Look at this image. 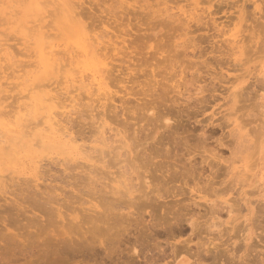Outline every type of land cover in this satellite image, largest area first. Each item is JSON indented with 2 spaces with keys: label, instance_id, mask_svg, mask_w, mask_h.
Wrapping results in <instances>:
<instances>
[{
  "label": "rangeland",
  "instance_id": "374dc122",
  "mask_svg": "<svg viewBox=\"0 0 264 264\" xmlns=\"http://www.w3.org/2000/svg\"><path fill=\"white\" fill-rule=\"evenodd\" d=\"M14 1H16V2H14ZM20 1H22V4H21V2ZM24 1V2H23ZM45 1H49V0H0V49H2L1 51H0V56L2 55V56H4V58L6 57V55H8L7 57H8V61L10 62V64H11V62H12V60L13 59H15V60H13V62L14 63H12L11 65H13V66H11V65H9L7 62V59L5 60V59H2L1 57H0V59H2V60H0V71H2L1 72V74H0V81L2 82V85H1V82H0V89H2V90H4L3 92L1 91L0 92V98L1 97H3V99H1V100H3V102L1 103L0 102V113L1 112H5V110H6V112H5V114H1V116H0V132H2L3 133V138H6V139H9V141H8V143H7V141H5L6 139H4V141H3V138H2V133L0 134L1 136H0V140L2 141V143H5V144H1L0 146H1V149H0V182H2V183H0L2 186H0V188L2 189V191H4L3 189H5V186H6V189L7 190H5L4 192H2L1 193V191H0V194H2L0 197H1V199H0V255H1V253L3 252L2 250L4 249L5 250V247H7L8 246V243L9 242H15L16 240H14V239H18V238H14L13 237V234L14 233H17V237H19V239H20V244L21 245H23V243L21 242V241H24V243L26 242V241H29V239L31 240V241H34L33 243H32V245L34 244L35 245V248L34 249H32V250H30V252H32V253H30L29 252V249H30V247L32 248V246H31V244H29L28 243V246H26V247H29V249H28V251H26V253L27 252H29V253H27V255H25L26 253H24V249H26L27 250V248L26 247H24V246H21L22 248L24 247V249H22L19 245H18V247H17V245L15 246V248H17V249H15L17 252V254H13V252L15 253V250L14 251H12L13 249H14V245L15 244H17V243H19V241L17 242V243H13V244H10L8 247H9V250L12 248H10V246L12 245L13 246V248L11 249V251H9V252H12V253H9L8 252V248H6L7 249V254H8V259L9 258H13L14 260H12V258H11V260H9V261H7L6 259H4V260H2V258H7L6 256H5V254H6V252H4L3 254H4V256L5 257H3V254H2V257H1V262H2V264H4V262L3 261H5L6 262V264L7 263H12L13 261V263L12 264H27L26 263V261L27 262H29V259L31 260H33V261H31L30 262V264H35V263H33L35 260V262H37V264H51V263H53V264H56V262H53V261H59V263L60 264H64L65 263V258H66V255L69 253V251H70V248H73L74 246L76 247V245H75V243L79 240V238H82L83 240L84 239H87L88 237H89V240H90V238H91V240L93 241V242H95L93 239H95L94 237H97L95 240H98V238H99V240L98 241H103V243H104V245L106 246V247H108L109 249H107V250H110L111 248H110V246L112 247V245L114 246V243H115V247L114 248H116V247H118L119 245H120V249H123V250H119V247L117 248L118 249V251L120 252V254H118V251H116L117 253H116V255H117V258H116V255H114L113 254V256L115 257V260L116 259H118V261H119V263H118V261L116 260V262H117V264H121V261H124L125 259V257L128 259H126L128 262L127 263H130V260H132V257H133V259H134V261H135V263L136 262H139V263H136V264H142L143 263V260L145 261V263H143V264H146V261H147V264H149V259L151 258V259H153V258H155V261H156V259L159 257V259H161V260H158L157 261V264H168V262L167 261H171V259H172V263L173 264H191L193 261H194V264L195 263H197V264H199L200 263V261L202 260V259H199V258H205L206 260V262H205V264L207 263V264H209L208 263V258L210 257V256H212V258L210 257V260L212 261V262H214L213 261V259L215 260L216 259V257L219 259V260H215L216 261V263H217V261H220V263L222 264H226L225 262H227V260L228 259H231L232 258V255L230 254L229 255V252L231 253V251H229V252H227L229 249H230V243L231 242H234L235 243V247L237 248L238 246V244L239 243H241V244H243V245H241V246H239V248H237L236 250H239L238 252H239V254H242L243 255V258L245 257V256H248L249 254H257V255H259V258L257 257V255H254L253 254V256H254V258H253V256L252 255H249V257H251V259H252V261H254V260H256L254 263L255 264H257L258 262H264V259H261V256H262V258H263V256H264V230H262L260 227H258L257 225H259V223L258 222H256L255 220L257 219V218H259V219H257L259 222L260 221H262V213L260 214V216H259V214H257L259 217H257V215H255V213L254 212H256L257 213V207H261V205L260 204H263V202H264V152L263 153H261V157L257 160V165H255V167H247V168H245L244 167V163L243 162H239V160L237 161L236 160V162H235V168H236V166H237V170L235 169V170H233V174H232V177H228L227 175H225L226 174V172H225V174L223 173L222 175L220 174L221 173V169L222 168H220V169H218V171H217V169H216V167H212L213 169L211 170V168H210V166L213 164L212 162H214L215 164H213V165H215V166H218V168H219V166L220 167H224L223 168V170L225 169V166L227 165L226 163H225V166H224V163L222 164V162L223 161H221V163H220V160H219V156L220 155H222V156H224V155H228V156H230L229 155V153H231V149L233 148L232 146H233V142H235L234 144H236L237 142L238 143H240L239 141H241V139L244 137V139H245V136H244V134L245 133H247V132H249L250 130L252 131L251 133H253V131L254 130H252L253 129V126H255L254 128L256 129V132H255V134H254V136L256 135L257 137H258V134H257V129L258 130H260L261 129V131L264 129V128H258V126L260 125V124H262V122H263V120H264V48H260V47H257L258 46V43L257 44H254V46H253V48H252V46H250V44H252V42L254 43L255 42V40H253V38L251 37V36H253V35H255L254 36V39L257 37L258 39H256V41H258L259 39L261 40H259V46H262L263 45V42H264V37H263V35H264V29H262V28H264V27H262L263 26V24H264V15L262 16L261 14H264V12H263V10H264V0H190V2L189 1H185V0H178L179 2L178 3H176L177 1L176 0H138L139 1V3H138V1L136 0H122V2H121V0H114V1H112V0H66L67 1V3L69 4V6H71V7H73V11L74 12H78L79 14L77 15L76 13V16H77V18H79L81 21H83V22H81V24L82 25H84L85 26V32H87V35H88V37L90 38L91 36V38L93 39H91V40H89L90 41V43H92L91 44V48L98 54V55H100L99 53L101 52V50L99 49V48H103V44L101 43V46L102 47H100V44H98V42H97V36H99L100 37V41H102L103 39V41L104 42H106L107 43V41H108V37H111V38H113V35L115 34V36H116V34L117 35H120L119 36V38H116V37H114L113 38V40L114 39H116L115 41H117L118 43H119V40H122V39H125V40H127L126 41V45H127V47L129 48L127 51L125 50V49H121V53L118 55V57H117V55L116 56H114L115 58H114V60L115 61H112L111 60V62H112V64L114 65V62H116L115 64V68H114V70H116V72H114V70L112 71V75H113V77H115V80L117 79V77L119 78V79H117L118 80V82H119V85H117L116 86V84L114 85V86H112V84L113 83H117L118 84V82L117 81H115L114 79V81L115 82H113V81H111V82H109V78H108V76L106 75L107 73H106V70H111V69H113V65L112 66H110V59H108L107 60V62H110V63H108V65H109V67H111V68H109L108 66L105 68V66L104 65H99V66H95V67H91V68H93V69H89V70H86V72H85V75H92L93 73H98L97 74V76H98V81L97 82H100L101 83V85L99 84V83H97V82H89V80H91V77L90 78H86L85 79V81L87 82V83H89L90 84V86H89V84L86 86V87H83L82 88V86H85L87 83L86 82H84V83H81L80 81H78V80H80V75L78 74V73H76V70L74 69L75 68V65H71L70 64V60H71V55L69 54V59L67 58V52L68 51H66V50H64V49H61L60 51H61V53H60V56H61V58H63V60H64V63L66 64V59L65 58H67L68 59V61H67V63L69 64V65H67V67L65 66L64 68H63V71H64V69H65V72H63V74H62V69L60 70V71H57V68H50V69H47V70H44L42 67L41 68H39V65H38V56H37V53H36V51H37V49H38V35H36V34H39L40 32H43L44 33V31H45V35H46V32H48L47 33V36H48V34H50V37L49 38H47V40L46 41H51V40H53V41H57V42H60L61 44H63V46H64V44H65V42L66 41H70V42H72L75 38H70L71 37V33L69 32V31H67L65 28L67 27V24L65 23V21L63 20V18H62V14L60 13V15H57V16H54V13H56V14H58L59 13V9H58V7L56 6V1L57 0H55V1H53V0H50L51 2H53V3H49V5L50 6H48V3L47 2H45ZM71 1V2H70ZM140 1H141V4L142 5H140L139 6V4H140ZM163 1V3H161V2ZM196 3V4H198V2H200L198 5H196L194 2ZM208 1V2H207ZM222 1V2H221ZM235 1V2H234ZM236 1H237V3H236ZM252 1V2H251ZM40 2H42L41 4H43V2H44V4L45 3H47V6L45 7V5H41L40 4ZM116 2V3H115ZM145 2H147V6L146 5H143V4H146ZM149 2H150V4H149ZM158 2L159 3H161V5H159L158 4ZM201 2H204V3H201ZM205 2H207V3H205ZM221 2V3H220ZM230 2V3H229ZM233 2V3H232ZM129 3V4H128ZM130 3H132V4H135L136 6H133L132 4H130ZM137 3V4H136ZM151 3L152 4H155L154 6L153 5H151ZM174 3H175V5H174ZM194 4V6H193V4ZM258 3V4H257ZM263 3V4H262ZM25 4V5H24ZM149 4V5H148ZM156 4H158V5H156ZM163 4V5H162ZM167 4V5H166ZM234 4V5H233ZM235 4H237V6L235 5ZM74 5V6H73ZM168 5H170V6H168ZM177 5V6H176ZM182 5V6H181ZM229 5H231V6H229ZM7 6V7H6ZM139 6V8H137ZM145 6L148 8V6H149V8H156V7H159L158 9L156 8V10L157 11H159V9H161L160 10V12H159V14H157L158 12L154 9V10H152V9H146L145 8ZM156 6V7H155ZM167 6H168V8H167ZM173 6V7H172ZM197 6V7H196ZM220 6H222L221 8H220ZM242 6H245V7H242ZM45 7V8H44ZM135 7V8H134ZM161 7H165V8H161ZM170 7H171V9H170ZM194 7H196V8H194ZM254 7H256V8H254ZM56 8L58 9V11L56 10ZM217 8H219V9H217ZM262 8H263V10H262ZM75 9H76V11H75ZM83 9V10H82ZM127 9V10H126ZM140 9V10H139ZM163 9H166V10H163ZM167 9H169V10H167ZM182 9V11H180V10ZM257 9V10H256ZM51 12V11H53V12H51V13H49V11ZM78 10V11H77ZM112 10V11H111ZM172 10V11H171ZM185 10V11H184ZM216 10V11H215ZM220 10V11H219ZM257 12H256V11ZM261 10V11H260ZM7 11L9 12V13H7ZM16 11V12H15ZM48 11V12H47ZM56 11V12H55ZM81 11V12H80ZM86 11V12H85ZM118 11V12H117ZM148 11V12H147ZM214 13H213V12ZM237 11H239V12H237ZM246 11H248V12H246ZM254 11V12H253ZM4 12H6V14L4 13ZM18 12V13H17ZM115 12V13H114ZM146 12V13H145ZM151 12V13H150ZM154 12V13H153ZM167 12H169V13H172L173 14V12L175 13H177V14H174L175 16L177 15L178 17L181 15V17H175V16H173L172 14H168ZM187 12V13H186ZM216 12H218V13H216ZM250 12V13H249ZM85 13V14H84ZM86 13H88V14H86ZM116 13H117V15H116ZM147 13H149V14H147ZM154 15H153V14ZM156 13V14H155ZM166 15H165V14ZM179 13V14H178ZM212 13V14H211ZM234 13V14H233ZM259 13V14H258ZM14 14V15H13ZM16 14V15H15ZM52 14H53V16H52ZM80 14H83V15H80ZM146 14H147V16H146ZM151 14V17L150 16H148V15H150ZM163 14V15H162ZM249 15V17H248V15ZM251 14V15H250ZM253 14H255V16L257 17H255ZM259 16H258V15ZM47 15V16H46ZM87 15H89V17L87 16ZM155 17L156 15L157 16H159V17H156V18H154L153 16ZM172 15V16H171ZM190 15H191V18H190ZM229 15H231V16H229ZM247 17H246V16ZM253 15V16H252ZM46 16V17H45ZM59 16V17H58ZM83 16V17H82ZM145 16H146V18H145ZM167 16V17H166ZM197 16H199V18L197 17ZM205 17V18H203V17ZM226 16V17H225ZM236 16V17H235ZM245 16V17H244ZM251 16H252V18H251ZM263 18H262V17ZM86 17H88L87 19H85ZM153 17V18H152ZM161 17V18H160ZM169 17H171V20L169 19ZM182 17H185L186 19H184V18H182ZM198 19V21H199V19H201L200 20V23H197L196 24V22H198L197 21V19ZM201 17V18H200ZM228 17H230L231 18V20H230V18H228ZM236 19H235V18ZM258 17L260 18V21H256L257 19H258ZM62 18V19H61ZM90 18V19H89ZM147 18H149V19H147ZM166 19V20H168V22L165 20V21H163V23L164 22H166V24L168 25H165V23L163 24V23H161V24H163V26H160L161 24H160V22L158 21V20H160V19ZM176 18V19H175ZM180 18H182V19H180ZM190 18V19H189ZM232 18L234 19V20H232ZM253 20V21H251V19ZM42 19V20H41ZM55 19V20H54ZM175 19V20H174ZM192 19H195V20H192ZM185 20V23L183 22ZM187 20V21H186ZM238 20V21H237ZM104 21H106V23L104 22ZM150 21V22H149ZM153 21V22H152ZM157 23H156V22ZM169 21H170V23H172V24H170L169 23ZM172 21V22H171ZM193 21H195V23L193 22ZM216 21V22H215ZM52 23V24H50V23ZM86 22H87V24L92 28H90L91 29V31H90V33H89V28L87 29V27H88V25L86 24ZM93 22V23H92ZM155 22V23H154ZM162 22V21H161ZM182 22L184 23V24H182ZM209 22V23H208ZM220 22V23H219ZM245 22V23H244ZM259 22H260V25H259ZM22 23L24 24L23 25V27H22ZM83 23H85V24H83ZM120 23V24H119ZM122 23V24H121ZM182 25H181V24ZM193 23V24H192ZM202 23V24H201ZM204 23V24H203ZM257 23V26L255 25ZM263 23V24H262ZM50 24V25H49ZM110 24V25H109ZM113 24L115 25V27L113 26ZM159 24V25H158ZM191 24V25H190ZM197 26H196V25ZM204 27L205 25L207 26V28H206V26H205V28H203L202 27V30L201 29H198V28H200V26L201 25ZM34 25H37V26H34ZM49 26V27H47V26ZM86 25H87V27H86ZM96 25V26H95ZM157 26V28H156V26ZM176 25V26H175ZM195 25V26H194ZM217 25V26H216ZM243 25H245V27L243 26ZM247 25V26H246ZM25 26V27H24ZM31 26H33V30H30L29 31V29H32V27ZM43 26V27H42ZM46 26V27H45ZM51 26H53V27H51ZM54 26H55V29H54ZM116 26H117V28H116ZM172 28H171V27ZM174 26V27H173ZM183 26H185V27H183ZM210 26V27H209ZM250 26V27H249ZM26 27H29V28H26ZM35 27H37V28H35ZM42 27V28H41ZM65 27V28H64ZM181 27V28H180ZM186 27H188V30H192V32H194V30L196 31V29H197V31L196 32H194V33H192L191 31H190V34L188 33L189 31H186L187 30V28ZM196 28V29H194V28ZM211 27H212V29H211ZM217 27V28H216ZM118 28H120V29H118ZM177 28V29H176ZM245 28V29H244ZM36 29H38V32H37V30ZM93 29H95V30H93ZM115 29H117L118 31L119 30H121V31H119L120 33H118V32H116V30ZM123 29V30H122ZM182 29V30H181ZM194 29V30H193ZM216 29V30H215ZM243 29V31H241ZM261 29H262V31H261ZM34 30H36V31H34ZM48 30V31H47ZM102 30V31H101ZM215 30V31H214ZM108 31H111V32H107V34H108V36H107V34H106V36L107 37H105L104 35H105V33ZM115 31V32H114ZM255 31V32H254ZM28 32H29V34H28ZM31 32V33H30ZM105 32V33H104ZM114 32V33H113ZM123 32V33H122ZM125 32H127L126 34H128V35H126L125 34ZM244 32V33H243ZM261 32H262V34H261ZM51 33L54 35V37L52 36V39H51ZM104 33V34H103ZM112 33V34H111ZM252 33H253V35H252ZM255 33V34H254ZM91 36H90V35ZM198 34V35H197ZM241 34H243L246 38H247V36H249L247 39L248 40H246L247 41V43L244 41L245 39H242L243 37L241 36ZM245 34H247V35H245ZM257 34V35H256ZM262 36H261V35ZM69 35H70V37H69ZM101 35V36H100ZM112 35V36H111ZM239 37H238V36ZM258 35L260 36V38L258 37ZM190 36H192V37H190ZM197 36H198V38H197ZM125 37V38H124ZM188 37V38H187ZM190 37V38H189ZM203 37V38H202ZM240 37H241V39H240ZM252 38V40H251V38ZM96 38V39H95ZM105 38H107L106 40H105ZM187 38V39H186ZM192 38H194V39H192ZM207 38V39H206ZM226 38L228 39V40H226ZM234 40H233V39ZM238 39V41H239V39H240V41L238 42L237 41V39ZM199 39V40H198ZM226 40V42H222L223 40ZM232 39V40H231ZM249 39L252 41H249ZM224 40V41H225ZM230 40V42L232 43H230V42H228ZM242 40H243V43H242ZM217 41V42H216ZM263 41V42H262ZM97 42V43H96ZM128 42H129V44L131 45H133V47H131L132 48V50L130 49V46H129V44H128ZM208 42V43H207ZM244 42H245V44H244ZM214 43L217 45V47L219 48H222V47H224V46H227L226 45V43L230 46V45H232L230 48L232 49V50H230L229 51V46H227V48H229V49H227L228 50V52L226 51L225 52V48L226 47H224V52H222L221 50L223 49H221V50H218V51H221V52H218V51H214L216 48H215V45H214ZM224 43V44H223ZM235 43H236V45H239V46H242L243 48L245 47V49H244V52L242 53V54H240L239 52H238V48H235V51L237 50V54H238V58L236 57L235 59L233 58V57H235V56H232L231 55V52H233L234 50H233V46H236L235 45ZM248 43H250V44H248ZM183 44V45H182ZM213 44V45H212ZM222 44V46H219V45H221ZM246 44H248V45H246ZM1 45H3V46H1ZM131 45V46H132ZM159 45H160V47H159ZM161 45H163L162 47H161ZM190 45V46H189ZM200 45H201V47H200ZM257 45V46H256ZM63 46H62V48H63ZM212 46H214V47H212ZM264 46V45H263ZM2 47V48H1ZM4 47H6V49L4 50ZM137 47H138V49H137ZM157 47V48H156ZM204 47V48H203ZM212 47V48H211ZM233 47V48H232ZM247 47V48H246ZM248 47H251V49H252V52H257V50L258 49H261L262 50V53L260 54V55H262L263 54V56L262 57H260V55H259V50H258V54H257V57L255 56L256 54L255 53H252V52H250L251 54L250 55H246L245 54V51H247V50H249L248 49ZM9 48V49H8ZM61 48V47H60ZM134 48H136V50H134ZM159 48V50H157V52H159V53H157L156 52V49H158ZM214 48V50H212V51H210V49H213ZM256 48H258L256 51H255V49ZM111 49V48H110ZM162 49V50H161ZM254 49V50H253ZM137 51V52H139V53H137V52H135L134 53V51ZM139 50V51H138ZM10 51L12 52V53H10ZM124 51H125V53H129V52H132L131 54H129L131 57H132V59H133V57H137L138 56V58H139V60L140 61H143L142 63L143 64H141V66L140 65H138V66H140L139 68H140V70H141V73H144V72H142V70H145V69H147V71H149V69H151V72L150 73H152L153 74V72L154 71H156V73L158 72L157 71V68H159L158 70H161L162 69V72L161 73H165V74H167V75H165V74H160V72H158V74H159V76H157L156 74H154V75H156L155 76V78L154 77H152L153 79H154V82L156 81V83H154L155 85L153 86V87H151L152 85H153V80H152V84H150L149 83V79H150V73L149 72H147V71H145V73H146V75L147 74H149V75H147L148 77H149V79H148V77H147V79L145 78L146 77V75L145 74H143L144 75V77H143V75L141 76V73H139L138 71V73H131V77H132V79L134 78V77H136V79H137V75H139V77L138 78H140L139 79V81H135L134 79V81L132 80V79H130L131 81H133V83L135 82V84L136 83H140L139 85H137V88H136V86L134 85V84H132V82L130 83V81L129 82H126L125 84H127L126 86H128V87H130L129 85H131L132 84V86H133V89L134 88H136L137 90H139V87L141 88L140 89V91L142 90V92H143V94H144V91L145 90H147V91H149V90H155V91H149V92H153L154 94H152V93H150V96L152 95H154L155 97H152V99H150L149 97V92H147V91H145V93L147 94L148 93V95L147 96H149L148 98H147V96L145 97V94H144V97L142 98V99H148L150 102H154L153 104H158V105H154L153 106V104L151 103V107L150 108H153V110L155 111L156 110V113H160L161 114V112H163L162 114H161V116H163V118L164 117H167V118H169L170 119V122H169V125H166L165 124V121H164V119L162 118V122H161V120H159V119H161V116H160V114H158L159 115V117L157 116V114H155V112H153L154 113V115L152 116V114L150 113V112H147V108H149V107H147L149 104H145L146 102L147 103H149L148 101H145V103L143 102V101H139V100H137L140 96H141V94H136L137 95V97H135L133 94H131V95H127L126 94V92H124L125 91V89H124V80L123 79H125V78H122V77H126L127 75H125L124 74V72L126 71L123 67L125 66L126 67V64H124L123 62H122V60H123V58H121V60L120 59H118V58H120V57H123V55H124ZM164 51V52H163ZM196 51V52H195ZM202 51H203V53H202ZM210 51V52H209ZM6 54H4V53ZM7 52H8V54H7ZM123 52V53H122ZM155 52L157 53V54H155ZM215 52V53H214ZM249 52L247 51L246 53H248L249 54ZM63 53V54H62ZM141 53V54H140ZM202 55H201V54ZM204 53H206V54H204ZM218 53H219V55H221V53H222V55L220 56L221 58H224L223 60H224V66H221V70L218 68V67H220L219 65H221V63L219 64V63H217L218 61H219V57L218 58H216V59H218V60H214L215 59V57L216 56H219L218 55ZM225 53L227 54L226 56H227V58H226V56H225ZM31 54H32V56H31ZM168 54V56L167 57H171L172 59H173V61L171 60V59H169V61H168V58L167 59H165V64H167V62H168V64L170 63V65H172V66H170V65H168V66H170L171 68H172V70H171V68H170V70H169V68H168V66H166L167 67V69H166V71H164L165 69L164 68H162L163 66H165L164 64H162L163 66H161V65H159V63H160V61H163L162 60V58L164 57L163 55H167ZM200 54V55H199ZM228 54L229 55H231V56H229V59H228ZM255 54V55H254ZM29 55V56H28ZM64 55H66L65 57H64ZM134 55V56H133ZM155 55V56H154ZM204 55V56H203ZM251 55H252V59H251ZM254 55V56H253ZM259 55V56H258ZM156 56H158L157 58H158V60H159V58H160V60H159V62H157L158 60H157V58H156ZM192 56H194V57H192ZM223 56V57H222ZM249 57V60H251V61H249V60H247L248 62H246V59H248V57ZM6 57V58H7ZM117 57V58H116ZM162 57V58H161ZM247 57V58H246ZM256 57V58H255ZM260 57V58H259ZM12 58V59H11ZM209 58V59H208ZM220 58V59H221ZM240 58H245V59H240ZM228 61V62H226V64L227 65H225V61L226 60ZM233 59V60H232ZM6 62H5V61ZM28 60V61H27ZM121 61L124 65H122V64H120L121 62H119V61ZM134 61L136 60V58H134L133 59ZM166 60H167V62H166ZM209 60V61H208ZM222 60V61H223ZM237 60V61H236ZM34 61V62H33ZM36 61V62H35ZM140 61H135V64H136V62H138V63H140ZM221 61V60H220ZM231 61V62H230ZM238 64V61H240L239 63L240 64H238V65H235L236 66V68H238V69H233V67H234V64H235V62ZM242 61H245V63L243 64L242 63ZM32 62V64L34 63V66L32 65H30L29 63H31ZM157 62V63H156ZM173 62H175L177 65H175ZM209 62L211 63L212 62V64H215V63H213V62H216V65L217 64H219V65H217L216 67H215V65H212V64H209ZM232 62H234L233 63V65H232ZM16 63V64H15ZM25 63V66L23 65ZM119 64V66H117L118 64ZM127 63H132V62H127ZM137 63V64H138ZM229 63H231L230 64V66H228V64ZM242 63V64H241ZM259 63V64H258ZM26 64H27V66H28V64H29V66L27 67L26 66ZM63 64V63H62ZM65 64H63V65H65ZM134 64V63H133ZM132 64V66H134ZM158 64V65H157ZM190 64V65H189ZM192 64V65H191ZM193 64H194V66H193ZM257 64H258V67H257ZM4 65V66H3ZM20 65V66H19ZM21 65H23V66H21ZM123 66L122 68H121V66ZM241 65H243V66H241ZM17 66V67H16ZM37 66V67H36ZM74 66V67H73ZM158 66H161V68L160 67H158ZM177 66V67H176ZM181 66V67H180ZM183 66H184V68H183ZM188 66H190V68H188ZM250 66H251V68H255V69H252L251 70V68H250ZM256 66V67H255ZM5 67V68H4ZM16 67V71L18 70V72H15V71H13L14 70V68ZM20 67H22L23 68V70L21 71L20 69ZM70 67H72L73 68V70H72V68H70ZM99 67V68H98ZM120 67V68H119ZM137 67V66H136ZM175 67H176V69H175ZM203 67H204V69H203ZM213 67H214V71L213 70H211V69H213ZM223 67H224V69H223ZM225 67H230V71H229V69L228 68H226L225 69ZM232 67V68H231ZM241 67H243V68H241L242 70H240L239 71V69ZM244 67H247V69L246 68H244ZM142 68H145V69H142ZM179 68V69H178ZM198 68V69H197ZM217 68V69H216ZM235 68V67H234ZM248 68L250 69V70H248ZM257 68V69H256ZM106 69V70H105ZM119 69H122V73H121V70L119 71ZM164 69V70H163ZM175 69V70H174ZM178 69V71L180 70V72H178V71H176ZM197 69V70H196ZM244 69L246 70V71H244ZM54 70V71H53ZM199 70V71H198ZM220 70V71H219ZM223 70H228V72L227 71H223ZM237 70V71H236ZM248 70V71H247ZM13 71V72H12ZM26 71V72H25ZM94 71V72H93ZM98 71V72H97ZM164 71V72H163ZM170 71V72H169ZM173 73H172V72ZM202 71H204L203 73H202ZM211 71H213L214 72V76H215V73H218L215 77L213 76V72H211L212 73V75H211V73L210 72ZM232 71H233V73H232ZM243 71H244V73H243ZM89 72H92V73H89ZM166 72H168V73H166ZM184 72V73H183ZM197 72V73H196ZM207 72V73H206ZM226 72H227V75H228V77H226L227 75H226ZM248 72V73H247ZM254 72V73H253ZM13 73V74H12ZM25 73V74H24ZM118 73H120L121 74V78H120V74H118ZM155 73V72H154ZM169 73H172V74H174V73H176V75L177 76H175V75H173L172 77L170 76V75H172V74H169ZM220 73H222V75L220 74ZM241 73H243V76H242V74ZM248 75H247V74ZM19 76V77H17L16 78V76ZM21 74H23V76L21 75ZM59 74H61V75H63V76H59ZM74 74V75H73ZM79 75V76H77V75ZM152 74H151V76H152ZM178 74H179V76H178ZM219 74H220V76L221 77H224L223 79H227V78H229L230 76H231V78L232 77H234V78H232V84L230 83V82H228V80L229 81H231V79L229 78L228 80H226V81H222V79H221V77L219 76ZM236 74V75H235ZM246 76H245V75ZM12 75V76H11ZM20 75L22 76V77H20ZM67 75V76H66ZM124 75V76H123ZM128 75H130V74H128ZM163 75V76H162ZM165 75V76H164ZM170 77H169V76ZM181 75V76H180ZM195 75L197 76V77H195ZM226 75V76H225ZM241 75V76H240ZM253 75H254V77H253ZM6 76H8V77H6ZM11 76V77H10ZM13 76H15V77H13ZM45 76V77H44ZM52 76H53V79H52ZM75 76H77V77H79V78H76ZM104 78H103V77ZM184 76V77H183ZM238 76V77H237ZM240 76V77H239ZM252 76V77H251ZM44 77V78H43ZM51 77V78H50ZM62 77V82H61V80H60V78ZM67 77H75L76 78V81H75V83H77V84H75L74 82H72L71 81V79L69 78H67ZM106 77V78H105ZM129 77V76H128ZM127 77V78H128ZM141 77H142V79H145L144 81L145 82H148V84H150V85H148L147 83V85L148 86H150L151 88H153V89H151L150 87H149V90H148V88H146V85L144 86V85H142V84H145V82L143 83H141ZM156 77H158L159 79H157ZM161 77H169V79L167 78V80H169V82L170 83H168V81L167 80H164V78H161ZM181 77V78H180ZM183 77V78H182ZM193 77H195V78H193ZM201 77V78H200ZM226 77V78H225ZM237 77V78H236ZM127 78H126V80L125 81H128L127 80ZM193 78V79H192ZM217 78V79H216ZM219 78V79H218ZM262 78V79H261ZM7 79V82H5V80ZM42 79H43V81H42ZM57 79V80H56ZM60 80V83H61V85H58L59 84V80ZM101 79H102V81H101ZM161 79H163V80H161ZM192 79V80H191ZM197 79V80H196ZM233 79H236V80H234L235 82L233 83ZM257 79H258V81H257ZM47 80H49V82H47ZM53 80V81H52ZM119 80H123L122 81V85H121V83H120V81ZM147 80V81H146ZM158 80H161L162 82L164 81V83L166 84V81H167V84L168 85H170V86H168L167 84V86L168 87H166V86H164V87H166V93H165V91H164V89L162 90L161 88H163V87H161V85L163 84L162 82V84H160V86L158 85V82H160V81H158ZM199 80V81H198ZM200 80H202V81H200ZM208 80V81H207ZM262 80V81H261ZM23 82V83H21V84H19L18 86H16L18 83H20V82ZM56 81H58L57 83H56ZM64 81V82H63ZM68 83H67V82ZM72 83H71V82ZM106 81H108V82H106ZM181 81H183V82H181ZM185 81V82H184ZM194 81V82H193ZM3 82H5V84H3ZM52 82H54L52 85H51V83ZM189 84H187V83ZM209 82V83H208ZM262 84H261V83ZM8 83V84H7ZM43 84L44 83V85H45V87H43V86H40V88H34V85H36V84ZM46 83H49V85H47ZM105 83H108L109 84V89H110V91L108 90V87H104V86H106V84ZM111 83V84H110ZM180 83H182V84H180ZM185 83V84H184ZM191 83V84H190ZM211 83V84H210ZM232 85V86H229L230 84ZM258 83V84H257ZM66 84H67V86H68V88H67V86H66ZM71 84H72V88L71 89H73L72 91H71V89H69L70 87H71ZM177 84V85H176ZM180 86H179V85ZM186 84H187V86H186ZM202 84H203V86H202ZM207 84H209V87H212L211 89L210 88H208V90L209 91H204V93H202L203 92V90H207V88H205V87H208V85ZM215 84V85H214ZM228 84V85H227ZM102 86L103 88H101L100 89V91L98 90L97 91V89H98V87L99 86ZM164 85V84H163ZM172 85H173V87H174V89H173V87H172ZM206 85V86H205ZM218 85V86H217ZM260 85H261V87H260ZM49 86V87H48ZM58 87L59 86V88L60 87H64L65 89H67V90H65L64 88L62 89V88H60V90L59 91H57L59 88H56L57 90H55V88H54V90L53 89H51V91H50V89L49 88H53V87ZM75 86H78L79 88H75ZM96 88V91H93V89H94V87ZM110 86H112V87H114L115 89H117V90H115L114 88H112V87H110ZM122 86V87H121ZM131 86V87H132ZM141 86H143V87H141ZM160 87V89H159V87ZM177 86V87H176ZM189 86V87H188ZM199 86V87H198ZM203 88H202V87ZM228 86V87H227ZM39 87V86H38ZM92 87H93V89H92ZM117 87V88H116ZM118 87H119V89H118ZM171 87V88H170ZM191 87V88H190ZM193 87V88H192ZM200 87L203 89V90H198V89H200ZM227 89H226V88ZM235 88V89H233V88ZM251 89H250V88ZM31 88V89H30ZM87 88V89H86ZM120 88L122 89V91H120ZM205 88V89H204ZM214 88H215V91H213L214 90ZM225 88V89H224ZM243 88H244V91H243ZM247 88V89H246ZM10 89V90H9ZM82 89V90H81ZM106 89H107V91H106ZM114 89V91H119V94H118V92H116V94H115V92L113 91V93L117 96V95H119V96H121V97H116V96H114V95H111V98H114L115 97V99H116V101H115V99H111V98H109L108 99V97H110V94L109 93H112V90ZM144 89V90H143ZM169 89H171V90H169ZM185 89V90H184ZM187 89V90H186ZM190 89H191V91H190ZM197 89V90H196ZM220 89V90H219ZM29 90V91H28ZM79 90V91H78ZM85 90V91H84ZM95 90V89H94ZM101 90L103 91V92H107V94L108 95H103L102 94V92H101ZM105 90V91H104ZM135 90V89H134ZM168 90V91H167ZM175 90H178V91H175ZM189 90V91H188ZM196 90V91H195ZM210 90L212 91V92H210ZM230 90V91H229ZM247 90V91H246ZM252 92H251V91ZM53 91V92H52ZM57 93H56V92ZM71 91V92H70ZM74 91H77V92H74ZM88 91H91V92H89V94H87L88 93ZM162 92V91H164V92H162V93H160V92ZM184 91V92H183ZM202 91V92H201ZM229 91V92H228ZM29 92V93H28ZM31 92V93H30ZM51 92V94H52V96H54V94H55V96H58V98H59V96L61 95V97H60V99L61 100H63V102H66L68 105H66V103L64 104L60 99V102H62V104H60V105H62L63 106V104L65 105V106H61L62 108H64L63 110L64 111H66V113L67 114H69V115H72V116H68V115H66V117H65V115L64 114H66L63 110H62V108L61 107H58V105L57 104H55L56 105V107H53L52 109H53V111L55 110H59V112H60V109H61V111L62 112H64L63 113V115L61 114L60 116H64L65 118H67V119H69V120H65L64 119V117L61 119L60 118V116H59V112H58V118H60L61 120H62V122H63V119L65 120V122H63L64 124H66L67 126H69V124H70V128H68V129H70L71 131H73V136L72 137H75V136H77L78 134H75V132L78 130L79 132H81L82 130H79V129H81V126H82V128H84V130L85 131H87V133H86V135H85V133L84 132H81L83 135H85L84 137L86 138H88L89 136L87 135V134H90L91 132V134H94V137H95V139H93V137L89 140V142L87 141V142H85L86 144H84V143H80L81 144V149L83 150V151H81V149H80V145H79V143H78V147H79V154H80V156H79V154H78V152L76 151V150H72V149H74V148H71L70 149V147L68 146V145H65L66 143H68L69 141H70V138H69V136H66L65 134H62V132L60 131H58V132H56V134L55 133H51L48 129L47 130H44V129H46L47 127H46V125L47 124H45L44 123V121L46 120V117H45V115H47V114H44V113H46L47 111H46V108H39V107H41V106H39V105H37V106H35V107H33L31 110H30V107H31V104H29V103H32V101L33 100H35L36 98H38L40 95H45V94H47V96L49 95V93ZM55 92V93H54ZM70 92V93H69ZM94 92H95V94H94ZM98 92V93H97ZM99 92H101L100 94H102V96H100V95H98L99 94ZM157 92H159V93H156ZM168 92V93H167ZM188 92V93H187ZM190 92V93H189ZM194 92V93H193ZM225 92V93H224ZM234 92V93H233ZM237 92H240L239 93V98L241 99V100H239V98H238V96L235 98V94H238ZM247 92V93H246ZM27 93V98H25L26 97V95H25V97H22L24 94H26ZM60 95H59V94ZM69 93V94H68ZM91 93V94H90ZM112 93V94H113ZM141 93V92H140ZM164 93V95L162 96V94ZM231 93V94H230ZM246 93V94H245ZM4 94V96H2ZM8 94H9V96H8ZM51 94L49 95V96H51ZM57 94V95H56ZM98 96H97V95ZM106 94V93H105ZM123 94H124V96L126 97H124V98H122V96H123ZM158 94H160V95H158ZM206 94H207V96L209 95V97L207 98L206 97ZM233 94H234V96H233ZM244 94H245V96H244ZM90 95L91 96H93V98L95 97V96H97V97H99V98H101V99H99V102H98V99L95 97L94 99H97V100H94V102H96V103H93V98H91L90 97ZM133 95V96H132ZM157 95V96H156ZM203 95H205V96H203ZM241 95H243L244 97H246L245 99H247L248 101H245V99H244V97L242 98L241 97ZM262 95V96H261ZM7 96L9 97V98H7ZM29 96V97H28ZM30 96H32V99L30 98ZM75 96V97H74ZM78 96V97H77ZM83 96L85 97V98H83ZM92 99V101H90L91 99H89V97ZM104 96V97H103ZM107 96V97H106ZM114 96V97H113ZM132 97L131 98V100H133V101H137L138 103H136V102H134L135 104H138L139 105V103H143V104H145V109H143V110H145V116L148 118V116L150 117V119L152 118V122H154V120H155V115L157 116V118H159L158 120L156 119V122L154 123L155 124V126H157L156 128L157 129H155V131L153 132V133H155V134H153L152 132H151V134H153L152 136L150 135V130H154V127L155 126H152L151 124V122H149L150 123V125L153 127V128H149V129H145V131H143V132H145V133H143L142 132V129H144L143 127H146L147 126V123H145V121L147 120V118H145V116H144V114H142L143 116H144V121H142L143 120V118L141 119V118H139V116L140 117H142L141 115H137L138 113H140V111L139 110H141V107L139 108L138 107V105L136 106L135 104V106L136 107H138V109L137 108H135V106L134 105H132L131 106V103H129L130 102V97ZM162 98H160V97ZM250 96V97H249ZM5 97V98H4ZM20 97V98H19ZM71 97H73V98H71ZM83 99H82V98ZM134 97V98H133ZM204 97L205 98H207V100L206 99H204ZM253 97V98H252ZM262 97V98H261ZM6 98H7V100H6ZM23 98V99H22ZM30 98V99H29ZM35 98V99H34ZM58 98H56L55 97V100H56V102L58 101L59 102V100H58ZM68 100H67V99ZM75 98V99H74ZM102 98H105V99H102ZM120 98H122V100L120 99ZM129 98V99H128ZM137 98V99H136ZM199 98V99H198ZM233 98H235V99H233ZM252 98V99H251ZM5 99V100H4ZM18 99V100H17ZM66 99V100H65ZM71 99H73V101H71ZM109 100V103L110 102H112L111 104H113V103H117V105H115L114 104V106L113 105H111L110 106V109H109V112L110 113H108V110H104V112H103V107H104V109H106V108H109L108 106H107V104L109 105V103H107L106 104V102H108V100ZM121 101H120V100ZM124 99H125V101L126 100H128L129 102H127V103H129L128 105H125V101H124ZM202 99V100H201ZM205 100V102H204V100ZM25 100V101H24ZM101 100V101H100ZM107 100V101H106ZM111 100V101H110ZM164 100V101H163ZM190 100V101H189ZM243 100V101H242ZM69 101H70V103H69ZM103 101H104V104H106L105 106H104V104H103ZM121 103H120V102ZM122 101H124L123 102V105H122ZM234 101H235V103H234ZM22 102H23V104H22ZM28 103L30 106L29 107H27V105L28 104H26V103ZM8 103V104H7ZM78 103V104H77ZM88 104L87 106H86V104ZM126 103V104H127ZM140 104L139 106H142L143 104ZM201 103V104H200ZM13 105V106H7V105ZM20 104H22L24 107H23V110L21 111L20 109H22L21 107H20ZM59 104V103H58ZM80 104V105H79ZM83 106H82V105ZM97 104V106L95 107V105ZM103 104V105H102ZM132 104H133V102H132ZM247 104V105H246ZM25 105H26V107H25ZM70 105V106H69ZM90 105H93L92 106V108H91V106ZM100 105H102V106H100ZM241 105V106H240ZM16 106H17V108H16ZM73 106H74V108H76V109H74L73 108ZM90 106V107H89ZM131 106V107H130ZM134 106V107H133ZM150 106V105H149ZM158 106V107H157ZM207 106V107H206ZM243 106V107H242ZM3 107H4V109L5 110H3ZM16 108V110L17 111H15L14 109ZM65 107H67V109H68V107H69V109L67 110ZM112 107V108H111ZM117 108V109H115V108ZM133 107V108H132ZM142 107H144V106H142ZM239 107V108H238ZM11 108H13V109H11ZM25 108V109H24ZM39 108V109H38ZM56 108H58V109H56ZM95 108H97V109H95ZM102 110H101V109ZM133 109V110H131V112H129L128 110L129 109ZM149 108V109H150ZM10 109V111L11 110H14L15 111V113H12V112H14V111H12L11 113H10V115H8L7 114V112H8V110ZM71 109V110H70ZM82 109V110H81ZM91 109H94V111H90ZM115 109V110H114ZM135 109V110H134ZM3 110V111H2ZM38 110V111H37ZM39 110H40V112H39ZM78 110V111H77ZM85 110V111H84ZM110 110H114L113 112L114 113H116V114H113V112L112 111H110ZM138 111V113L136 114V112L135 111ZM143 110H141V112L143 111ZM157 110H158V112H157ZM9 111V112H10ZM18 111H21L20 112V114H18ZM70 111H72V112H70ZM86 111H87V114H86ZM102 111V112H101ZM106 111H107V113L109 114H107L106 113ZM129 112V113H127V112ZM17 112V113H16ZM37 112H38V114H37ZM70 112V113H69ZM78 112H79V114L80 113H82V115L80 116H78ZM99 112H101L102 114L104 113H106L107 115L105 116H102V114H101V116L98 114ZM112 112V113H111ZM133 112V113H132ZM164 112H166V115L164 116ZM226 112H228L229 114H227ZM257 112V113H256ZM31 113H32V115H33V119H31L30 121L28 120V118L29 117H31L32 115H31ZM39 113H41V114H39ZM43 113V114H42ZM61 113V112H60ZM90 113H93V114H95V115H97V117L98 116H100V118L101 117H105L106 119H107V121H109L110 120V122H108V123H111L110 125H111V127H113V125H115L114 127H115V129L116 128H120V129H122V130H120V131H122L123 133H131L130 131H131V129H132V127H133V129H134V131L131 133V135L132 134H134V133H136L137 131H138V129H136L137 128V126H140V125H137V123H138V119H141V121H139L140 123H138V124H141V123H143L144 125L142 126V124H141V127H138L139 129H141V131L139 130V133H143V135L141 134L140 135V137L143 139H148V141L147 140H144L143 139V144H144V142H146L145 144H146V146H144L143 145V148L144 147H146V148H142V146H141V148L143 149V151H142V149H140L141 151H139V149L138 148H140V145H138L139 147L136 149V148H134V147H136V140L137 139H139L140 137H139V133L137 132L136 133V135L134 134L133 136H131L130 134V136L131 137H133L132 138V140H134V138H136L137 137V135H138V138H136L135 139V142L136 143H134V141H133V143L135 144H133L132 143V145H134V147L133 146H131V147H133V149H136V152L137 153H139V152H141V153H139V154H137V156H141V155H144L143 157L145 158H148V159H150V158H152V161L149 163V165H147L148 164V162L146 161V160H148V159H144V160H142L141 161V159H143L142 158V156H141V158H139L140 160H138V161H141V163L143 164V162H147L146 163V166L144 165V167H146V169H147V171H143L145 168H143V166H142V164H140L139 162H137V161H135L136 162V165L138 166V164H140L142 167V169L140 168V166H139V168H140V170H142V171H139V170H137L136 172H138V173H143L142 175H143V177L145 176L144 174H146V176L145 177H147V181L148 180H150V179H153V177H154V180H151V181H148L149 182V187L151 186V189H154L157 185L156 184H160L159 186H158V188H159V191H161V194L159 193V191L157 192L156 190V188L154 189L157 193H159L160 194V196L163 194V196H161V197H158V195H157V193L156 192H154V190H152L153 192H154V196L153 195H150L149 194V197L151 196V197H153V198H149V197H147V198H149V200H150V202H154V203H149L148 201V203H146V199H144V198H146V197H143L146 193H144L145 191H147V189H149V187H147V185H145V182H144V180H143V182H142V184L144 185V186H146V187H144V192H143V194H141L142 193V191H140L141 190V187L143 188V185L140 183V179L138 178V175H141V174H136V175H134L133 173H136L135 172V170H133V169H135V167H133L134 165H132V161L135 159L136 160V156H133V158L132 157H130V156H132V155H134L136 152L135 151H133V149H131L130 148V152L128 151V149H127V151H126V149H120L121 150V152H120V154H118V152L117 151H114V152H110V154L107 156V155H105L106 153H104V152H106V151H108V153H109V149H111L112 151L114 150V149H112V148H110V146L112 147L113 146V148H114V146L116 147V148H119L121 145V142L123 143V140L121 141V135H117V133L115 134V129L114 130H112L111 131V129L112 128H110V127H108V126H104V129H103V133H104V136H102V134H100V133H96V131H94V129H95V127H96V129L99 127L98 126V124H100V123H98V121H97V117H96V119H95V117H93L92 116V118L91 117H89L90 115H92V114H90ZM134 114L133 116H135V115H137L138 117H135V118H138L137 120H135V118L132 116V114ZM142 113H144V112H142ZM12 114H15V115H12ZM84 114V115H83ZM90 114V115H89ZM253 114H255V115H253ZM19 115H22V117L21 118H16V116H19ZM130 115V116H129ZM170 115V116H169ZM244 115V116H243ZM248 117V118H246V116ZM251 115V116H250ZM14 118H13V117ZM29 116V117H28ZM108 116V117H107ZM254 116V117H253ZM259 116V117H258ZM113 118V119H109V118ZM172 117V118H171ZM219 117H222L220 120H219ZM243 117V118H242ZM244 117H245V119H244ZM253 117V118H252ZM5 118H6V120H5ZM23 118H25L26 120H24ZM99 118V122H102L101 120H102V118L100 119ZM153 118H154V120H153ZM256 119V121L254 120V123L252 124V120L253 119ZM262 120V122H261V120ZM12 119V120H11ZM38 119L40 120V122L43 120V122L41 123L42 125L41 126H37V127H35L34 126V124H35V122L36 121H38ZM73 121H72V120ZM134 119V120H133ZM216 119V120H215ZM250 119H252L251 121H250ZM223 120V121H222ZM247 120V121H246ZM5 121V122H4ZM13 122V124H12V122ZM28 123V122H30V124L28 123H26V122ZM97 121V123H95ZM137 122L136 124L134 123V122ZM148 121H149V119H148ZM147 121V122H148ZM251 123H250V122ZM22 122V123H21ZM24 122H25V124H27L26 125V127L29 125V127L28 128H26V127H24L25 126V124H24ZM66 122H68V123H66ZM71 122H73V123H71ZM158 122H159V124L160 123H163V124H160V126H158ZM172 122V123H171ZM222 122V123H221ZM224 122V123H223ZM247 122H249L250 123V125H248V123ZM258 122H261L260 124L258 123ZM18 123V124H17ZM37 123H39V122H37ZM35 124V125H38V124ZM44 123V124H43ZM149 123H148V126L147 127H149L150 125H149ZM157 123V124H156ZM213 123V124H212ZM256 123L257 124H259V125H256ZM264 123V122H263ZM22 124V125H21ZM113 124V125H112ZM134 124V126H132ZM153 124V125H154ZM216 124V125H215ZM219 124H221V125H219ZM224 124V125H223ZM230 124V125H229ZM245 124H247V126H245ZM255 124V125H254ZM5 125V126H4ZM39 125H40V123H39ZM73 125V126H72ZM84 125V126H83ZM109 125V124H108ZM109 125V126H110ZM161 125H163V126H165L164 128H163V126H161ZM171 125V126H170ZM215 125V126H214ZM219 126V128H218V126ZM245 126L246 128H242L243 126ZM264 124H262V126H263ZM22 126V127H21ZM34 127L33 129L34 130H32V127ZM71 126H72V128L73 129H75V132H74V130H72V128H71ZM75 126V127H74ZM118 126V127H117ZM136 126V128H134ZM170 126V127H169ZM173 126V127H172ZM242 126V127H241ZM261 126V127H262ZM11 127H12V129H11ZM38 127H39V129H38ZM46 127V128H45ZM107 129H106V128ZM113 127V128H114ZM123 127H125V128H123ZM159 127H161V128H159ZM167 127V128H166ZM171 128V129H169V128ZM249 127V128H248ZM252 127V128H251ZM257 127V128H256ZM264 127V126H263ZM3 128V129H2ZM9 128V129H8ZM22 130H21V129ZM41 128V129H40ZM79 128V129H78ZM110 128V129H109ZM127 128V129H126ZM168 129V130H166V129ZM242 128V131H240V129ZM251 128V129H250ZM2 129V130H1ZM43 129V130H42ZM77 129V130H76ZM109 129V130H108ZM124 129H126V130H128V131H125ZM132 129V130H133ZM17 130H19V131H17ZM25 130L26 131H30V134H29V132L27 133V134H29V135H31V132H32V135L31 136H29V135H25V134H23V133H25ZM101 130V129H100ZM100 130H99V132H100ZM108 130V131H107ZM148 130V131H147ZM214 130V131H213ZM234 130V131H233ZM239 130V131H238ZM249 130V131H248ZM22 131H23V133H22ZM77 131V132H78ZM98 131V130H97ZM102 131V130H101ZM107 133H106V132ZM166 131V132H165ZM231 131H233V133H235L236 135H234ZM245 131V132H244ZM247 131V132H246ZM45 132V133H44ZM76 132V133H77ZM18 135H17V134ZM35 133H36V135L38 136L39 134V136L37 137L36 135H35ZM48 135H47V134ZM59 133V134H58ZM61 133V134H60ZM80 133V134H81ZM127 133H126V136H127ZM228 133V134H227ZM233 134V136H230L229 134ZM242 134V135H240V134ZM250 133V132H249ZM259 133V136H260V138H259V140H262V139H264V136H262L261 137V132H258ZM8 136H7V135ZM44 134H46L45 136H43ZM80 134L78 135V136H80ZM90 134V135H91ZM96 134V135H95ZM115 134V135H114ZM146 134H147V137H146ZM158 134V135H157ZM226 134V135H225ZM5 135V136H4ZM15 135H17V136H15ZM21 137H20V136ZM25 135V136H24ZM62 135H65L66 137H67V141H65L66 139V137L65 136H62ZM75 135V136H74ZM82 135V136H83ZM117 135V136H116ZM128 135V136H129ZM150 135V136H149ZM225 136V138H223L224 136ZM239 135V136H238ZM246 135V134H245ZM252 135V134H251ZM13 136V137H12ZM53 136H57V137H53ZM77 136V137H78ZM127 136V137H128ZM235 136V137H234ZM236 136H238V137H236ZM253 135L251 136V137H254ZM10 137V138H9ZM11 137H12V139H11ZM32 139H31V138ZM42 137V139H40ZM46 137H48V138H46ZM119 137V138H118ZM130 137V138H131ZM230 137V138H229ZM19 138V140H20V138H21V140H20V142H19V144H17L16 142H18L19 140H17ZM22 138L24 139V140H22ZM50 138H52V139H50ZM55 138V139H54ZM61 138V139H60ZM106 140V145H104L103 144V140L104 139ZM232 138V139H231ZM239 138V140L236 142V139H238ZM246 138H249V136H246ZM11 139V140H10ZM32 141V140H34V141H32L31 143L29 142V143H26V142H28V141H30V140ZM37 139H39V142H40V146L39 145H34V143H36V140ZM49 139V140H48ZM120 139V140H119ZM141 139V140H142ZM229 139H230V141H229ZM254 139H255V137H254ZM257 139V138H256ZM25 140H26V142H25ZM28 140V141H27ZM46 140V141H45ZM55 140H57V141H55ZM86 140H88V139H86ZM141 140H140V144H142V142H141ZM0 141V142H1ZM13 141V142H12ZM52 141V142H51ZM54 141V142H53ZM93 141H94V143H93ZM97 143H96V142ZM137 141H139V140H137ZM225 141H227V142H225ZM244 141V140H243ZM38 142V143H39ZM42 142H44V144L42 143ZM90 142H91V144H90ZM224 142V143H223ZM232 142V143H231ZM242 142V141H241ZM37 143V144H38ZM93 143V144H92ZM99 143V144H98ZM120 143V144H119ZM139 143V142H138ZM220 143V144H219ZM231 143V144H230ZM10 144H12L13 146H16L17 145V147L15 148H11V147H13L12 145L10 146L9 145V147H8V145ZM25 145V147H24V145ZM29 145V146H27V145ZM59 144V145H58ZM64 144V145H63ZM70 144H71V142H70ZM85 146H84V145ZM221 144L223 145V147L221 148ZM243 144H246V140L243 142ZM5 145H7V147L9 148V150H8V148L6 149L5 147ZM21 147H20V146ZM31 145V146H30ZM56 145H57V147H56ZM60 145H62L61 147H60ZM118 145V146H117ZM120 145V146H119ZM218 145H220V146H218ZM228 145V146H227ZM21 148V149H23V150H21L19 147ZM33 146V147H32ZM48 146H49V148H48ZM59 146V147H58ZM64 146H66V147H64ZM76 146H77V144H76ZM82 146H84L83 148H82ZM228 147V148H226V147ZM3 147H4V149H3ZM41 147L42 148H44V149H41ZM55 147H56V149H55ZM68 147V148H67ZM86 147V148H85ZM88 147V148H87ZM92 147H94V148H92ZM108 147V148H107ZM152 147H153V150H155L154 152H152L153 150H151L152 149ZM220 147V148H219ZM229 147L231 148V149H229ZM25 148V149H24ZM92 148V149H91ZM103 148V150L101 151L100 149H102ZM104 148L106 149V151L104 150ZM121 148H126V147H124L123 145L121 146ZM151 148V149H150ZM218 150H217V149ZM225 148V149H224ZM8 151H6V150ZM13 149H16V151H14ZM41 149V150H40ZM45 149L46 150H48L47 152L45 151ZM64 149H66V150H64ZM97 149V150H96ZM150 149V150H149ZM157 149V150H156ZM217 151H216V150ZM220 149V150H219ZM228 149V150H227ZM11 150H13V152H14V154L13 153H11L12 151ZM21 150V151H20ZM32 150V151H31ZM59 150V151H58ZM61 150V151H60ZM63 150H64V154H63ZM71 152H70V151ZM84 150H85V152H86V155L84 156ZM86 150H88V152H90V153H88ZM96 150V151H95ZM98 150H100L101 151V154H102V152L104 153V154H102V156L104 155V156H107L109 159H110V157L113 155V153L114 154H117V155H119V156H117V157H115L116 159V166H118L119 167V165H120V167H122V168H120L119 167V169H120V171H123V172H121L122 174L124 173V170L125 171H128L129 169H131L132 167H133V169L132 170H130V171H128V172H131V171H133L132 173H126L127 175H129V176H127L125 173L123 174L124 176H127L126 178L124 177V176H122V174H120V176H122L123 177V179L121 178V177H119V173H118V178H115L116 176H115V174L117 173V171L116 170H119V169H117V167L114 165L115 163L113 162V160H110L109 161V164H110V162H112V164L113 165H111L110 164V166H115V168H113V167H111V168H113V169H116V170H113V169H111V171H116V173L114 174L113 172V174H109L110 176H109V178L110 177H114L113 179V181H111L112 180V178H111V180L110 179H105V171H104V173H102V174H104L103 176H105L104 177V180L102 179V182H104V183H98L97 181H94L93 180V182L94 183H98L97 185H95V184H93V182H92V180L90 181V179L88 178L89 177V175H90V173H89V175H88V181H87V183H82L81 181H84V180H86V178L85 177H83V176H86V172L84 173V175H83V173H82V171L80 172L79 170L81 169L80 167H79V169H76V171L75 170H73V169H71V166L70 165H72V164H75L76 162H74L73 163V161L72 160H74V161H76L77 160V162H79V163H77V164H81L80 162H85V163H83V165L85 166V164H86V167L87 168H89L88 166H89V164L91 163V162H93L92 164L95 166V164H99L100 165V167L98 166V164H97V166H98V168H104V169H106L104 166H102V163H101V158L97 161L96 159H95V157L94 158H89V160H91V161H89L86 157H89V155H90V157L91 156H94L95 154H98V157H99V152H98ZM116 150V149H115ZM118 150V149H117ZM119 150V151H120ZM139 152H138V151ZM204 150H205V153H204ZM4 151H6L5 153H4ZM29 151V152H28ZM50 151H52V153L54 152V153H58V154H61V155H64V156H61V155H59V156H57V155H54V153H53V156L52 155H50V154H52ZM123 151H125L124 153L126 154H129L128 156L130 157L129 159H130V161L132 162L131 163V166H130V164L129 163H126L125 164V160L123 161V159H121L120 157H123L124 155H123ZM147 151V152H146ZM151 151V152H150ZM157 151V154H153V153H155ZM207 151H211L210 153L209 152H207ZM218 152V153H220L219 155H218V153H216V152ZM3 152V153H2ZM9 152L11 153V155L9 154ZM18 152H20V153H18ZM32 152V153H31ZM62 152V153H61ZM75 153V155H73V153ZM84 152V153H83ZM116 152V153H115ZM135 152V153H134ZM146 152V153H145ZM222 152V153H221ZM227 152V153H226ZM2 153V154H1ZM18 155L17 157H15V155L16 154ZM44 153V154H43ZM69 153V154H68ZM71 153V154H70ZM83 153V154H82ZM122 153V154H121ZM143 153V154H142ZM4 154H6L5 156H4ZM20 154L22 155V156H20ZM27 154V155H26ZM33 154H35L36 155V157H35V155H33ZM43 154V156H41ZM48 154V155H47ZM65 154H67L66 156H68L69 155V157H71L72 156V158H69V160L70 161H68V163L70 164L69 165V169H70V171H68V170H66V171H64V166L65 165H61V164H59V161L60 160H62L60 163H64L67 159H66V156H65ZM88 154V155H87ZM101 154H100V156H101ZM126 154V155H127ZM141 154V155H140ZM147 154V155H146ZM148 154L150 155L151 154V156H149V157H147L148 156ZM205 154V156H208L209 158H208V161H207V159H205L202 155H204ZM206 154H208V155H206ZM212 154H214L217 158H218V160H217V158H214V156L212 155ZM3 155V156H2ZM14 157H13V156ZM24 155H25V157L26 158H24ZM30 157H29V156ZM33 155V156H32ZM45 155V156H44ZM49 155H50V157H49ZM77 155L79 156V159H78V157H77ZM82 155H83V157H85V159L83 158V160H82ZM120 155H122V156H120ZM126 155H125V159H126ZM212 157H211V156ZM10 156H12L13 157V161H12V158L10 157ZM21 158H20V157ZM28 156V157H27ZM46 156H48L49 158H52V160L54 161L53 163H52V160L51 159H49L48 157H47V159H44V158H46ZM52 156V157H51ZM114 156H116V155H114ZM155 156V157H154ZM202 156V157H201ZM2 157V158H1ZM42 157H44V158H42ZM58 157V158H57ZM64 157H65V160H64ZM75 157V158H74ZM77 157V158H76ZM96 157H97V155H96ZM135 157V158H134ZM5 158H7V159H5ZM23 158H24V160H23ZM29 158V159H28ZM54 158H56V159H60L58 162L57 161H55L54 160ZM74 158V159H73ZM108 158H106V159H108ZM121 159V162H120V164L118 163V160H120ZM210 158H214V160L211 162V161H209L210 160ZM17 159H19V160H17ZM27 159V160H26ZM36 159V160H35ZM38 159H39V161H38ZM40 159H42V161H43V163L41 164L40 163ZM86 159H87V162H86ZM128 159V158H127ZM201 159L202 160H204L205 159V161L206 162H209V164H207V163H204L205 164V166H204V164H203V162H200L201 161ZM2 160V161H1ZM7 160V161H6ZM10 162H9V161ZM14 160H16V161H14ZM49 160V161H48ZM64 160V161H63ZM93 160V161H92ZM216 160V161H215ZM31 161H32V163H31ZM37 161L41 164V166L40 167H36V166H34V164L36 165L37 164V166H39L40 164L39 163H37ZM44 161H45V163H48V166H50V168H48V169H50V172L48 171V173H49V176L50 177H48V173H45L46 172V170H47V168L46 167H42L43 165L45 166V163H44ZM96 161V162H95ZM99 161H100V163H99ZM127 161V160H126ZM148 161H150V160H148ZM219 161V163L221 164H219L218 163V165H216L217 164V162ZM5 164H4V163ZM18 162V163H17ZM59 164H57V163ZM71 162V163H70ZM122 162H124V163H122ZM128 162V161H127ZM210 162L212 163V164H210ZM238 162V163H237ZM8 165H7V164ZM11 163V164H10ZM16 163V164H15ZM50 163V164H49ZM26 164V165H25ZM33 164V165H32ZM52 164V165H51ZM64 164H66V163H64ZM122 164H124V165H127V166H129L128 168H127V166H122ZM145 164V163H144ZM3 165V166H2ZM12 165V166H11ZM20 165H21V167H20ZM30 165V166H29ZM68 165V164H67ZM88 165V166H87ZM200 165H201V167H203V168H201L200 167ZM206 165H210V166H206ZM212 165V166H213ZM240 165V166H239ZM1 166H2V168H1ZM16 167V168H13V167ZM24 166V167H23ZM47 166V167H48ZM91 166V165H90ZM94 166L92 167V169H91V167L89 168V169H91V171L93 170V168H94ZM192 166V167H191ZM195 166H196V168H195ZM199 168H198V167ZM238 166H239V171H238ZM242 166V167H241ZM6 167V169H4ZM29 167V168H28ZM32 167H33V169H32ZM36 167V168H35ZM66 167V166H65ZM123 167H124V169H123ZM22 168H24V169H22ZM28 168V169H27ZM37 168H41V169H37ZM87 168H85V169H87ZM95 168H96V166H95ZM94 168V169H95ZM198 168V169H197ZM201 168V169H200ZM204 168H205V170H204ZM207 168V169H206ZM208 168H210V169H208ZM254 168V169H253ZM14 169V170H13ZM20 169V170H19ZM35 169V170H34ZM43 169V170H42ZM46 169V170H45ZM99 169V170H100ZM104 169H101L102 171L104 170ZM128 169V170H127ZM145 169V170H146ZM214 169H216V170H214ZM227 169V168H226ZM240 169H242L241 171H242V176H240L239 175V178H238V174H241L240 172ZM2 170H4V171H2ZM13 170V171H12ZM23 170H25V172L23 171ZM31 170H34L35 171V175H33V172L34 171H32V172H30ZM40 170H42V172L43 171H45L44 173H41V171ZM82 170V169H81ZM84 170V169H83ZM96 170H97V168H96ZM149 170H151V171H149ZM195 170V171H194ZM200 170H204L203 172L202 171H200ZM208 170V171H207ZM221 170V171H220ZM40 171V172H39ZM57 171V172H56ZM75 171V172H78V174L77 173H75V174H73V172ZM89 171V170H88ZM110 170L109 169H107V174H108V172H109ZM183 171H184V173H183ZM188 171H189V173L191 174L192 172V174L190 175L189 173H188ZM213 171H216V174H220L221 176H220V179H223V175L224 176H227V178L226 177H224V179L223 180H221L222 182H223V184L222 185H227V184H231L232 185V182H238V184L236 185V183L234 184L233 183V187L230 185V187H228V188H231L230 189V191H229V189L227 188V190H228V192L226 191V188H224V187H222V185L221 184H218V182H219V180L220 179H218L219 178V176H217L216 174H215V172H213ZM224 171H226V170H224ZM236 171H237V174H236ZM245 171H246V173L247 172H250V174H246L245 173ZM2 172L5 174L6 173V177L4 176V174H2ZM10 173V175L11 176H13L14 178V181H12V178H9V179H11L10 181H12V182H10L8 179H7V177H10L9 175L7 176V174L8 173ZM22 172H24V173H22ZM31 174H30V173ZM71 172H72V174H71ZM150 172V173H149ZM154 172V174H152ZM177 174H176V173ZM203 173V175H201L202 173ZM213 174V176H217L216 178H214V180L213 181H215L216 182V180L215 179H217L218 181L216 182V184L218 185H216L215 183H213V181H212V183H213V185H212V187H214L213 189H215L216 191H221V188L223 189H225L224 191H226L227 193H229L231 196L233 195H235L233 198L229 195V194H227L226 192H225V195H224V191H223V193L221 192L219 195H215L214 196V194L216 193V191H214L212 188H210L211 189V192H212V194H213V192H215L213 195H211L210 196V194H209V192H207L206 194H205V191L206 190H208V188L207 187H211V186H208V185H206L207 183L208 184H210L211 182H209V179L206 181V180H204V179H202V178H211L212 179V174ZM218 172V173H217ZM13 173V174H12ZM29 173V174H28ZM41 173V174H40ZM64 173V174H63ZM82 173V174H81ZM96 173V171L94 172V174ZM98 173H100L99 171H98ZM98 173H96L97 175H98ZM188 173V174H187ZM206 175H205V174ZM256 173V174H255ZM262 173V174H261ZM43 174H45V175H43ZM53 174V175H52ZM55 174V175H54ZM78 175V176H80V175H83L82 176V178L80 177V179H82V180H78V178L79 177H77V180L78 181H74V182H79V184L77 183L76 185H75V183L73 184V180H75V179H72V178H75V175ZM95 174V176L97 177H94V179L96 178L98 181L99 180H101V177H98L97 175ZM130 174H132V177L130 176ZM150 174H152V175H149ZM174 174H175V177H174V179H173V176H174ZM179 174L181 175V176H179ZM183 174V175H182ZM186 174V175H185ZM199 174V175H198ZM211 174V175H210ZM215 174V175H214ZM234 174H236L237 175V177L234 175ZM17 176L16 178H17V180H18V178L21 176V177H23V178H25V179H23V180H21L22 182L23 181H29V182H27V184L26 185H28V186H30V185H34L35 187H36V189L35 188H33L32 189V191H35V192H37L38 190L39 191H41V192H39V194H42V192L43 191H45L46 192V190L45 189H48V191H49V189H53L52 188V186L53 185H55V186H53V187H58L57 189H53L55 192H53L52 191V193L55 195V197H56V199H55V197H54V195L53 194H51V190L48 192V195L49 194H51V195H53V196H49V197H54L53 198V200H51V202L53 203L54 201H56V202H54V204H52V206L51 205H49L48 207H49V209H48V212H47V209L45 210L44 209V211H42L43 210V208H45V207H47V205H45V207L44 206H42V204H44V202L40 205V204H37V203H35V202H37L38 200H39V202L41 203L43 200H42V197H43V199L45 200L46 198L48 199L49 197H48V195L47 194H44L43 196H41V195H39V194H36L35 192H32L31 191V194L32 195H34L33 193H35V195H37V197L36 196H34L32 199H34L35 197L36 198H38V197H40L41 198V200L42 201H40V198H38V200L36 201V200H34V201H32V200H30V197H29V195H27V194H29V193H27V192H29L28 190H30L29 188H28V186L27 187H25L26 185H25V183H26V181L25 182H23L24 183V185H22V183H21V181H20V178H19V180H18V182L16 181V179H15V176ZM24 175V176H23ZM64 177H63V176ZM66 175V176H65ZM67 175H69V176H67ZM70 175H74L73 177L72 176H70ZM76 175V176H77ZM117 175V174H116ZM148 175V176H147ZM177 175V176H176ZM189 175V176H188ZM193 175H196V176H194V177H197L196 179L195 178H192L193 177ZM207 175H209V177H207ZM246 175H248V176H246ZM36 176L38 177V180L36 179ZM41 176V177H40ZM46 176V177H45ZM99 176H100V174H99ZM202 176V177H201ZM211 176V177H210ZM233 176H235V178L236 179H234V177ZM247 177V178H245V177ZM5 177V178H4ZM29 177V178H28ZM45 177V178H44ZM56 177V178H55ZM59 177V178H58ZM93 176L92 175H90V178H92ZM108 177V176H107ZM131 177V178H130ZM135 178V179H132V178ZM148 177L150 178V179H148ZM222 177V178H221ZM245 178L246 180H245V182H246V184L244 183V180H242L243 182H241V184H245V185H239V183H240V181L241 180H239V179H241V178ZM254 177H255V179H254ZM27 178V179H26ZM54 178V179H53ZM66 178H68V179H66ZM98 178H100V179H98ZM103 178V177H102ZM119 178H121L123 181H121ZM136 178H138L139 180L137 181V179ZM192 178V179H191ZM200 178L203 180V181H201L200 180ZM205 178V179H206ZM229 178V179H228ZM235 180H233V179ZM252 178V179H251ZM7 179V180H6ZM29 179V180H28ZM32 179V180H31ZM95 179V180H96ZM119 179L120 180V182H125L124 184L125 185H129L130 184V182L128 183V181L129 180H133V182L132 183H135L134 185L131 183V185L129 186V187H131V186H135V187H137V189L136 190H132L133 188H131V189H129L130 191L132 190L133 191V193H129L127 190H128V188H126L125 189V187H124V189H125V191H127V194H125L126 195V198H127V196L128 197H132V199L130 198V200H132L131 202L133 203V201H135V199H136V202H134V204L135 205H137L138 203L137 202H140L141 203V201H143V199H144V203L141 205V204H139V206H136L135 208L133 207V206H135V205H129V207L128 208H126L127 206H126V204H131V202H129L128 201V199L129 198H127V200L125 201V202H127V203H125V202H123V201H117L119 198L120 199H124L125 198V196H123L122 198L121 197H118V196H122V194L125 192H123L122 190H123V188H121L120 186H122V183H121V185H120V183H119V181H117V180ZM127 179H129L128 181H127ZM157 179V180H156ZM187 181H186V180ZM189 179H191V180H189ZM225 179H227V180H225ZM239 181H238V180ZM248 179V180H247ZM2 180V181H1ZM8 181V182H10L11 184L10 185H13V182H14V184L16 185V186H18V184H20L21 183V185L22 186H19L18 187V189L21 187V188H23V186H24V188L22 189V190H25V188H28V190L26 191V192H24V191H22V190H20L21 192H18V190L15 192V190H14V188H17V187H15V186H11L12 187V189L14 190V193L13 194H15V195H19V196H17V197H19V199L15 196V195H13L12 193H11V191H9L8 189H10L11 190V187H10V185L8 184V182H6V181ZM112 182H110V181ZM125 180V181H124ZM196 180H200V182H202V183H204V186H203V184H200V182L199 181H197V183L199 182V184L200 185H198L199 186V188H197V189H200V186L202 185L203 187H205V188H207V189H205V188H203L205 191H203L202 189L201 190H198L197 191V189H196V187H197V185H195V184H197V183H195V184H193V182H196ZM229 180V181H228ZM230 180H231V183H230ZM233 180V181H232ZM15 181H16V183H15ZM33 181V182H32ZM68 181V182H67ZM156 182V184H153V183H155ZM191 181V182H190ZM6 182V183H5ZM44 182V183H43ZM47 182V183H46ZM86 182V181H85ZM90 182V184H91V182H92V184L95 186V189H96V186H97V192L95 191V189L92 187L93 185L91 184H88ZM100 182V181H99ZM106 182V183H105ZM114 182H116L117 184L119 183V185L118 186H116L117 184L116 183H114ZM139 182V183H138ZM151 182V183H150ZM159 182V183H158ZM187 184H186V183ZM225 182V183H224ZM227 182H229V183H227ZM248 182V183H247ZM18 183V184H17ZM29 183V184H28ZM83 184V186H77V185H81V184ZM113 184V187H118V191H117V188H116V190H115V188H113L114 189V191L115 192H117V196H113V197H111L110 199H108L111 195H110V193H109V191H111L112 192V189L111 190H109L110 188H112V186L111 185H108V188L107 187H105L107 184ZM185 183V184H184ZM211 183V184H212ZM220 183V182H219ZM227 183V184H226ZM38 186H36V185ZM47 184V186H43V185H46ZM49 184V185H48ZM60 184V185H59ZM103 184V185H102ZM116 184V185H115ZM123 184V186H125ZM188 184H189V186H188ZM32 185V186H33ZM51 185V186H50ZM90 187H89V186ZM102 185V186H101ZM154 185H155V187H154ZM194 185V186H193ZM219 188L220 186L219 185H221V187L217 190L216 189V186ZM238 185H239V188L241 187V190L238 188ZM257 185V186H256ZM259 185V186H258ZM4 186V188H2ZM8 186V187H7ZM48 186H50L49 188H48ZM61 186V187H60ZM73 188H72V187ZM86 186H88L89 188H93V190L92 189H90V191H89V195L88 194H86L87 193V191H86ZM110 186V187H109ZM165 186V187H164ZM192 186L194 187V188H192ZM207 186V187H206ZM227 186H229V185H227ZM226 186V187H227ZM236 186V187H235ZM41 187V188H40ZM61 188V190H58V189H60ZM83 187V188H82ZM86 187V188H85ZM101 187V188H100ZM127 187V186H126ZM154 187V188H153ZM167 187V188H166ZM235 187V188H234ZM257 188V189H255V188ZM39 188V189H38ZM45 188V189H44ZM79 188H81V189H83V193H84V197L82 198V195L81 194H78V193H82V191H81V189H80V192L79 191H77V189H79ZM84 188H85V191H84ZM103 188H104V190H103ZM147 188V189H146ZM165 188V189H164ZM170 188V189H169ZM0 189V190H1ZM38 189V190H37ZM44 189V190H43ZM101 190V191H104V192H102V194H103V196H102V194H101V191L100 192H98L99 190ZM122 189V190H121ZM146 189V190H145ZM151 189H149L150 191H151ZM161 189H163V190H161ZM194 189L196 190V191H194ZM232 189L234 190V189H236V190H238V191H236V190H234V191H232ZM245 189V190H244ZM247 189H249L248 191H249V193H248V191H247ZM250 189H254V191H250ZM91 190L93 191V193L91 192ZM120 190H121V192H120ZM240 190V191H239ZM260 190V191H259ZM7 191H9V192H7ZM106 191V192H105ZM108 191V192H107ZM114 191H113V193H114ZM136 191V192H135ZM151 191V192H152ZM164 193H163V192ZM194 191V192H193ZM203 191V192H202ZM209 191V190H208ZM13 192V191H12ZM18 192V193H17ZM24 193V194H21L20 195V193ZM45 192H43V193H45ZM90 192H91V194H90ZM94 192H96L95 194H96V196H93L92 194H94ZM119 192V193H118ZM174 192V193H173ZM177 192V193H176ZM191 192V193H190ZM199 192H200V194H199ZM232 192H233V194H232ZM238 192V193H237ZM240 192H241V194H240ZM253 192H255V193H253ZM3 193L4 194H6V193H8V194H10V195H8V194H6V196L5 195H3ZM17 193V194H16ZM100 193V194H99ZM121 193V195H118V194H120ZM126 193V192H125ZM135 193H137V194H135ZM140 193V194H139ZM176 193V196H174V194ZM198 193V194H197ZM235 193V194H234ZM248 193V194H247ZM252 193V194H251ZM263 195H262V194ZM56 194H57V196H56ZM77 194V195H76ZM94 194V195H95ZM105 194H107V195H110L109 197L108 196H106V197H108V198H105ZM133 194H135V195H133ZM152 194V193H151ZM171 194V195H170ZM193 194V195H192ZM196 194V195H195ZM216 194H218V193H216ZM12 195V196H11ZM26 197H25V196ZM39 195V196H38ZM90 195H92V196H90ZM98 195V196H97ZM104 197V199L105 200H103V198L101 197ZM113 195H116L115 193L113 194ZM124 195V194H123ZM147 195H148V192H147ZM157 197H156V196ZM195 195V196H194ZM199 195H204L205 196V198L207 199L208 197V201L206 200V199H200L199 198ZM206 195H207V197H206ZM224 195V197H222ZM227 195H228V198H227ZM5 196V197H4ZM79 196V197H78ZM99 196L101 197L100 199H101V202H98L99 201ZM146 196V195H145ZM193 196V197H192ZM197 196V197H196ZM221 196V197H220ZM229 196L231 197L230 199L232 200V199H234V202L239 198V197H242V199L240 198V200H238L239 202H237L238 203V206H235L236 208L238 207V209H236V210H240L239 208H241V210L238 212V211H236L235 210V212H234V214H230L231 216L233 215V217H232V219H231V216L229 215L228 217H227V215L229 214L228 213V211H229V207H227L228 206V204H226V206H224L223 205V207H222V205L220 206V204H222V203H224V202H222V203H219V201L221 202V200H224V201H226V200H228V201H230L231 203L233 202V200L231 201V200H229ZM237 196H239L238 198H237ZM4 197V198H3ZM8 197V199H6ZM18 199H16V198ZM24 197V198H23ZM28 197V199H26ZM45 197V198H44ZM93 197H96L97 199L96 200H98V201H96V200H92V198ZM116 197H118V199L116 198ZM156 197V198H155ZM163 197V198H162ZM215 197H217V198H215ZM248 197V198H247ZM3 198V199H2ZM114 198V200L115 201H117L119 204H120V208L122 209V214H125L124 215V217H123V219L121 220V219H118L119 217L120 218H122L121 216H120V212H121V210H119V208H116L115 206V204H117V205H119L117 202H114V203H112L111 201L109 202V200H111V199H113ZM154 198H155V200H154ZM197 198V199H196ZM213 198H215V199H213ZM218 198H220V199H218ZM245 198V199H244ZM6 199V200H5ZM16 199V201H14V202H12V200H15ZM21 199V200H20ZM24 199H26V200H28V201H26V200H24ZM55 199V200H54ZM93 199H95V198H93ZM106 199H108V202H109V205H111L112 206V204H114L115 206H113V207H115L114 209H116V210H114L111 206L109 207V206H107L108 204V202H106V204L107 205H105V202H103V201H106ZM137 199H138V201H137ZM153 199V200H152ZM192 199H194L195 201H202L203 200V202H205V203H203V204H205V208L207 207V205H211V207L213 208V206L212 205H214L215 204V206L214 207H217L218 209L216 210V208L214 209V210H216L215 211V214H216V218L218 219L220 216H222L221 217V219H220V221H219V219H218V222H217V219L215 218V217H213L212 219H209V215L211 216V214H209V215H207V212H206V214H205V210L207 211V208L205 209V208H203L204 206L202 205L201 207H198V206H195V205H201L202 203L200 202L199 203V201H198V204H195L194 203V206H193V202H195V201H193ZM210 199V200H209ZM216 199H218V200H216ZM236 199V200H235ZM5 200V201H4ZM152 200V201H151ZM215 200V203L214 204H212L213 202H211V201H214ZM253 202H252V201ZM263 200V201H262ZM17 201H21L19 204H18V202ZM30 201V202H29ZM49 201V200H48ZM89 203H88V202ZM92 201V202H91ZM191 201V202H190ZM207 201V202H206ZM210 201V202H209ZM27 202V203H26ZM34 202V203H33ZM38 202V203H39ZM50 202V201H49ZM94 202V203H93ZM129 202V203H128ZM217 202V203H216ZM233 202V203H234ZM252 202V203H251ZM11 203V204H10ZM31 203V204H30ZM33 203V204H32ZM45 203L46 204H49V203H47L46 202V200H45ZM100 203H103L104 205H105V207H109L108 209L109 210H111V208H112V210L113 211H116V216H118V217H116V218H114V216H115V214H113V217L112 218H109L110 216H112L111 215V213H109L110 215H109V217H108V212H109V210H108V212H106L107 210H104L103 212H99V210L101 211V209L103 210L105 207H102L101 208V206L99 205ZM208 203V204H207ZM210 203V204H209ZM218 203H219V205H218ZM239 203H243L244 205H241V204H239ZM246 203L248 204L247 206H246ZM251 203V204H250ZM257 203H258V205H260V206H257ZM38 205V208H40L39 206H42V209L41 210H39V209H37L36 207H37V205ZM99 205V206H96V205ZM31 205V206H30ZM34 205V206H33ZM93 205H95V207H97V208H95ZM124 205H125V207H124ZM190 205V206H189ZM235 205H236V203H235ZM241 205V206H240ZM29 206V207H28ZM221 208H227V209H225V210H219V208L220 207ZM240 206V207H239ZM244 206V207H243ZM250 206L252 207V208H250ZM257 206V207H256ZM264 205H262V210H260L259 209V211L260 212H264V207H263ZM33 207H35V209L33 208ZM47 207V208H48ZM98 207H100V208H98ZM198 207V208H197ZM210 207V208H211ZM244 209H243V208ZM125 208V209H124ZM209 207H208V211L209 210H211ZM220 208V209H221ZM34 209V210H33ZM60 209V211L62 210V212H59L58 210ZM97 209V210H96ZM117 209H118V211H120L119 212V214L117 215ZM127 209V210H126ZM129 209V210H128ZM195 209V210H194ZM197 209V210H196ZM243 209V210H242ZM247 209V210H246ZM249 209V210H248ZM37 210V211H36ZM94 210L95 211H97L98 212V214L100 213V214H106V216H104V218L102 217L103 216V214H102V216L100 215V217L101 218H103L101 221H102V223H101V221L98 219V218H100V217H98L99 215L97 214V216H96V213L97 212H94ZM192 210V211H191ZM53 211V212H52ZM113 211H110V212H113ZM204 211V212H203ZM221 213H223V214H221ZM227 211V212H226ZM247 211V212H246ZM249 211V212H248ZM251 211V212H250ZM258 211V212H259ZM47 212V213H46ZM52 212V213H51ZM73 212V213H72ZM106 212V213H105ZM125 212V213H124ZM131 212V213H130ZM190 212V213H189ZM191 212L193 213V214H191ZM61 213H63L64 215H65V219H62V218H64V215L63 214H61ZM92 213V214H91ZM115 213V212H114ZM199 213H202V214H204V215H202V217H200V219H199V217L198 218H196V216L198 215V216H200L199 215ZM209 213H211V211H209ZM228 213V214H227ZM247 213H249L251 216H248V214ZM48 214V215H47ZM50 214V215H49ZM67 214L69 215V217H67ZM121 214V215H122ZM226 214V215H225ZM59 215H61V216H59ZM90 215V216H89ZM93 215V216H92ZM94 215H95V217L98 219H92V217H94ZM176 215V216H175ZM207 215V216H206ZM220 215V216H219ZM252 215H253V217H252ZM254 215H255V217H256V219H253V221L254 222H252V218H254ZM263 215H264V213H263ZM70 216H71V218H72V216H73V220L71 221V220H69V218H70ZM79 216V217H78ZM131 216V217H130ZM179 216V217H178ZM203 216H206V217H203ZM215 216V215H214ZM48 217H49V219H48ZM75 217V218H74ZM76 217L78 218V219H76ZM94 217V218H95ZM107 217H108V220L112 223V221H114L113 219H115V220H117L116 221V224L114 223H112V225H115L116 226V228H112L111 230V232L113 233V229H114V231H115V229H122L123 230V232H126V233H124L125 234V237H126V239L128 240V242H129V244H128V242H127V240H125V238H124V235L121 233L122 232V230H121V232H118L117 230V232L118 233H121L120 235H121V238H122V241H123V238H124V242L123 243H121L122 241L120 240V239H118V237H116L117 236V232L115 231L114 232V235L115 236H112L113 234L112 233H110V230H109V232H108V229H110L111 227H112V225H111V227L110 228H106L105 226L107 225L108 226V224L110 223L108 220H107ZM125 217H127V218H125ZM177 217V218H176ZM190 217H191V219H190ZM208 217V218H207ZM237 217V218H236ZM252 217V218H251ZM80 218H82L81 220H80ZM190 219L188 222H187V219ZM194 218V219H193ZM196 218V219H195ZM203 218H207L206 220L205 219H203ZM248 218H249V220H248ZM264 218V217H263ZM67 219L69 220V221H71V222H73V224L72 223H70L69 221H67ZM76 219V220H75ZM91 220V221H89V220ZM106 219V222L104 223V220ZM111 219H112V221H111ZM126 219V220H125ZM181 219V220H180ZM192 219H193V221H192ZM202 219V220H201ZM215 219V220H214ZM228 219V220H227ZM229 219H230V221H229ZM64 220H66L67 221V223L68 224H64L65 223V221ZM80 220V223H77V224H82L83 225V222H84V227L86 226H89V225H93V223H95L96 221V223H99L100 222V224H101V226H102V224L104 225V226H102V227H104V228H102V229H100V224H99V226H96V225H98V224H94L93 226H94V230H93V228H91V227H93V226H89V227H87V228H89V229H87V228H82V226L81 225H79V226H81L80 228H78V225L75 223L76 221H79ZM86 220H88V221H86ZM92 220H93V222H92ZM96 220V221H95ZM121 220V221H120ZM177 220V221H176ZM179 220V221H178ZM195 220H198L199 222H200V220H201V222H200V224L201 223H204V224H201V226L199 225V228L201 229V227L203 226V225H206L207 227L210 225V228L208 227V228H206V226H204V229L206 230H203V227H202V231L199 229V228H197V229H199L200 231H201V234H199L200 232L199 231H197V233H198V236L196 235V233H194L192 230H193V228L191 227V222H194ZM208 220H210V221H208ZM221 220H222V222H221ZM223 220H225V223L223 224V225H221L220 224V222L221 223H223ZM227 220V221H226ZM232 220H233V222H232ZM241 220H243V221H241ZM251 220V221H250ZM81 221H82V223H81ZM95 221V222H94ZM180 221H182V222H180ZM208 221V223L207 224H205V222H207ZM216 222L215 224V227H218L219 225L217 224V223H219L220 224V227H218V228H215L214 227V224L212 225L211 224V222ZM85 222L87 223V224H85ZM109 222V223H108ZM122 222V223H121ZM179 222V223H178ZM190 222V223H189ZM210 222V223H209ZM235 222V226H236V224H237V226H236V230L235 231H238L239 232V230H241V233H238L237 232V234H239L238 236H241V234H242V236L241 237H239V239H238V236L236 237V232L234 231V230H232V226H233V223ZM242 223V226H241V223ZM255 222H256V224H255ZM71 224V226L73 225V227H75V228H73V227H71L72 229L71 230H73V229H76V230H73L72 231V233H71V231H69L70 230V228H66L67 229V231L69 232V233H71V235H73V233H76L77 231L79 232H77V234H75V235H73V236H71V235H69V234H67L68 232H66V230H65V227H68L67 225H70ZM92 223V224H91ZM248 223H250V225H251V227H252V230H249L248 228H246V224H248ZM253 223V224H252ZM262 223L263 224H261V226L263 225V229H264V219H263V221H262ZM77 225V226H74V225ZM89 224V225H88ZM122 224H123V227H122ZM125 224V225H124ZM181 224V225H180ZM191 224V225H190ZM61 225V226H60ZM65 225V226H64ZM110 225V224H109ZM120 225V226H119ZM215 228L214 230L216 231V236L214 235V231H213V229L211 228L212 226ZM255 225V226H254ZM115 226H113V227H115ZM225 226V227H224ZM228 226H231V229L228 227ZM256 226H257V228H259V229H257L256 228ZM260 226V225H259ZM70 227V226H69ZM99 227V228H98ZM120 227V228H119ZM228 227V230L227 229H225V230H227L228 231V233L226 232V233H223V231H225V230H223V228H227ZM239 227H241V228H239ZM59 228V229H58ZM60 228H62L63 230V232H65V234L67 235V236H71L73 239L75 238V240H73L71 237V239L73 240H71L69 237V239H70V244L73 242V245H71L72 247H70L69 245H67L68 243H66V245L68 246V248H66V250H65V248L64 247H67V246H62V243H60L59 245L58 244H56V243H59V242H63V241H61V240H65L66 239V237L64 238H62V236H60L59 237V235L60 234H58V235H56L59 231L61 232V230H60ZM90 228H91V230H90ZM95 228H98V229H95ZM79 229V230H78ZM80 229H83L82 231L84 232V231H86V233L88 234V233H90L89 235H91V236H85V234L83 235L84 236V238H83V236H79L80 234H81V230ZM99 229H100V231H99ZM107 229V230H106ZM126 229V230H125ZM128 229V230H127ZM196 229V230H197ZM209 229H211V231H213L212 233V235L210 236V234H208L209 232L211 233V231L209 230ZM221 229V232H219V234H218V231ZM253 229H254V231H253ZM256 229V230H255ZM41 230V231H40ZM55 230H56V232H55ZM96 230H98L97 232H96ZM104 230V231H103ZM105 230H106V232H105ZM207 230H209V231H207ZM259 230V231H258ZM261 230H262V232H261ZM23 232L22 233V237L20 236V234H21V232ZM74 231H76V232H74ZM88 231H92V232H88ZM204 231V232H203ZM26 232V233H25ZM42 234H41V233ZM63 232H61V234L63 233ZM100 232H103V233H100ZM130 232V234L131 235H129L128 233ZM193 232V233H192ZM203 232V233H202ZM206 232V233H205ZM235 232V233H234ZM255 232H257V233H255ZM10 233H11V235H10ZM33 233V234H32ZM37 233L41 236H39V235H37ZM99 233L100 234H102V235H99ZM106 233H108V234H106ZM111 235H110V234ZM116 233V234H115ZM252 233H253V235H252ZM4 234V235H3ZM5 234H7L8 236H11V237H8V236H6ZM24 234H25V237H24ZM32 234V235H31ZM50 234V235H49ZM79 234V235H78ZM104 234V235H103ZM133 234V235H132ZM142 234V235H141ZM144 234V235H143ZM193 234V235H192ZM203 234H204V236H203ZM206 234H208V236H206V239L208 240V238H216V239H218V238H220L219 240H220V242H218V240H216L214 243L215 244H223V245H218L219 247L217 248L218 250H219V248H220V251L219 252H221V254H223V255H226V254H224V253H227V255H229V257L230 258H227L226 256V258H223L224 256H222V257H219V253L218 252H215V250L216 251H218L216 248L214 249L213 247V245H211V250H212V252H213V249H214V252L213 253H217L216 255L217 256H215V254H211L212 252L209 250V252H211L210 254H206V256L204 255V251L206 250H204L203 248L201 249V250H198L197 248L198 247H202L201 245L203 244L202 243V241L203 242H205V243H208V241L207 240H205V235ZM221 234H223V236L221 235ZM225 234V235H224ZM233 234H235L233 237L231 236V235H233ZM249 236H248V235ZM256 234V235H255ZM258 234H262L261 236H263V237H259L260 235H258ZM15 236H16V234H14ZM19 235V236H18ZM53 235V236H52ZM78 236V239L76 238L77 236ZM97 235V236H96ZM106 235V236H105ZM122 235H123V237H122ZM137 235V236H136ZM141 235V236H140ZM202 235V236H201ZM218 235V236H217ZM222 236V238L220 237V236ZM227 235V236H226ZM229 235V236H228ZM6 238H4V237ZM46 236V237H45ZM52 236V237H51ZM55 236V237H54ZM76 236V237H75ZM102 236V237H101ZM127 236H128V238H127ZM131 236H132V238H131ZM134 236H135V238H134ZM143 236V237H142ZM192 236V237H191ZM199 236H201V237H199ZM4 238L3 240L1 239V238ZM21 237V238H20ZM27 237V238H26ZM32 237V238H31ZM33 237H34V240H33ZM35 237H37V238H35ZM87 237V238H86ZM108 237V238H107ZM198 237V238H197ZM204 239H203V238ZM208 237V238H207ZM245 237V239L247 240V241H245L243 238ZM7 238L9 239L8 241H7ZM23 238H24V240H23ZM45 238V239H44ZM49 238V239H48ZM57 238V239H56ZM61 238V239H60ZM68 238H67V240H65L66 242H68ZM93 238V239H92ZM101 238V239H100ZM116 239V240H114V239ZM119 238H120V236H119ZM194 238V239H193ZM200 238H202V239H200ZM227 238H229L228 240H227ZM230 238H232V239H230ZM262 238V239H261ZM12 239H13V241H12ZM28 239V240H27ZM36 239H37V241H36ZM55 242V243H53L52 244V240ZM60 239V240H59ZM77 239V240H76ZM105 239V240H104ZM109 239V240H108ZM134 239V240H133ZM138 239V240H137ZM225 239V241H227V242H225V241H223ZM242 239V240H241ZM261 239V240H260ZM39 240V241H38ZM43 240V241H42ZM47 240H50V241H52V242H50L51 244H52V246H47V244L49 245L50 243H47ZM57 240H59V242L57 241ZM89 240L87 239V242H89ZM90 240V241H91ZM107 240V241H106ZM113 241V242H111V241ZM118 240H119V242H118ZM130 240V241H129ZM131 240H133V241H136V242H138L139 244H141L140 246L139 245H137V243L136 242H131ZM205 240V241H204ZM240 240V241H239ZM5 241H7L6 243H5ZM76 241V242H75ZM80 242L79 243H83L82 244V247H83V245H85V244H87L86 246H88V243H84V241L83 242H81L82 240H79ZM86 241V240H85ZM91 241V242H92ZM98 241H96L97 243H95L96 245H98L99 243H98ZM107 242V244L109 245H106V242ZM108 241L111 243V245H110V243H108ZM119 243V245H118V243ZM121 241V242H120ZM144 241V242H143ZM210 241V240H209ZM229 241V242H228ZM237 241V242H236ZM238 241H239V243H238ZM30 242V241H29ZM37 242V243H36ZM38 242H39V245H38ZM125 242H126V244H125ZM130 242H131V245H135V246H138L137 248H139V249H137V253H139V256H138V254H134V252H133V249H130V248H132V246H130ZM198 242V243H197ZM202 244H201V243ZM40 243H41V245H40ZM45 243V244H44ZM47 243V244H46ZM121 243V244H120ZM132 243H135V244H132ZM147 243V244H146ZM188 243V244H187ZM236 243H238V244H236ZM251 243H252V245H251ZM254 243V244H253ZM25 244H27V242L25 243ZM50 244V245H51ZM55 244V245H54ZM63 244H65L64 242H63ZM77 244V247L79 246L78 245V242L76 243ZM143 244V245H142ZM158 244V246H156ZM172 244H173V246H172ZM177 244H178V246H177ZM185 244H187V245H185ZM196 244L198 245H200V246H197V248H196ZM246 244L247 245H251V246H248L249 248L251 247V249L250 250H247V246H246ZM6 245V246H5ZM42 245H43V248H42ZM59 247H58V246ZM125 245V246H124ZM127 245H129L128 247H127V250L125 249L126 248V246ZM171 245V246H170ZM175 245V246H174ZM183 245H185L184 247H183V249H182V246ZM188 245H190V246H194L193 248V250L191 249V247L189 246L188 248L189 249H191L192 250V252H190L189 251V249H187V246ZM207 245V244H206ZM205 245V246H206ZM227 245H229V246H227ZM53 246H57L58 248H59V250H58V248L57 247H54L53 248ZM61 246V247H60ZM81 246V245H80ZM79 246V247H80ZM99 246V245H98ZM141 246H144V248H142ZM165 246L167 247V248H165ZM176 246L177 247H179V248H181V249H179V250H182V252L180 251L179 252V250L176 248ZM205 246H203L204 248H206L207 246L208 247H210L209 246V244L205 247ZM254 246V247H253ZM19 247L22 249H20V251H23V253L22 254H24V255H22L21 254V252H19ZM46 247H48V248H46ZM51 247V248H50ZM74 247V249L76 250V253H74L75 251L73 250H71V253H70V255L68 254V258H66L67 260H69V262L67 263H65V264H73L74 262H78V264H88V262H89V264H93L94 262H95V264H115L116 262H115V260H114V257L112 256H105V254H107V250H105V252L106 253H104L103 251V249L104 248H102V246H99V247H101L102 248V252H101V248L99 249V247H98V249H97V246H96V249H88V252L86 251V250H82L83 248H86L87 249V247H83V248H79L78 247V249H76ZM125 247V248H124ZM140 247H141V249H140ZM148 247V248H147ZM150 247V248H149ZM158 247V248H157ZM226 247V248H229L227 251L224 249V248ZM242 247V248H241ZM257 247V248H256ZM47 249L48 250V252H49V250L51 249V252H52V250L54 249L55 251H57V253L56 252H54V250H53V252L57 255H59V253H60V255L58 256H56V255H54V253L52 254L51 252H49V253H51L52 255H54V256H52L51 254H49V253H47V251H45V253L44 252H42V249H43V251H44V249ZM62 248V249H61ZM64 248V249H63ZM88 248H89V246H88ZM174 248H175V250H177L176 252H175V250H174ZM248 248V249H249ZM253 248H255V250L253 249ZM57 249V250H56ZM68 249V250H67ZM131 250L132 252H133V256H132V253H131V251H129V250ZM171 249H173V250H171ZM196 249V250H195ZM209 249V248H208ZM222 249V250H221ZM225 251H224V250ZM257 249V250H256ZM61 250H62V252H65V251H68L67 253L65 252V257L63 258L62 257V252H61ZM94 251V253H95V250L97 251V253H93V251ZM141 251V254H140V251ZM144 250V251H143ZM149 250V251H148ZM184 250L186 251L187 250V254L186 253H184ZM198 250V252L200 253V252H202L203 253V255H202V253H201V255L202 256H204V257H200V254H199V258L197 257V256H195L197 253H195L196 251ZM204 250V251H203ZM252 250V251H251ZM253 250H254V252H253ZM2 251V252H1ZM6 251V250H5ZM60 251V252H59ZM79 251V252H78ZM89 251H91L90 253H89ZM98 251H99V253H102L103 254V257L102 256H100V258H99V255L100 254H98ZM126 251V252H125ZM128 251V252H127ZM172 251V252H171ZM190 252V255L194 252L195 253V255L193 254V256H195V257H190V255H189V252ZM248 251V252H247ZM262 251V252H261ZM20 254H19V253ZM121 252H122V254H123V252H125V254H121ZM130 252V253H129ZM147 252V253H146ZM167 252H168V254L169 255H167ZM180 253V254H175V253ZM206 252V251H205ZM251 252V253H250ZM255 252H257V253H255ZM262 253V255H261V253ZM43 253H44V255H46V256H44L43 255ZM75 255H74V254ZM127 253H129V254H131V255H128ZM142 253H143V256H141L142 255ZM161 253V254H160ZM163 253H165V254H163ZM172 253V254H171ZM173 253L175 254V255H173ZM13 254V255H12ZM28 254H29V256H28ZM64 254V253H63ZM93 254V255H92ZM98 254V255H97ZM101 254V255H102ZM247 254V255H246ZM12 255V256H11ZM20 255H22V256H20ZM32 255V256H31ZM120 255H122V257H124L123 258V260H122V257L120 256ZM128 255V256H127ZM137 255V256H136ZM147 256V258L145 257V256ZM172 255H173V257H172ZM176 255H178V256H176ZM207 255H208V257H207ZM213 255H214V257H213ZM11 256V257H10ZM28 256V257H27ZM48 256V257H47ZM52 256V258L53 259H51L50 257ZM73 256V257H72ZM98 258V262L100 261L99 259H101V257H102V260H101V262L100 263H97V259H95L96 257ZM120 256V257H119ZM129 256H132L131 258L129 257ZM136 257V259H135V257ZM141 256V257H140ZM158 256V257H157ZM162 256L163 257H167V258H164V260H163V258H162ZM169 256H171V257H169ZM192 256V255H191ZM221 256V255H220ZM20 257V258H19ZM30 257V258H29ZM58 258V260H56L57 258ZM62 257V258H61ZM69 257H71V261H70V258ZM107 257V258H106ZM119 257V258H118ZM130 258V260H129V258ZM140 257V258H139ZM144 257H145V259H144ZM153 257V258H152ZM157 257V258H156ZM161 257V258H160ZM169 257V258H168ZM177 257V258H176ZM207 257V258H206ZM249 257H247V259L249 258ZM45 258H47L46 260H45ZM56 258V259H55ZM121 258V260H119ZM138 258V259H137ZM143 258V259H142ZM175 258V259H174ZM223 258V259H222ZM246 258V257H245ZM245 258H244V261H245ZM256 258V259H255ZM257 258L258 259H260V261H257ZM40 259L42 260V261H40ZM50 259V262H48L47 260H49ZM55 259V260H54ZM63 259V260H62ZM95 259V260H94ZM109 259V260H108ZM147 259V260H146ZM168 259V260H167ZM174 259V260H173ZM197 259V261L195 262V260ZM222 259V260H221ZM225 259H227L226 261H225ZM251 259L250 260H248L249 262L251 261ZM51 260H52V262H51ZM60 260H61V262H60ZM193 260V261H192ZM39 261H40V263H39ZM64 261V262H63ZM85 261V262H84ZM106 261V262H105ZM151 261V263L150 264H156V262L154 263V260H153V262H152V260H150ZM165 261V262H164ZM174 261V262H173ZM223 261V262H222ZM243 261V263H245ZM247 261V262H248ZM251 261V262H252ZM1 262H0V264H1ZM25 262V263H24ZM80 262V263H79ZM91 262V263H90ZM108 262V263H107ZM202 262L204 263V261L202 260ZM210 262V261H209ZM212 262H210L211 264H213ZM246 262V264H249V263H247ZM257 262V263H256ZM127 263H124V262H122V264H127ZM203 263H200V264H203ZM216 263H214V264H216ZM219 263V264H220ZM242 263V264H243ZM253 263V262H252ZM259 263V264H260ZM57 264H58V262H57ZM75 264V263H74ZM193 264V263H192ZM218 264V263H217ZM264 264V263H263Z\"/></svg>",
  "mask_w": 264,
  "mask_h": 264
},
{
  "label": "bare ground",
  "instance_id": "6f19581e",
  "mask_svg": "<svg viewBox=\"0 0 264 264\" xmlns=\"http://www.w3.org/2000/svg\"><path fill=\"white\" fill-rule=\"evenodd\" d=\"M53 1H55V0H53ZM112 1H114V0H112ZM118 1H119V0H118ZM135 1H136V0H135ZM137 1H138V0H137ZM144 1H145V0H144ZM164 1H165V0H164ZM166 1H167V0H166ZM171 1H172V0H171ZM176 1H177L176 3L179 2L178 0H176ZM185 1H186V0H185ZM187 1L190 2V0H187ZM209 1H210V0H209ZM237 1H238V0H237ZM237 1H236V3H237ZM14 2H16V1H14ZM20 2H21V4H22V1H20ZM23 2H24V1H23ZM45 2H47V3H48V2H49V3H53V2H51L50 0H49V1H45ZM70 2H71V1H70ZM121 2H122V0H121ZM160 2H161V1H160ZM193 2H194V1H193ZM207 2H208V1H207ZM207 2H205V3H207ZM221 2H222V1H221ZM221 2H220V3H221ZM234 2H235V1H234ZM251 2H252V1H251ZM41 3H42V2H40V4H41ZM47 3L44 4V2H43V4H41V5H45V7H46V6H47ZM49 3H48V6H50ZM55 3H56V6H57L58 9H59V13L56 14L57 12L55 11L56 13H54V16L60 15V13L62 14V18H63V20L65 21V23L67 24V27H66V28L64 27V28H65L67 31H69V32L71 33V37H70V35H69V37H70V38H75V39H74L72 42H70V41H66L65 44H64V46H63V44H61L60 42H57V41H53V40H51V41H46L47 38L50 37V34H48V36H47V33L49 32L48 30H47L48 32H46V35L44 34L45 31H44V33H43V32H40L39 34H36V35H38V41H37V42H38V49H37L36 53H37V56H38V65H39V68L42 67L44 70H47V69H50V68H57V71H60V70L62 69V74H63V72H65V69H64V71H63V68H64L65 66L67 67V65H69V64L67 63V61H68V59H69L68 57H69V54H70V55H71L70 64H71V65H75V68H74V69L76 70V73H78V74L80 75V80H78V81H80L81 83H84V82H86V81H85L86 78H90V77H91V80H89L90 83H91V82H92V83H93V82H94V83L97 82L98 79H99L98 76H97L98 73H97V74H96V73H93L92 75H85L86 70L93 69V68H91V67H95V66L97 67V66H99V65H104L105 68H106L107 66L109 67L108 63H110L111 60H112V61H115V60H114V58H115L114 56L117 55V57H118V55L121 53V49H125L126 51L129 49V48L127 47V45H126V41H127V40L122 39V40H119V43H118V42H117L118 40L115 41L116 39L113 40V38H114V37L119 38L120 35H117V34H116V36H115V34H114V35H113V38L108 37V41L106 40L107 38H105V40L107 41V43H106V42L103 41L104 39H103L102 41H100V40H99L100 37L97 36V42H98V44H100V47L103 46V48H99V49L101 50V52L99 53L100 55H98V54L94 51L95 49L93 48V49H94V50H93V49L91 48V47H92L91 44H92L93 42L90 43L89 40L92 39V38H91V37H92V36H91L92 34H91V35L89 34V35L91 36V37L89 38L88 35H87V32H85V26L81 24V22H83V21H81L82 19L80 20V19L77 18V16H76V14L78 15L79 13H78V12H74V11H73V7L69 6L70 3L68 4L66 0H57ZM115 3H116V2H115ZM138 3H139V1H138ZM145 3H146V4H143V5H146V6H147V2H145ZM161 3H163V1H162ZM161 3L158 2L159 5H161ZM179 3H180V2H179ZM190 3H191V2H190ZM194 3H195V2H194ZM199 3H200V2H198V4H199ZM201 3H204V2H201ZM229 3H230V2H229ZM232 3H233V2H232ZM128 4H129V3H128ZM130 4H132V3H130ZM136 4H137V3H136ZM149 4H150V2H149ZM149 4H148V5H149ZM158 4H156V5H158ZM163 4H164V3H163ZM163 4H162V5H163ZM192 4H193V3H192ZM195 4H196V3H195ZM198 4H196V5H198ZM257 4H258V3H257ZM262 4H263V3H262ZM24 5H25V4H24ZM132 5H133V6H136L135 4H132ZM140 5H142V4H141V1H140L139 6H140ZM151 5L154 6L155 4H152V3H151ZM166 5H167V4H166ZM174 5H175V3H174ZM233 5H234V4H233ZM235 5L237 6V4H235ZM73 6H74V5H73ZM139 6H138L137 8H139ZM146 6H145V8L148 9L149 6H148V8H147ZM168 6H170V5H168ZM168 6H167V8H168ZM176 6H177V5H176ZM181 6H182V5H181ZM193 6H194V4H193ZM229 6H231V5H229ZM6 7H7V6H6ZM45 7H44V8H45ZM155 7H156V6H155ZM172 7H173V6H172ZM196 7H197V6H196ZM196 7H194V8H196ZM221 7H222V6H220V8H221ZM242 7H245V6H242ZM134 8H135V7H134ZM156 8L158 9L159 7H156ZM156 8H153V9H152V8H149V9H152V10L155 9V10H156ZM161 8H165V7H161ZM254 8H256V7H254ZM58 9L56 8L57 11H58ZM149 9H148V10H149ZM170 9H171V7H170ZM217 9H219V8H217ZM82 10H83V9H82ZM126 10H127V9H126ZM139 10H140V9H139ZM160 10H161V9H159V11L156 10V11L158 12L157 14H159ZM163 10H166V9H163ZM167 10H169V9H167ZM179 10H180V9H179ZM256 10H257V9H256ZM256 10H255V11H256ZM262 10H263V8H262ZM48 11H49V10H48ZM48 11H47V12H48ZM75 11H76V9H75ZM77 11H78V10H77ZM111 11H112V10H111ZM149 11H150V10H149ZM171 11H172V10H171ZM180 11H182V9H181ZM184 11H185V10H184ZM215 11H216V10H215ZM215 11H214V12H215ZM219 11H220V10H219ZM260 11H261V10H260ZM15 12H16V11H15ZM51 12H53V11H51ZM51 12L49 11V13H51ZM80 12H81V11H80ZM85 12H86V11H85ZM117 12H118V11H117ZM147 12H148V11H147ZM212 12H213V11H212ZM214 12H213V13H214ZM237 12H239V11H237ZM246 12H248V11H246ZM253 12H254V11H253ZM256 12H257V11H256ZM263 12H264V10H263ZM4 13L6 14V12H4ZM7 13H9V12L7 11ZM17 13H18V12H17ZM75 13H76V14H75ZM114 13H115V12H114ZM145 13H146V12H145ZM150 13H151V12H150ZM153 13H154V12H153ZM153 13H152V14H153ZM167 13H168V14H172V13H169V12H167ZM167 13H166V14H167ZM186 13H187V12H186ZM216 13H218V12H216ZM249 13H250V12H249ZM84 14H85V13H84ZM86 14H88V13H86ZM147 14H149V13H147ZM147 14H146V16H147ZM155 14H156V13H155ZM164 14H165V13H164ZM166 14H165V15H166ZM174 14H177V13H176V12H175V13L173 12L172 15L175 16ZM178 14H179V13H178ZM211 14H212V13H211ZM233 14H234V13H233ZM258 14H259V13H258ZM258 14H257V15H258ZM13 15H14V14H13ZM15 15H16V14H15ZM80 15H83V14H80ZM116 15H117V13H116ZM153 15H154V14H153ZM153 15H152V16H153ZM162 15H163V14H162ZM172 15H171V16H172ZM247 15H248V14H247ZM250 15H251V14H250ZM253 15L255 16V14H253ZM253 15H252V16H253ZM261 15L263 16L264 14H261ZM46 16H47V15H46ZM46 16H45V17H46ZM52 16H53V14H52ZM60 16H61V15H60ZM87 16L89 17V15H87ZM146 16H145V18H146ZM148 16L151 17V14L148 15ZM176 16H177V15H176ZM176 16H175V17H176ZM229 16H231V15H229ZM245 16H246V15H245ZM245 16H244V17H245ZM252 16H251V18H252ZM258 16H259V15H258ZM262 16H261V17H262ZM58 17H59V16H58ZM82 17H83V16H82ZM88 17H86L85 19H87ZM153 17H154V16H153ZM153 17H152V18H153ZM156 17H159V16L156 15L154 18H156ZM166 17H167V16H166ZM177 17H178V16H177ZM179 17H181V15H180ZM179 17H178V18H179ZM197 17L199 18V16H197ZM202 17H203V16H202ZM225 17H226V16H225ZM235 17H236V16H235ZM235 17H234V18H235ZM246 17H247V16H246ZM248 17H249V15H248ZM255 17H256V16H255ZM263 17H264V16H263ZM263 17H262V18H263ZM62 18H61V19H62ZM160 18H161V17H160ZM160 18H159V19H160ZM182 18L186 19L185 17H182ZM182 18H180V19H182ZM190 18H191V15H190ZM190 18H189V19H190ZM195 18H196V17H195ZM200 18H201V17H200ZM203 18H205V17H203ZM228 18H230V17H228ZM251 18H250V19H251ZM256 18H257V17H256ZM89 19H90V18H89ZM147 19H149V18H147ZM166 19H167V18H166ZM166 19H164V20H163V19H160V20H158V21H159L160 24H161V23H163V21H165ZM169 19L171 20V17H169ZM175 19H176V18H175ZM175 19H174V20H175ZM196 19H197V18H196ZM201 19H202V18H201ZM201 19H199V21H198V19H197L198 22H196V24H197V23H200V20H201ZM235 19H236V18H235ZM263 19H264V18H263ZM41 20H42V19H41ZM54 20H55V19H54ZM182 20H183V19H182ZM192 20H195V19H192ZM230 20H231V18H230ZM232 20H234V19L232 18ZM253 20H254V19H253ZM253 20L251 19V21H253ZM161 21H162V22H161ZM166 21L168 22V20H166ZM186 21H187V20H186ZM237 21H238V20H237ZM254 21H255V20H254ZM256 21H260V18L258 17V19H257ZM104 22L106 23V21H104ZM149 22H150V21H149ZM152 22H153V21H152ZM155 22H156V21H155ZM155 22H154V23H155ZM171 22H172V21H171ZM183 22L185 23V20H184ZM183 22H182V24H184ZM193 22L195 23V21H193ZM215 22H216V21H215ZM49 23H50V22H49ZM92 23H93V22H92ZM156 23H157V22H156ZM164 23H165V25L168 24V23L166 24V22H164ZM164 23H163V24H164ZM169 23H170V21H169ZM208 23H209V22H208ZM219 23H220V22H219ZM244 23H245V22H244ZM50 24H52V23H50ZM50 24H49V25H50ZM83 24H85V23H83ZM86 24H87V22H86ZM119 24H120V23H119ZM121 24H122V23H121ZM163 24H161L160 26H163ZM170 24H172V23H170ZM180 24H181V23H180ZM182 24H181V25H182ZM192 24H193V23H192ZM196 24H195V25H196ZM201 24H202V23H201ZM201 24H200V25H201ZM203 24H204V23H203ZM262 24H263V23H262ZM23 25H24V24L22 23V27H23ZM87 25H88V24H87ZM87 25H86V27H87ZM109 25H110V24H109ZM158 25H159V24H158ZM190 25H191V24H190ZM195 25H194V26H195ZM197 25H198V24H197ZM197 25H196V26H197ZM255 25L257 26V23H256ZM259 25H260V22H259ZM34 26H37V25H34ZM46 26H47V25H46ZM46 26H45V27H46ZM95 26H96V25H95ZM113 26L115 27L114 24H113ZM155 26H156V25H155ZM167 26H168V25H167ZM175 26H176V25H175ZM198 26H199V25H198ZM205 26H206V25H205ZM205 26L203 27V26L201 25L200 28H198V29H201V30H202V27L205 28ZM216 26H217V25H216ZM243 26L245 27V25H243ZM246 26H247V25H246ZM24 27H25V26H24ZM31 27H32V29H29V31H30V30H33V26H31ZM42 27H43V26H42ZM42 27H41V28H42ZM47 27H49V26H47ZM51 27H53V26H51ZM170 27H171V26H170ZM173 27H174V26H173ZM183 27H185V26H183ZM209 27H210V26H209ZM249 27H250V26H249ZM262 27H264V24H263ZM26 28H29V27H26ZM35 28H37V27H35ZM88 28H89V33H90V31H91L92 28H91L89 25H88L87 29H88ZM90 28H91V29H90ZM116 28H117V26H116ZM156 28H157V26H156ZM171 28H172V27H171ZM180 28H181V27H180ZM186 28H187L186 31H189L188 33L190 34V31L192 32V30H188V27H186ZM193 28H194V27H193ZM196 28H197V27H196ZM196 28H194V29H196ZM206 28H207V26H206ZM216 28H217V27H216ZM54 29H55V26H54ZM118 29H120V28H118ZM176 29H177V28H176ZM194 29H193V30H194ZM211 29H212V27H211ZM244 29H245V28H244ZM262 29H264V28H262ZM262 29H261V31H262ZM36 30H37V32H38V29H36ZM36 30H34V31H36ZM93 30H95V29H93ZM115 30H116V32H118V33H120L119 31H121V30L118 31L117 29H115ZM122 30H123V29H122ZM181 30H182V29H181ZM215 30H216V29H215ZM215 30H214V31H215ZM101 31H102V30H101ZM196 31H197V29H196ZM196 31L194 30V32H196ZM241 31H243V29H242ZM105 32H106V31H105ZM105 32H104V33H105ZM107 32H108V31H107ZM107 32H106L105 35H104L105 37L108 36ZM109 32H111V31H109ZM109 32H108V33H109ZM114 32H115V31H114ZM114 32H113V33H114ZM194 32H192V33H194ZM254 32H255V31H254ZM262 32H263V31H262ZM262 32H261V34H262ZM30 33H31V32H30ZM49 33H50V32H49ZM104 33H103V34H104ZM122 33H123V32H122ZM126 33H127V32H125V34H126ZM243 33H244V32H243ZM263 33H264V32H263ZM28 34H29V32H28ZM106 34H107V36H106ZM109 34H110V33H109ZM111 34H112V33H111ZM120 34H121V33H120ZM254 34H255V33H254ZM261 34H260V35H261ZM126 35H128V34H126ZM197 35H198V34H197ZM245 35H247V34H245ZM252 35H253V33H252ZM256 35H257V34H256ZM52 36L54 37V35L51 33V39H52ZM100 36H101V35H100ZM111 36H112V35H111ZM237 36H238V35H237ZM241 36L243 37L242 39H245L244 41L247 43L246 40H248L247 38H248L249 36H247V38H246L243 34H241ZM254 36H255V35H253V36H251V37L253 38V40H255V42L253 43V42L251 41L252 38L250 37L251 40L249 39V41H251L252 44H250V43H248V44H250V46H252V48H253L254 44H257V43H258V46L256 45L257 47L264 48V46H263V45H264V42L262 41V42H263V45H262V46H259V43H260L259 40H260V39H259L258 41H256V39H258V38L256 37V38L254 39ZM261 36H262V35H261ZM190 37H192V36H190ZM190 37H189V38H190ZM238 37H239V36H238ZM258 37L260 38L259 35H258ZM263 37H264V35H263ZM54 38H55V37H54ZM124 38H125V37H124ZM187 38H188V37H187ZM187 38H186V39H187ZM197 38H198V36H197ZM202 38H203V37H202ZM95 39H96V38H95ZM192 39H194V38H192ZM206 39H207V38H206ZM232 39H233V38H232ZM232 39H231V40H232ZM236 39H237V38H236ZM240 39H241V37H240ZM240 39H239V41H240ZM92 40H93V39H92ZM92 40H91V41H92ZM198 40H199V39H198ZM224 40H225V39H224ZM224 40H223L222 42H226V40H228V39L226 38V40H225V41H224ZM233 40H234V39H233ZM261 40H262V39H261ZM261 40H260V41H261ZM237 41H238V39H237ZM239 41H238V42H239ZM97 42H96V43H97ZM216 42H217V41H216ZM228 42H230V40H229ZM245 42H244V44H245ZM101 43L103 44L102 46H101ZM207 43H208V42H207ZM230 43H231V42H230ZM242 43H243V40H242ZM128 44H129V42H128ZM216 44H217V43H216ZM216 44L214 43L216 49L214 50V48H213V49H210V51H212V50H214V51H218V50H221V49L223 48L221 51L224 52V51H223V50H224V47H226V48H225V49H226L225 52H226V51L228 52L227 49H229V48L232 46V45L229 46V45L226 43V45L229 46V48H227V46H224V47H222V48H220V47L218 48ZM223 44H224V43H223ZM231 44H232V43H231ZM248 44H246V45H248ZM131 45H132V44H131ZM131 45L129 44L130 49L132 50L131 47H133V45H132V46H131ZM182 45H183V44H182ZM212 45H213V44H212ZM235 45H236V43H235ZM1 46H3V45H1ZM62 46H63V48H62ZM162 46H163V45H161V47H162ZM189 46H190V45H189ZM219 46H222V44L219 45ZM60 47H61V48H60ZM159 47H160V45H159ZM163 47H164V46H163ZM200 47H201V45H200ZM212 47H214V46H212ZM212 47H211V48H212ZM233 47H234V48H233ZM233 47H232V48H233L234 51L231 52V55H232V56H235V57H233V58L235 59L236 57L238 58V54H237L238 52H239L240 54H242V53L244 52L245 47L243 48L242 46H239V45H236V46H233ZM1 48H2V47H1ZM110 48H111V49H110ZM156 48H157V47H156ZM203 48H204V47H203ZM235 48H238V52H237V50L235 51ZM246 48H247V47H246ZM5 49H6V47H4V50H5ZM8 49H9V48H8ZM61 49H64V50L68 51V52L66 53L68 59L65 58V59H66V61H65L66 64L64 63L63 58H61V56H60V53H61L60 50H61ZM137 49H138V47H137ZM217 49H218V50H217ZM248 49H249V50H247L248 52H249L250 50H251L250 52H252L251 47H248ZM257 49H258V48H256L255 51H256ZM1 50H2V49H0V51H1ZM134 50H136V48H134ZM134 50H133V51H134ZM157 50H159V48L156 49V52H157ZM161 50H162V49H161ZM230 50H232V49L230 48L229 51H230ZM253 50H254V49H253ZM258 50H259V52H260V53H259V55H260V54L262 53V50H261V49H258ZM258 50H257V52H258ZM138 51H139V50H138ZM210 51H209V52H210ZM221 51H218V52H221ZM247 51H245V54H246V55H250L251 53L249 52V54H248V53H246ZM263 51H264V50H263ZM135 52H137V51H134V53H135ZM156 52H155V54L159 53V52H157V53H156ZM163 52H164V51H163ZM195 52H196V51H195ZM257 52H252V53H255V54H256ZM3 53H4V52H3ZM10 53H12V52L10 51ZM122 53H123V52H122ZM131 53H132V52L125 53V51H124V55H123V57L118 58V59H120V60H121V58H123L122 62H123L124 64H126V67H125V66L123 67V66L120 65L121 68L123 67V68L126 70V71L124 72V74L127 75L126 77H125L124 75H123L124 77H122V78H125V79H123V80H124V85H125V86H124V89H125L124 92H126L127 95H131V94H133V95L135 94V95H136V94H138V93L141 94L140 97L138 96L139 98L137 97V95H136V96L134 95V96L137 97L138 99H137V98H136V99L139 100V101H140V100H141V101L144 100V101H143L144 103H145V101H148L149 103L146 102L145 104H149L150 106H149V105H148V106L146 105V106L150 108V107H151V103L153 104L154 102H150L151 100L149 101L148 99H149V98L152 99V97H155V96H154V95H153V96L151 95V96H152V97H151V96H150V93H152V94H154V93H153V92H149V91H155V90H149V87H150V86H148V85H150V84H152V83H153V85H152L151 87H153V86L155 85L154 83H156V81L154 82V79H153L152 77L155 78V76L158 74V72H160V74H165V73H161V72H162V69H161V70H158L159 68H157V71H158V72L156 73V71H154L155 73L153 72V74L150 73V72H151V69H149V71H147V69L142 68V69H145V70H142V72H144V73H141L140 68L143 66V65L141 66V64H143V63H142L143 61H140L141 59L139 60L138 56H137V57L135 56V57H133V59L136 58L137 61H140V63L136 62V64H135V61H136V60L134 61V60L132 59V57L129 55V54H131ZM137 53H139V52H137ZM202 53H203V51H202ZM214 53H215V52H214ZM4 54H5V53H4ZM7 54H8V52H7ZM62 54H63V53H62ZM140 54H141V53H140ZM159 54H160V53H159ZM200 54H201V53H200ZM200 54H199V55H200ZM204 54H206V53H204ZM255 54H254V55H255ZM257 54H258V53H257ZM257 54L255 55L256 57H257ZM2 55H3V54H2ZM2 55L0 56L2 59H5V60L7 59V61L9 60L8 57H7L8 55L5 54L7 58H6V57L4 58V56H2ZM201 55H202V54H201ZM218 55H219V53H218ZM221 55H222V53H221ZM221 55L216 56L215 59H214V60L216 61V60H218V59H216V58L219 57V61H218L217 63H219V62L221 63V62H222L221 65H219L220 63L217 64V65L220 66V67H218L219 69L221 68V66H224V65H223V64H224V60H223L224 58H221V57H220ZM226 55H227V54L225 53V56H226ZM231 55L228 54V59H229V56H231ZM254 55H253V56H254ZM259 55H258V56H259ZM28 56H29V55H28ZM31 56H32V54H31ZM65 56H66V55H64V57H65ZM133 56H134V55H133ZM154 56H155V55H154ZM163 56H164L163 58L161 57L163 61H160L159 65L163 66L162 64H164L165 66H163L162 68H164L165 70H164V69H163V70L166 71V69H167L166 66L170 65V63L168 64V62H167V60H166L167 64H165V62H164L165 59L168 58V61H169V59H171V60L173 61V59H172L171 57H170V58L167 57L168 54H167L166 56H165V55H163ZM203 56H204V55H203ZM262 56H263V54L260 55V57H262ZM117 57H116V58H117ZM157 57H158V56H156V58H157ZM166 57H167V58H166ZM192 57H194V56H192ZM222 57H223V56H222ZM247 57H248V56H247ZM247 57H246V58H247ZM249 57H250V56H249ZM249 57H248V59H246V62H248L247 60H249ZM256 57H255V58H256ZM260 57H259V58H260ZM164 58H165V59H164ZM220 58H221V59H220ZM226 58H227V56H226ZM252 58H253V57H252V55H251V59H252ZM2 59H0V60H2ZM11 59H12V58H11ZM108 59H110V60H109L110 62H107ZM208 59H209V58H208ZM240 59H242V58H240ZM243 59H245V58H243ZM243 59H242V60H243ZM5 60H4V61H5ZM13 60H15V59H13ZM13 60H12L11 64L14 63ZM157 60H158V58H157ZM159 60H160V58H159ZM159 60H158L157 62H159ZM220 60H221V61H220ZM222 60H223V61H222ZM225 60H226V59H225ZM232 60H233V59H232ZM27 61H28V60H27ZM118 61H119V60H118ZM129 61L132 62V63H127V62H129ZM208 61H209V60H208ZM236 61H237V60H236ZM249 61H251V60H249ZM5 62H6V61H5ZM33 62H34V61H33ZM35 62H36V61H35ZM116 62H117V61H116ZM116 62H114V65L112 64V62L110 63V66H112V65L114 66L113 69H111V70H109V71L105 69V70H106V73H107L106 75H107L108 78H109V79H108L109 82H111V81H113V82L117 81V82H118L117 79H119V78L117 77V79L115 80V77H113V75H112V71H113L114 68H115V65H116L115 63H116ZM119 62H121V61H119ZM122 62H121L120 64L124 65ZM157 62H156V63H157ZM162 62H163V63H162ZM226 62H228V61H227V60L225 61V65H227ZM230 62H231V61H230ZM234 62H235V61H234ZM234 62H232V65H233ZM239 62H240V61H238V64H240ZM243 62L245 63V61H242V63H243ZM7 63H8L9 65H11L9 61H8ZM62 63L65 64V65H63ZM133 63H134V64H133ZM137 63H138V64H137ZM161 63H162V64H161ZM173 63H174L175 65H177L175 62H173ZM213 63H215V64H212V62H211V63L209 62V64L215 65V67H216V66H217V65H216V62H213ZM242 63H241V64H242ZM244 63H243V64H244ZM0 64H1V63H0ZM15 64H16V63H15ZM29 64H30L31 66H32V65L34 66V63L32 64V62L29 63ZM29 64H28V66H29ZM111 64H112V65H111ZM117 64H118V63H117ZM132 64H133L134 66H132ZM230 64H231V63H229L228 66H230ZM238 64L235 62V64H234V67H235V68L233 67V69H238V68H236V66H235V65H238ZM258 64H259V63H258ZM258 64H257V67H258ZM23 65L25 66V63H24ZM23 65H21V66H23ZM138 65H140L141 67L138 66ZM157 65H158V64H157ZM189 65H190V64H189ZM191 65H192V64H191ZM3 66H4V65H3ZM11 66H13V65H11ZM19 66H20V65H19ZM24 66H23V67H24ZM26 66H27V64H26ZM28 66H27V67H28ZM117 66H119V64H118ZM136 66H137V67H136ZM161 66H158V67L161 68ZM170 66H172V65H170ZM170 66H168L169 70H170V68H171ZM193 66H194V64H193ZM238 66H239V65H238ZM241 66H243V65H241ZM0 67H1V66H0ZM16 67H17V66H16ZM16 67L14 68L13 71L18 72V70H17V71L15 70ZM36 67H37V66H36ZM73 67H74V66H73ZM139 67H140V68H139ZM176 67H177V66H176ZM176 67H175V69H176ZM180 67H181V66H180ZM255 67H256V66H255ZM4 68H5V67H4ZM20 68H21L20 70L22 71L23 68H22V67H20ZM70 68H72V67H70ZM98 68H99V67H98ZM109 68H111V67H109ZM116 68H117V67H116ZM116 68H115V69H116ZM119 68H120V67H119ZM123 68H122V69H123ZM183 68H184V66H183ZM188 68H190V66H188ZM226 68H228V67H225V69H226ZM231 68H232V67H231ZM239 68H240V67H239ZM241 68H243V67H241ZM241 68L239 69V71L242 70ZM244 68L247 69V67H244ZM250 68H251V66H250ZM117 69H118V68H117ZM122 69H119V71L121 70V73L124 71V70L122 71ZM175 69H174V70H175ZM178 69H179V68H178ZM178 69H177L176 71H178ZM197 69H198V68H197ZM197 69H196V70H197ZM203 69H204V67H203ZM216 69H217V68H216ZM223 69H224V67H223ZM228 69H229V71H230V67H229ZM252 69H255V68H251V70H252ZM256 69H257V68H256ZM72 70H73V68H72ZM138 70H139L140 72H139ZM171 70H172V68H171ZM211 70L214 71V67H213V69H211ZM220 70H221V69H220ZM220 70H219V71H220ZM248 70H250V69L248 68ZM248 70H247V71H248ZM13 71H12V72H13ZM23 71H24V70H23ZM53 71H54V70H53ZM73 71H74V70H73ZM137 71H138L139 73H141V76H142L143 74L146 75L145 71H147V72L150 73V76H149L150 79H149V77L147 76V75H149V74H147L146 77H145L146 79H147V77H148V79H149L148 81H149L150 84H148V82H145V81H144L145 79H142V77H141V80H142L141 83H142V82H143V83L145 82V84H142V85H144V86L146 85V88H148V90H149V91H147V90H145V91L149 92V96H150V97L147 96L148 93L146 94L145 91H144L145 97H146V96H147V98L149 97L147 100H146L145 98L142 99V98L144 97V94H143L142 90L140 91L141 88L139 87V90L136 89V88H137V85H139L140 83H139V82L136 83V84H135V82L133 83L134 80H135V81H139V79H140V78H138L140 74L137 75V76H138L137 79H136V77H134V78H133L134 80H133L132 77H131V73H134V72H135V73H138ZM164 71H163V72H164ZM198 71H199V70H198ZM213 71H211V72H213ZM223 71H227V72H228V70H223ZM236 71H237V70H236ZM244 71H246V70L244 69ZM244 71H243V73H244ZM1 72H2V71H0V74H1ZM25 72H26V71H25ZM60 72H61V71H60ZM93 72H94V71H93ZM97 72H98V71H97ZM114 72H116V70H114ZM169 72H170V71H169ZM171 72H172V71H171ZM178 72H180V70H179ZM203 72H204V71H202V73H203ZM209 72H210V71H209ZM211 72H210V73H211ZM227 72H226V75H227ZM89 73H92V72H89ZM116 73H117V72H116ZM135 73H134V74H135ZM166 73H168V72H166ZM172 73H173V72H172ZM172 73H169V74H172ZM183 73H184V72H183ZM196 73H197V72H196ZM206 73H207V72H206ZM218 73H219V72H218ZM218 73H215V76H216ZM232 73H233V71H232ZM243 73H241L242 76H243ZM247 73H248V72H247ZM247 73H246V74H247ZM253 73H254V72H253ZM12 74H13V73H12ZM24 74H25V73H24ZM118 74H120V73H118ZM122 74H123V73H122ZM128 74H130V75H128ZM151 74H152V76H151ZM154 74H156V75H154ZM220 74L222 75V73H220ZM220 74H219V76H220ZM14 75H15V74H14ZM21 75L23 76V74H21ZM21 75H20V77H22ZM73 75H74V74H73ZM76 75H77V74H76ZM79 75H77V76H79ZM135 75H136V74H135ZM165 75H167V74H165ZM165 75H164V76H165ZM173 75L177 76L176 73H174V74H172V75H170V76L172 77ZM211 75H212V73H211ZM226 75H225V76H226ZM228 75H229V74H228ZM228 75H227L226 77H228ZM235 75H236V74H235ZM244 75H245V74H244ZM247 75H248V74H247ZM11 76H12V75H11ZM11 76H10V77H11ZM15 76H16V75H15ZM15 76H13V77H15ZM59 76H63V75L59 74ZM66 76H67V75H66ZM77 76H75V77H76V78H79V77H77ZM128 76H129V77H128ZM157 76H159V74H158ZM160 76H161V75H160ZM160 76H159V77H160ZM162 76H163V75H162ZM168 76H169V75H168ZM170 76H169V77H170ZM178 76H179V74H178ZM180 76H181V75H180ZM213 76H214V72H213ZM215 76H214V77H215ZM240 76H241V75H240ZM240 76H239V77H240ZM245 76H246V75H245ZM0 77H1V76H0ZM6 77H8V76H6ZM17 77H19V76L17 75L16 78H17ZM44 77H45V76H44ZM44 77H43V78H44ZM75 77H67V78H68V79L70 78L71 81L75 83V81H76V78H75ZM102 77H103V76H102ZM127 77H128V78H127ZM143 77H144V75H143ZM169 77H161V78H164V80H167V78L169 79ZM183 77H184V76H183ZM183 77H182V78H183ZM195 77H197V76L195 75ZM195 77H193V78H195ZM220 77H221V76H220ZM226 77H225V78H226ZM237 77H238V76H237ZM237 77H236V78H237ZM251 77H252V76H251ZM253 77H254V75H253ZM50 78H51V77H50ZM103 78H104V77H103ZM105 78H106V77H105ZM120 78H121V74H120ZM126 78H127L128 81H125ZM156 78L159 79L158 77H156ZM172 78H173V77H172ZM180 78H181V77H180ZM193 78H192V79H193ZM200 78H201V77H200ZM223 78H224V77H221L222 81H223V80L226 81V80H228V79L230 78L231 81L228 80V82H230V83L232 84V78H234V77L231 78V76H230V77L227 78L226 80L223 79ZM52 79H53V76H52ZM113 79H114L115 81H114ZM130 79H132L133 81H131ZM170 79H171V78H170ZM170 79H169V80H170ZM192 79H191V80H192ZM216 79H217V78H216ZM218 79H219V78H218ZM261 79H262V78H261ZM56 80H57V79H56ZM58 80H59V79H58ZM60 80H61V82H62V80H63L62 77L60 78ZM60 80H59V84L57 83L58 81H56V83H57L58 85H61ZM123 80H122V81H123ZM152 80H153V82H152ZM161 80H163V79H161ZM161 80H158V81H160V82H158V85L160 86V84L163 83L164 85H163V84L161 85V87H163V88H161V89H162V90L164 89V91H165V90H166V87L170 86L171 84L168 85V84H167V81H168V83H170V82H169V80H167V81H166V84L168 85V86H167V85L164 83V81L162 82ZM171 80H172V79H171ZM196 80H197V79H196ZM234 80H236V79H233V83L235 82ZM42 81H43V79H42ZM52 81H53V80H52ZM71 81H70V82H71ZM101 81H102V79H101ZM119 81H120V83H121V85H122V81H121V80H119ZM129 81H130V83L132 82V84H134V85L136 86V88H134L135 90L133 89V86H134V85L132 86V84L129 85L130 87L126 86L127 84H125V83H126V82H129ZM146 81H147V80H146ZM150 81H151L152 83H151ZM198 81H199V80H198ZM200 81H202V80H200ZM207 81H208V80H207ZM257 81H258V79H257ZM261 81H262V80H261ZM0 82H1V81H0ZM5 82H7V79L5 80ZM5 82H3V84H5ZM19 82H20V81H19ZM47 82H49V80H47ZM63 82H64V81H63ZM66 82H67V81H66ZM72 82H71V83H72ZM106 82H108V81H106ZM161 82H162V83H161ZM181 82H183V81H181ZM184 82H185V81H184ZM193 82H194V81H193ZM263 82H264V81H263ZM21 83H23V82L18 83L16 86H18V85L21 84ZM53 83H54V82H52L51 85H52ZM67 83H68V82H67ZM86 83H87V82H86ZM97 83H99V84L101 85L100 82H97ZM146 83H147L148 85H147ZM159 83H160V84H159ZM186 83H187V82H186ZM208 83H209V82H208ZM230 83H229V84H230ZM260 83H261V82H260ZM7 84H8V83H7ZM35 84H36V83H35ZM46 84L49 85V83H46ZM75 84H77V83H75ZM88 84H89V83H87L85 86H82V88H83V87H86ZM105 84H106V86H104V87H105V88L108 87V90L110 91V89H109V84H108V83H105ZM110 84H111V83H110ZM115 84H116V86H117V85H119V82H118V84H117L116 82L113 83L112 86H114ZM180 84H182V83H180ZM184 84H185V83H184ZM187 84H188V83H187ZM187 84H186V86H187ZM190 84H191V83H190ZM210 84H211V83H210ZM231 84H230L229 86H232ZM257 84H258V83H257ZM261 84H262V83H261ZM1 85H2V82H1ZM176 85H177V84H176ZM178 85H179V84H178ZM188 85H189V84H188ZM207 85H208V87H205V88H207V90H206L205 88H204L205 90L202 89V88H203V87H202L203 84H202V86H201L202 88L200 87V89H198V90H203V92L201 91L202 93H204V91H209L208 88L211 89L212 87H209V84H207ZM214 85H215V84H214ZM227 85H228V84H227ZM38 86H39V87H38ZM40 86L45 87V85H44V83H43V84H40V85H39V84L34 85V88H36V87H37V88H40ZM66 86H67V84H66ZM89 86H90V84H89ZM98 86H99V85H98ZM112 86H110V87H112ZM119 86H120V85H119ZM131 86H132V87H131ZM139 86H140V85H139ZM159 86H158V87H159ZM164 86H166V87H164ZM179 86H180V85H179ZM205 86H206V85H205ZM217 86H218V85H217ZM48 87H49V86H48ZM76 87L79 88L78 86H75V88H76ZM93 87H94V86H93ZM93 87H92V89H93ZM95 87H96V86H95ZM95 87H94L95 90L93 89V91H96V88H95ZM114 87H115V86H114ZM114 87H112V88H114ZM121 87H122V86H121ZM141 87H143V86H141ZM151 87H150V88H151ZM172 87H173V85H172ZM176 87H177V86H176ZM188 87H189V86H188ZM198 87H199V86H198ZM227 87H228V86H227ZM260 87H261V85H260ZM54 88H55V90H57L56 88H59V86H58V87H55V86H54L53 88H49V89H50V91H51V89L54 90ZM60 88L63 89L64 87H60ZM60 88H59L57 91H59ZM67 88H68V86H67ZM71 88H72V84H71V87H70L69 89H71ZM101 88H103V87H102V86H99L98 89H97V91H98V90L100 91ZM116 88H117V87H116ZM143 88H144V87H143ZM153 88H154V87H153ZM153 88H151V89H153ZM170 88H171V87H170ZM190 88H191V87H190ZM192 88H193V87H192ZM225 88H226V87H225ZM225 88H224V89H225ZM232 88H233V87H232ZM235 88H236V87H235ZM235 88H233V89H235ZM249 88H250V87H249ZM261 88H262V87H261ZM30 89H31V88H30ZM64 89H65V88H64ZM83 89H84V88H83ZM86 89H87V88H86ZM114 89H115V88H114ZM114 89L112 90V93H113ZM118 89H119V87H118ZM144 89H145V88H144ZM144 89H143V90H144ZM154 89H155V88H154ZM159 89H160V87H159ZM173 89H174V87H173ZM212 89H213V88H212ZM212 89H211V90H212ZM226 89H227V88H226ZM246 89H247V88H246ZM250 89H251V88H250ZM0 90H1L2 92L4 91V90H2V89H0ZM9 90H10V89H9ZM65 90H67V89H65ZM72 90H73V89H71V91H72ZM81 90H82V89H81ZM115 90H117V89H115ZM169 90H171V89H169ZM184 90H185V89H184ZM186 90H187V89H186ZM196 90H197V89H196ZM196 90H195V91H196ZM211 90H210V92H212ZM219 90H220V89H219ZM1 91H0V92H1ZM28 91H29V90H28ZM60 91H61V90H60ZM71 91H70V92H71ZM78 91H79V90H78ZM84 91H85V90H84ZM104 91H105V90H104ZM106 91H107V89H106ZM120 91H122L121 88H120ZM164 91H162V92H164ZM167 91H168V90H167ZM175 91H178V90H175ZM188 91H189V90H188ZM190 91H191V89H190ZM213 91H215V88H214ZM229 91H230V90H229ZM229 91H228V92H229ZM243 91H244V88H243ZM246 91H247V90H246ZM250 91H251V90H250ZM52 92H53V91H52ZM55 92H56V91H55ZM55 92H54V93H55ZM70 92H69V93H70ZM74 92H77V91H74ZM89 92H91V91H88L87 94H89ZM101 92H102V94H103L104 96H105V95H108L107 92H103L102 90H101ZM101 92H99L98 95L102 96V94H100ZM114 92H115V94H116V92H118V94H119V91H114ZM140 92H141V93H140ZM159 92H160V91H159ZM159 92H157V93H159ZM162 92H160V93H162ZM183 92H184V91H183ZM251 92H252V91H251ZM28 93H29V92H28ZM30 93H31V92H30ZM56 93H57V92H56ZM69 93H68V94H69ZM97 93H98V92H97ZM105 93H106V94H105ZM112 93H109V94H110V97H108V99L111 98V95L116 96L114 93H113V94H112ZM155 93H156V92H155ZM157 93H156V94H157ZM165 93H166V91H165ZM167 93H168V92H167ZM187 93H188V92H187ZM189 93H190V92H189ZM193 93H194V92H193ZM224 93H225V92H224ZM233 93H234V92H233ZM237 93H238V94H235V98H236L237 96H238V98H239V93H240V92H237ZM246 93H247V92H246ZM246 93H245V94H246ZM50 94H51V92L49 93V95H50ZM58 94H59V93H58ZM90 94H91V93H90ZM94 94H95V92H94ZM204 94H205V93H204ZM230 94H231V93H230ZM240 94H241V93H240ZM245 94H244V96H245ZM25 95H26V97H25ZM49 95L47 96V94H45V95H40V96H39L38 98H36V99L34 98L35 100H33L32 103H29V104H31L30 110H31L33 107L37 106V105L41 106V107H39V108H46V111H47V112L44 113V114H47V115H45L46 120L44 121V123L47 124V125H46L47 128L45 127L46 129H44V130H47V129H48L51 133H55V134H56V132H58V131L60 132V131H61L62 134H65L66 136H69L70 141H69L68 143H66L65 145H68V146L70 147V149H71V148H74V149H72V150H76V151L78 152V154H79V153H80V152H79V147H80V149H81V144H82V143L86 144L85 142H87V141L89 142V140H90L92 137H93V139H95L94 134H91V133H92V132H91V133H90L91 135H90V134H87L89 137H88V138H87V137L85 138L84 136L86 135L87 131H85L84 128H82V126H81V129H79V128H78V129H79V130H82V129H83L81 132H84V133L86 132L85 135H83L84 133L82 134V133L79 132L77 129H76V130H77L78 132L76 131V132H77V133H76V132H75V129L72 128V126H73V125H72L71 128H72V130H74L75 134H78V135H79V134L81 133L80 136L77 135L78 137L75 136V135H74L75 137H72V136H73V131H71L70 129H68V128H70V127H69L70 124H69V126H67L66 124L63 123V122H65V120H69V119L65 118L66 115H68V116H72V115L67 114L68 112L66 113V111H64L65 109L62 108L63 106H65L64 104H65L66 102H63V100L60 99V97H61L60 94H59V95H60L59 98H58V96H55V94H54V96H52V94H51V96H49ZM56 95H57V94H56ZM96 95H97V94H96ZM98 95H97V96H98ZM133 95H132V96H133ZM158 95H160V94H158ZM163 95H164V93L162 94V96H163ZM2 96H4V94H3ZM8 96H9V94H8ZM8 96H7V98H9ZM97 96H95V97L98 99L100 96H99V97H97ZM104 96H103V97H104ZM114 96H113V97H114ZM125 96H126V95H125ZM125 96H124V94H123L122 98H124ZM142 96H143V97H142ZM156 96H157V95H156ZM203 96H205V95H203ZM233 96H234V94H233ZM244 96L241 95L242 98H243ZM261 96H262V95H261ZM22 97L27 98V93L24 94ZM28 97H29V96H28ZM55 97L58 98V100L60 99V100L64 103L63 106L60 105V104H62V102H60V100H59V102H58V101L56 102ZM74 97H75V96H74ZM77 97H78V96H77ZM88 97H89V96H88ZM90 97L93 98V96H91V95H90ZM90 97H89V99H91ZM95 97H94V98H95ZM106 97H107V96H106ZM116 97L119 98V97H121V96L117 95ZM129 97H130V96H129ZM159 97H160V96H159ZM206 97L208 98L209 95L207 96V94H206ZM246 97H247V96H246ZM246 97H244V99H245ZM249 97H250V96H249ZM4 98H5V97H4ZM7 98H6V100H7ZM19 98H20V97H19ZM30 98L32 99V96H30ZM30 98H29V99H30ZM71 98H73V97H71ZM81 98H82V97H81ZM83 98H85V97L83 96ZM83 98H82V99H83ZM94 98H93V103H96V102H94V100H97V99H94ZM122 98H120V99L122 100ZM125 98H126V97H125ZM131 98H132V97H130V99L128 98V99L130 100V102H129L128 100L125 101V99H124V101H125L126 103H127V102L131 103V106L135 104L134 102L138 103L137 101H133L134 99L131 100ZM133 98H134V97H133ZM160 98H161V97H160ZM207 98L204 97V99H206V100H207ZM235 98H233V99H235ZM252 98H253V97H252ZM252 98H251V99H252ZM261 98H262V97H261ZM1 99H3V97H1L0 100H1ZM22 99H23V98H22ZM27 99H28V98H27ZM66 99H67V98H66ZM66 99H65V100H66ZM74 99H75V98H74ZM99 99H101V98H99ZM99 99H98V102H99ZM102 99H105V98H102ZM108 99H107V100H108ZM111 99H115V97H114V98H111ZM116 99H117V98H116ZM116 99H115V101H116ZM120 99H119V100H120ZM161 99H162V98H161ZM198 99H199V98H198ZM204 99H203V100H204ZM247 99H248V98H247ZM247 99H245V101H248ZM4 100H5V99H4ZM17 100H18V99H17ZM67 100H68V99H67ZM107 100H106V101H107ZM121 100H120V101H121ZM201 100H202V99H201ZM239 100H241V99L239 98ZM1 101L3 102V100H1ZM1 101H0V102H1ZM24 101H25V100H24ZM71 101H73V99H71ZM90 101H92V99H91ZM100 101H101V100H100ZM110 101H111V100H110ZM120 101H119V102H120ZM124 101H122V105H123V102H124ZM163 101H164V100H163ZM189 101H190V100H189ZM242 101H243V100H242ZM2 102H1V103H2ZM73 102H74V101H73ZM125 102H124V103H125ZM132 102H133V104H132ZM204 102H205V100H204ZM25 103H26V102H25ZM58 103H59V104H58ZM69 103H70V101H69ZM107 103H109V100H108V102H106V104H107ZM111 103H112V102H110L109 105L107 104V106H108L109 108L104 109V107L102 106V105L104 104V101H103V104L100 105V106L103 107V112H104V110H108V113H110V112H109L110 106H111V105L114 106V104H115V103H113V104H111ZM120 103H121V102H120ZM126 103H125V105H128V104H129V103H127V104H126ZM141 103H142V102H141ZM141 103H139V105H140ZM234 103H235V101H234ZM7 104H8V103H7ZM7 104H6V105H7ZM22 104H23V102H22ZM22 104H20V107L22 106V107H21L22 109H20L21 111L23 110V107H24ZM26 104H28V103H26ZM29 104L27 105V107L30 106ZM55 104H57L58 107H61V106H62V107H61L62 110L64 109L63 111L66 113V114H64L65 117L63 116L64 119H65V120L63 119V122H62V120H61L63 117L60 116V115H61V114L63 115L64 112H62L61 109H60V112H61V113L59 112V110H58V111H57V110H56V111H55V110L53 111L52 108H53V107H56ZM77 104H78V103H77ZM85 104H86V103H85ZM106 104H104V106H105ZM110 104H111V105H110ZM142 104H143V103H142ZM145 104L142 105V106H144V107L139 106L138 104H135V105H136V106L138 105V107H139V108L141 107V110H143V109H145V107H146ZM200 104H201V103H200ZM10 105H11V104H10ZM10 105H7V106H10ZM66 105H68V104L66 103ZM79 105H80V104H79ZM81 105H82V104H81ZM87 105H88V104H86V106H87ZM115 105H117V103H116ZM135 105H134V106H135ZM154 105H158V104H153V106H154ZM246 105H247V104H246ZM11 106H13V105H11ZM69 106H70V105H69ZM82 106H83V105H82ZM90 106H91V108H92L93 105H90ZM90 106H89V107H90ZM96 106H97V104L95 105V107H96ZM131 106H130V107H131ZM134 106H133V107H134ZM136 106H135V108L138 109V107H136ZM240 106H241V105H240ZM25 107H26V105H25ZM97 107H98V106H97ZM133 107H132V108H133ZM154 107H155V106H154ZM157 107H158V106H157ZM206 107H207V106H206ZM242 107H243V106H242ZM14 108H15V107H14ZM16 108H17V106H16ZM16 108L14 109L15 111H17ZM39 108H38V109H39ZM65 108L67 109V107H65ZM73 108H74V106H73ZM76 108H77V107H76ZM76 108H74V109H76ZM111 108H112V107H111ZM114 108H115V107H114ZM149 108H147V109H148L147 112H150V113L152 114V116L154 115L153 112H155V114H157V116L159 117L158 114H160V113L158 112V110H157L158 113H156V110L154 111L153 108H150V109H149ZM155 108H156V107H155ZM238 108H239V107H238ZM5 109H6V108H5ZM5 109H4V107H3V110H5ZM11 109H13V108H11ZM24 109H25V108H24ZM56 109H58V108H56ZM68 109H69V107H68ZM68 109H67V110H68ZM95 109H97V108H95ZM100 109H101V108H100ZM115 109H117V108H115ZM115 109H114V110H115ZM3 110H2V111H3ZM6 110H7V109H6ZM6 110H5V112H6ZM14 110H11V111H10V109H9L8 112H7V114L10 115V113H11L12 111H14ZM70 110H71V109H70ZM81 110H82V109H81ZM101 110H102V109H101ZM114 110H113V111H114ZM131 110H133V109L130 108L128 111L131 112ZM134 110H135V109H134ZM138 110H139V109H138ZM141 110H139L140 113H138L137 110H136L135 112H136V114L138 113L137 115H141L142 117L139 116V118H141V119L143 118L142 121H144V119L147 118V117H146L147 115L145 116V114H146V113H145V110L142 111V112H144V113H142ZM9 111H10V112H9ZM15 111L12 112V113H15ZM21 111H18V114H20ZM37 111H38V110H37ZM77 111H78V110H77ZM84 111H85V110H84ZM90 111H94V109H91ZM110 111H112V110H110ZM113 111H112V112H113ZM5 112H4V111L1 112V113H0V116H1V114H5ZM39 112H40V110H39ZM58 112H59V116H60V118L62 117L61 119L57 117V116H58ZM70 112H72V111H70ZM70 112H69V113H70ZM94 112H95V111H94ZM101 112H102V111H101ZM101 112L98 113L100 116H101V114H102ZM112 112H111V113H112ZM114 112H115V111H114ZM114 112H113V114H116V113H114ZM126 112H127V111H126ZM129 112H127V113H129ZM16 113H17V112H16ZM106 113H107V111H106ZM106 113H105V114L103 113L102 116H104V115L106 116V115L108 114V113H107V114H106ZM132 113H133V112H132ZM132 113H131V114H132ZM162 113H163V112H161V114H162ZM226 113L229 114L228 112H226ZM256 113H257V112H256ZM37 114H38V112H37ZM39 114H41V113H39ZM42 114H43V113H42ZM80 114L82 115V113H80ZM80 114H79V112H78V116H79ZM86 114H87V111H86ZM90 114H92V115H90ZM90 114H89V115H90L89 117H91V118H92L93 115H94L93 117H95V116L97 117V115H98V114L95 115V114H93V113H90ZM129 114H130V113H129ZM142 114H144L145 118H144V116H143ZM161 114H160V116H161ZM12 115H15V114H12ZM31 115H32V113H31ZM81 115H80V116H81ZM83 115H84V114H83ZM108 115H109V114H108ZM133 115H134V114H132V116H133ZM137 115H135V116H133V117H134V118H135V117H138ZM162 115H163V114H162ZM165 115H166V112H164V116H165ZM253 115H255V114H253ZM100 116L97 117V121H98V123H100V124H98L99 127H98L97 129H96V127H95V129H94V131H96V133L98 132V133L102 134V133H103L104 126H105L106 124H107L106 126L112 128L111 131L115 129V127H114L115 125L112 124L114 128L111 127L110 124H111L112 122H111V123H108V122H110V120L107 121V119H106L105 117H101V118H102V120H101L102 122H99V118H100ZM129 116H130V115H129ZM157 116L155 115V117H154L155 120H154V118H153L154 122H152V118L150 119L151 116H150V117L148 116L147 120L145 121V123H147V126H148V123H149V122L152 123V124H151L152 126H155L154 123L156 122V119H157V120L159 119V118H157ZM169 116H170V115H169ZM243 116H244V115H243ZM245 116H246V115H245ZM250 116H251V115H250ZM263 116H264V115H263ZM12 117H13V116H12ZM21 117H22V115L16 116V118H18V119L21 118ZM28 117H29V116H28ZM96 117H95V119H96ZM107 117H108V116H107ZM253 117H254V116H253ZM253 117H252V118H253ZM258 117H259V116H258ZM13 118H14V117H13ZM101 118H100V119H101ZM162 118H163V116H161V119H159V120H161V122L163 121ZM171 118H172V117H171ZM221 118H222V117H219V120H220ZM242 118H243V117H242ZM246 118H248V117L246 116ZM23 119L26 120L25 118H23ZM31 119H33V115H32L31 117L28 118L29 121H30ZM109 119H113V118L111 117V118H109ZM137 119H138V118H135V120H137ZM141 119H138V123H140L139 121H141ZM148 119H149V121H148ZM163 119H164V121H165V124H166V125H169L170 119L167 118V117H164ZM244 119H245V117H244ZM259 119H260V118H259ZM5 120H6V118H5ZM11 120H12V119H11ZM71 120H72V119H71ZM133 120H134V119H133ZM159 120H158V121H159ZM215 120H216V119H215ZM251 120H252V119H250V121H251ZM254 120L256 121V119L254 118V119L252 120V121H253L252 124L254 123ZM260 120H261V119H260ZM26 121H27V120H26ZM26 121H25V122H26ZM72 121H73V120H72ZM97 121H96L95 123H97ZM147 121H148V122H147ZM222 121H223V120H222ZM246 121H247V120H246ZM250 121H249V122H250ZM4 122H5V121H4ZM11 122H12V121H11ZM25 122H24V124H25ZM37 122H39L40 125H39V123H37ZM42 122H43V120L40 122V120L38 119V121L35 122V124L37 123L38 125H35V124H34V126H35V127H37V126H41V125H42V124H41ZM249 122H247L248 125H250V123H251V122H250V123H249ZM261 122H262V120H261ZM261 122H258V123L260 124ZM263 122H264V120H263ZM263 122H262V124H264ZM21 123H22V122H21ZM26 123H27V122H26ZM28 123L30 124V122H28ZM28 123H27V124H28ZM44 123H43V124H44ZM66 123H68V122H66ZM71 123H73V122H71ZM134 123L136 124L137 122L135 121ZM138 123H137V125H140V126H137V128H136V126H135L134 128L138 129L137 132L139 133V130L141 131V129H139L138 127H141V124H142V126H143L145 123H144V122H143L144 124H143V123L138 124ZM171 123H172V122H171ZM221 123H222V122H221ZM223 123H224V122H223ZM12 124H13V122H12ZM17 124H18V123H17ZM27 124H25L24 127H26ZM108 124H109L110 126H109ZM153 124H154V125H153ZM156 124H157V123H156ZM160 124H163V123H160ZM160 124H159V122H158V126H160ZM212 124H213V123H212ZM259 124L256 123V125H259ZM262 124H260V125L258 126V128H264V127H263L264 125L262 126ZM21 125H22V124H21ZM30 125H31V124H30ZM145 125H146V124H145ZM149 125H150V123H149ZM151 125H150L149 127H147V126H146V127H143L144 129H142V132L145 131V129L153 128ZM163 125H164V124H163ZM163 125H161V126H163ZM215 125H216V124H215ZM215 125H214V126H215ZM219 125H221V124H219ZM223 125H224V124H223ZM229 125H230V124H229ZM254 125H255V124H254ZM4 126H5V125H4ZM83 126H84V125H83ZM132 126H134V124H133ZM170 126H171V125H170ZM170 126H169V127H170ZM217 126H218V125H217ZM242 126H243V125H242ZM242 126H241V127H242ZM245 126H247V124H245ZM245 126H243L242 128H243V129L246 128ZM250 126H251V125H250ZM261 126H262V127H261ZM21 127H22V126H21ZM28 127H29V125H28L26 128H28ZM31 127H32V126H31ZM74 127H75V126H74ZM117 127H118V126H117ZM156 127H157V126L154 127V130H153V129H152V130L149 129V130H150V135H151V136H152L153 134H155V133H153V132L155 131V129H157ZM164 127H165V126H163V128H164ZM169 127H168V128H169ZM172 127H173V126H172ZM172 127H171V128H172ZM254 127H255V126H253V129H252V130H254L253 133L255 134L256 129H255ZM33 128H34V127H32V130L35 129V128H34V129H33ZM105 128H106V127H105ZM110 128H109V129H110ZM123 128H125V127H123ZM159 128H161V127H159ZM166 128H167V127H166ZM166 128H165V129H166ZM171 128H169V129H171ZM218 128H219V126H218ZM242 128L240 129V131H242ZM248 128H249V127H248ZM251 128H252V127H251ZM251 128H250V129H251ZM256 128H257V127H256ZM2 129H3V128H2ZM2 129H1V130H2ZM8 129H9V128H8ZM11 129H12V127H11ZM20 129H21V128H20ZM38 129H39V127H38ZM40 129H41V128H40ZM100 129H101L102 131H101ZM106 129H107V128H106ZM109 129H108V130H109ZM119 129H120L119 127L115 129V131H116L115 134L117 133L118 136L121 135V141L123 140V143L121 142V144H120V143H119V144H120L121 146L123 145V146L126 147V148H121L120 145H119V146H120L119 148H116L115 146H114V148H113V146H112V147L110 146V148H112V149H114V150L112 151L111 149H109L110 151H109V153H108V151H106V149L104 148V150L106 151V152H104V153H106L105 155L108 156V155L110 154V152H114V151H117L118 154H120V152H121L122 149H123V150L126 149V151H127L128 148H129L128 151L130 152V148L133 149V147H134V145H135L134 143H136V142H137V143H136V147H134V148L137 149V148L139 147L138 145H140V148H138L139 151H141L140 149L143 148V145L146 146L147 143L144 142V144H143V142H142L144 138L142 139V138H141L142 136L140 137V135H141V134L143 135V133H145L146 131L143 132V133H139L138 135H139L140 138L137 139V140H139V141L136 140V142H135V139L138 138V135H137L136 138H134V140H132L133 137H131V136H133L134 134L136 135V133H137V132H136V133H134V134L131 135V133L134 131L133 127H132L133 130L131 129V131H130L131 133H129L131 136L126 132V133H127V136L129 135L128 137L126 136V133H123L122 131H120V130H122V129H120V130H119ZM126 129H127V128H126ZM126 129H124V130H125V131H128V130H126ZM21 130H22V129H21ZM42 130H43V129H42ZM97 130H98V131H97ZM99 130H100V132H99ZM104 130H105V129H104ZM108 130H107V131H108ZM166 130H168V129H166ZM17 131H19V130H17ZM147 131H148V130H147ZM213 131H214V130H213ZM233 131H234V130H233ZM233 131H231V132L233 133ZM238 131H239V130H238ZM248 131H249V130H248ZM257 131H258V132H261V133H260V134H261V137L264 136V129H263L262 131H261V129H260V130L257 129ZM26 132H27V133L29 132V134H30V131H26V130H25V133H23V131H22L23 134H25V135H29V134H27ZM32 132H33V131H32ZM32 132H31V135H32ZM105 132H106V131H105ZM151 132H152L153 134H151ZM165 132H166V131H165ZM242 132H243V131H242ZM244 132H245V131H244ZM246 132H247V131H246ZM249 132H250V133H249ZM249 132L245 133L246 135L244 134L245 139H244V137H243V138L241 139L242 142L239 141L240 143H238V142H237V141L239 140V138H238V139H236V142H237L236 144H234L235 142H233V146H232L233 148L231 149V148L229 147V149H231V150H230L231 153H229L230 156H228V155H227V156H226V155L222 156V155H223V154H222V155H220V156L218 157L219 160H220V163H221V161H223L222 164L224 163V166H225V163L227 164V165L225 166V169H224V170H226V171L223 170L224 167H220V166H219V168H218V166L213 165V164H215V163L212 162V161L214 160V158H217V157H216L217 155L215 156L214 154H212V155L214 156V158H210V160H209V161L212 160L211 162H212L213 164H212L211 162H210V164H212L213 166H212V165H211V166H210V165H206V166H210L211 170L213 169L212 167H216L217 171H218V169L222 168V169H221L222 171L220 170V171H221L220 174L222 175L223 173L225 174V172H226L225 175H227L228 177H232L233 170H235V169L237 168V166H236V168H235V165H236L235 162H236V160H237V161L239 160V162H240V161L243 162L245 168H247V167H250V168H251V167H255V165H257V160L261 157V153L264 152V139L259 140L260 136H259V133H258V132H257L258 137H257L256 135L254 136V134L251 133V132H252L251 130H250ZM1 133H2V132H0V134H1ZM44 133H45V132H44ZM106 133H107V132H106ZM232 133L229 134V135H230V136H233V134L236 135L235 133H233V134H232ZM16 134H17V133H16ZM46 134H47V133H46ZM46 134H44L43 136H45ZM58 134H59V133H58ZM60 134H61V133H60ZM115 134H114V135H115ZM227 134H228V133H227ZM239 134H240V133H239ZM251 134L255 137V139H254V137H251V136H252ZM1 135H2V138H3V133H2ZM1 135H0V136H1ZM6 135H7V134H6ZM17 135H18V134H17ZM17 135H15V136H17ZM25 135H24V136H25ZM31 135H29V136H31ZM35 135H36V133H35ZM39 135H40V134H39ZM39 135H38V136H39ZM47 135H48V134H47ZM65 135H62V136H65ZM82 135H83V136H82ZM95 135H96V134H95ZM117 135H116V136H117ZM150 135H149V136H150ZM157 135H158V134H157ZM225 135H226V134H225ZM240 135H242V134H240ZM4 136H5V135H4ZM7 136H8V135H7ZM19 136H20V135H19ZM36 136H37V135H36ZM38 136H37V137H38ZM66 136H65V137H66ZM102 136H104V133L102 134ZM223 136H224V135H223ZM238 136H239V135H238ZM238 136H236V137H238ZM246 136H249V138H246ZM12 137H13V136H12ZM12 137H11V139H12ZM20 137H21V136H20ZM53 137H57V136H53ZM130 137H131V138H130ZM146 137H147V134H146ZM234 137H235V136H234ZM9 138H10V137H9ZM30 138H31V137H30ZM46 138H48V137H46ZM118 138H119V137H118ZM147 138H148V137H147ZM223 138H225V136H224ZM229 138H230V137H229ZM256 138H257V139H256ZM4 139H6V138H3V141H4ZM11 139H10V140H11ZM31 139H32V138H31ZM40 139H42V137H41ZM50 139H52V138H50ZM54 139H55V138H54ZM60 139H61V138H60ZM65 139H66L65 141H67V137H66ZM86 139H88V140H86ZM103 139H104V138H103ZM105 139H106V138H105ZM105 139L103 140V144L106 142ZM141 139H142V140H141ZM231 139H232V138H231ZM260 139H261V138H260ZM17 140H19V138H18ZM20 140H21V138H20ZM20 140H19L18 142H16V143L19 144ZM22 140H24V139L22 138ZM29 140H30V139H29ZM48 140H49V139H48ZM91 140H92V139H91ZM91 140H90V141H91ZM119 140H120V139H119ZM140 140H141L142 144H140ZM144 140H147V141H148V139H146V138H145ZM243 140H244V141L246 140V144H243V142H244ZM0 141H1V140H0ZM5 141H7V143H8L9 139H6ZM5 141H4V142H5ZM27 141H28V140H27ZM32 141H34V140H32ZM32 141L30 140V141L26 142V140H25L26 143H29V142L31 143ZM45 141H46V140H45ZM55 141H57V140H55ZM133 141H134V143H133ZM229 141H230V139H229ZM9 142H10V141H9ZM12 142H13V141H12ZM38 142H39V139L36 140V143H34V145H36V146L39 145V146H40V142H39V143H38ZM51 142H52V141H51ZM53 142H54V141H53ZM70 142H71V144H70ZM79 142H80L81 144H80ZM91 142H92V141H91ZM91 142H90V144H91ZM95 142H96V141H95ZM138 142H139V143H138ZM225 142H227V141H225ZM32 143H33V142H32ZM32 143H31V144H32ZM37 143H38V144H37ZM42 143L44 144V142H42ZM78 143H79V145H80L79 147H78ZM93 143H94V141H93ZM93 143H92V144H93ZM96 143H97V142H96ZM132 143H133L134 145H132ZM145 143H146V144H145ZM223 143H224V142H223ZM231 143H232V142H231ZM231 143H230V144H231ZM1 144H5V143H2V141H1V142H0V145H1ZM76 144H77V146H76ZM84 144H83V145H84ZM98 144H99V143H98ZM137 144H138V145H137ZM219 144H220V143H219ZM7 145H8V144H7ZM7 145H5V146H6V147H5L6 149L9 147L10 144L8 145V147H7ZM11 145H12V144H11ZM11 145H10V146H11ZM23 145H24V144H23ZM26 145H27V144H26ZM58 145H59V144H58ZM63 145H64V144H63ZM104 145H106V143H105ZM12 146H13V145H12ZM19 146H20V145H19ZM19 146H18V147H19ZM27 146H29V145H27ZM30 146H31V145H30ZM61 146H62V145H60V147H61ZM84 146H85V145H84ZM84 146H82V148H83ZM117 146H118V145H117ZM131 146H133V147H131ZM141 146H142V148H141ZM218 146H220V145H218ZM227 146H228V145H227ZM14 147L16 148L17 145H16V146H13V147H11V148H14ZM20 147H21V146H20ZM20 147H19V148H20ZM24 147H25V145H24ZM32 147H33V146H32ZM56 147H57V145H56ZM56 147H55V149H56ZM58 147H59V146H58ZM64 147H66V146H64ZM222 147H223V145L221 144V148H222ZM225 147H226V146H225ZM48 148H49V146H48ZM67 148H68V147H67ZM85 148H86V147H85ZM87 148H88V147H87ZM92 148H94V147H92ZM92 148H91V149H92ZM107 148H108V147H107ZM144 148H146V147H144ZM144 148H143V149H144ZM219 148H220V147H219ZM226 148H228V147H226ZM0 149H1V146H0ZM3 149H4V147H3ZM6 149H5V150H6ZM20 149H21V148H20ZM24 149H25V148H24ZM41 149H44V148L41 147ZM41 149H40V150H41ZM83 149H84V148H83ZM115 149H116V150H115ZM117 149H118V150H117ZM120 149H121V150H120ZM136 149H133V151L136 152ZM143 149H142V151H143ZM150 149H151V148H150ZM150 149H149V150H150ZM216 149H217V148H216ZM216 149H215V150H216ZM224 149H225V148H224ZM8 150H9V148H8ZM13 150L16 151V149H13ZM13 150H11V151H12L11 153L14 154ZM21 150H23V149H21ZM21 150H20V151H21ZM56 150H57V149H56ZM64 150H66V149H64ZM64 150H63V154L65 153ZM96 150H97V149H96ZM96 150H95V151H96ZM100 150L102 151L103 148L100 149ZM100 150H98V152H99V157H98V154H95L94 156H91V157H90V155H91V154H90L89 157H86V158L89 160V158L91 159V158H94V157H95V159L97 158L96 160L98 161V160L102 157L100 161H101V163H102V166H104V167L106 168V169H104V168L102 167L101 169H104L103 171H102L100 168H98V166L100 167V165H99L98 163H97L98 166H97V164H95V166H96V168H97V170H96L95 166L92 164L93 162H91V163L89 164V166L87 165L89 168H90L91 166H92V167L94 166L95 169L93 168V170L91 171L92 167H91V169H89V168L86 167V164L88 163V162H87V159H86V162H87V163L85 164V166L83 165V163H85V162H80L81 164H77V163H79V162H77V160H76V161L72 160L73 163H74V162H76V163L70 165V164L68 163V161H70L69 158H72V156H71V157H69V155L66 156L67 154H65L67 160L64 162V163H66V164H64L63 162L60 163V162L62 161V160H60V159H56V158H54V160H55V161H57V160L59 161V160H60V161H59V164H61V165L63 164V165L66 166V167L64 166V171L68 170V169L70 168V167H69V165H70V166H71V169H73V170H75V171H76V169H79V167H80V168L82 169V170H81V169L79 170L80 172H81V171H82V173H83V172H84V173L86 172V176H83L84 173H83V175L78 176V175H79L78 172H75V171L73 172V171H72L73 174H75V173L78 174V175L76 174L77 176L75 175V178H72V179H75V180H73V184L75 183V185H76L77 183L79 184L80 181H79V182H74V181H78V180L80 179V177L82 178V176L86 178V180L81 181L82 183H83V182H84V183H87V181H88L89 179H90V181L92 180V182H93V180H94V181H97L98 183H101V182H102V179L104 180V177H105V176H106V177H105L106 180H107V179H110V180H111V178H112L111 181H113L115 178H118V173H119V172H120V173H119V177H121V178L123 179V177H122V176H124L123 174H124L125 172H126L127 174H128V173H132L133 171H131V172H128V171L132 170L133 167H135V166H136L135 169H133V170H135V172H136L137 170L142 171V170H140V168H141L142 166H143V168L146 169V167H144V165L146 166V163H147V162H148L147 165H149V163L152 161V158H153V157H152V158L149 157V156H151V154H150V155L148 154V156H147V157H149L150 159H148V158H146V157L144 158L143 156H144L145 154H144V155H141V154H140V155L142 156V158H143V159H141V161L144 160V159H148V160H150V161L146 160L147 162H143V164H142L141 161H138V160H140L139 158H141V156H140V157L137 156V154H139V153H141V152H139V151L137 150L139 153H137V152L135 153V152H134L135 154L132 155V156H130V157H132V158H133V156H136V160H135V159H134L133 161L131 160V161L133 162V163H132V162L130 161V159H129V158H130V157L128 156L129 154L126 153V154H127V155H126V154L124 153L125 151H123V155H124V156H123V157H120V158L123 159V161L125 160V161H124L125 164H126V163H129L130 166H131V163H132V165H134V166H133V167L131 166L132 168L129 169V168H128L129 166H127L128 164H127V165L122 164V166H123V165H124V166H127V168L129 169V170L127 169L128 171H125V170H126V169H125V170H124V173L122 174L121 172H123V171H120V169H119L120 165H119V167L116 166V164H117L116 162H117V161L115 160V159H116L115 157H117V156H119V155L113 153V155H112V156L110 157V159H109V158H108L109 156H108V157H107V156H104V155L102 156V154H104V153L102 152V154H101V151H100ZM119 150H120V151H119ZM151 150H153V147H152ZM156 150H157V149H156ZM217 150H218V149H217ZM217 150H216V151H217ZM219 150H220V149H219ZM227 150H228V149H227ZM6 151H7V150H6ZM6 151H4V153H5ZM9 151H10V150H9ZM31 151H32V150H31ZM45 151L47 152L48 150L45 149ZM58 151H59V150H58ZM60 151H61V150H60ZM69 151H70V150H69ZM81 151H83V150L81 149ZM86 151L88 152V150H86ZM154 151H155V150H153L152 152H154ZM216 151H215V152H216ZM7 152H8V151H7ZM16 152H17V151H16ZM28 152H29V151H28ZM50 152L52 153V151H50ZM54 152H55V151H54ZM54 152H53V153H54ZM70 152H71V151H70ZM84 152H85V150H84ZM84 152H83V153H84ZM143 152H144V151H143ZM146 152H147V151H146ZM146 152H145V153H146ZM150 152H151V151H150ZM207 152L210 153L211 151H207ZM218 152H219V151H218ZM218 152H216V153H218ZM2 153H3V152H2ZM2 153H1V154H2ZM11 153L9 152L10 155H11ZM18 153H20V152H18ZM31 153H32V152H31ZM47 153H48V152H47ZM53 153L50 154V155L53 156ZM61 153H62V152H61ZM72 153H73V152H72ZM83 153H82V154H83ZM88 153H90V152H88ZM115 153H116V152H115ZM204 153H205V150H204ZM211 153H212V152H211ZM221 153H222V152H221ZM226 153H227V152H226ZM15 154H16V153H15ZM43 154H44V153H43ZM43 154H42L41 156H43ZM68 154H69V153H68ZM70 154H71V153H70ZM100 154H101V156H100ZM121 154H122V153H121ZM142 154H143V153H142ZM153 154H154V155L157 154V151H156L155 153H153ZM219 154H220V153H218V155H219ZM5 155H6V154H4V156H5ZM26 155H27V154H26ZM33 155H35V154H33ZM33 155H32V156H33ZM47 155H48V154H47ZM50 155H49V157H50ZM54 155L59 156V155H61V154H58V153L56 152V153H54ZM73 155H75V153H73ZM85 155H86V152L84 153V156H85ZM87 155H88V154H87ZM96 155H97V157H96ZM114 155H116V156H114ZM125 155H126V159L124 158ZM146 155H147V154H146ZM206 155H208V154H206ZM2 156H3V155H2ZM12 156H13V155H12ZM12 156H10V157L12 158V161H13V157H14V156H13V157H12ZM17 156H18V155L16 154L15 157H17ZM20 156H22V155L20 154ZM20 156H19V157H20ZM28 156H29V155H28ZM28 156H27V157H28ZM44 156H45V155H44ZM52 156H51V157H52ZM61 156H64V155H61ZM79 156H80V154H79ZM79 156L77 155L78 159H79ZM120 156H122V155H120ZM202 156L204 157L205 154L202 155ZM202 156H201V157H202ZM208 156H209V155H208ZM208 156H205V157H204L205 159H207V161H208V158H209ZM210 156H211V155H210ZM29 157H30V156H29ZM35 157H36V155H35ZM47 157H48V156H46V158H44V157H42V158L47 159ZM49 157H48V158H49ZM53 157H54V156H53ZM68 157H69V158H68ZM77 157H76V158H77ZM154 157H155V156H154ZM211 157H212V156H211ZM1 158H2V157H1ZM20 158H21V157H20ZM24 158H26L25 155H24ZM24 158H23V160H24ZM57 158H58V157H57ZM74 158H75V157H74ZM74 158H73V159H74ZM81 158H82V160H83V158L85 159V157H83V155H82ZM98 158H99V159H98ZM106 158H108V159H106ZM120 158H119V159H120ZM127 158H128V159H127ZM134 158H135V157H134ZM218 158H217V160H218ZM5 159H7V158H5ZM28 159H29V158H28ZM49 159L52 160V158H49ZM121 159L118 160V163H119V164H120V162H121ZM205 159H204V160L201 159L200 162H203V161H204L203 164H204V163L209 164V162H206ZM17 160H19V159H17ZM26 160H27V159H26ZM35 160H36V159H35ZM64 160H65V157H64ZM64 160H63V161H64ZM110 160H113V162L115 163V164H114V163H113V164H114V165L117 167V169H119V170L113 169V168H115V166H110V164L113 165L112 162H110V164H109V161H110ZM126 160H127L128 162H127ZM1 161H2V160H1ZM6 161H7V160H6ZM8 161H9V160H8ZM14 161H16V160H14ZM38 161H39V159H38ZM38 161H37V163H39ZM48 161H49V160H48ZM58 161H57V162H58ZM89 161H91V160H89ZM92 161H93V160H92ZM100 161H99V163H100ZM115 161H116V162H115ZM135 161H137V162H139L140 164H142V166H141L140 164H138V166H137ZM215 161H216V160H215ZM9 162H10V161H9ZM41 162L43 163L42 159H40V163H41ZM53 162H54V161L52 160V163H53ZM57 162H56V163H57ZM95 162H96V161H95ZM124 162H122V163H124ZM3 163H4V162H3ZM17 163H18V162H17ZM31 163H32V161H31ZM40 163H39V164H40ZM42 163H41V164H42ZM44 163H45V161H44ZM70 163H71V162H70ZM144 163H145V164H144ZM218 163H219V161L217 162L216 165H218ZM220 163H219V164H220ZM237 163H238V162H237ZM4 164H5V163H4ZM6 164H7V163H6ZM8 164H9V163H8ZM8 164H7V165H8ZM10 164H11V163H10ZM15 164H16V163H15ZM41 164H40L39 166H37V164H36V165L34 164V166H36V167H40ZM49 164H50V163H49ZM57 164H58V163H57ZM59 164H58V165H59ZM67 164H68V165H67ZM234 164H235V165H234ZM25 165H26V164H25ZM32 165H33V164H32ZM51 165H52V164H51ZM63 165H62V166H63ZM90 165H91V166H90ZM220 165H221V164H220ZM2 166H3V165H2ZM2 166H1V168H2ZM11 166H12V165H11ZM29 166H30V165H29ZM47 166H48V163H45V166H44V165L42 166L43 168L46 167L47 170L45 169L46 172H45V171L42 172V170H43V169H42V170H40L41 173H44V172H45V173H48V171L50 172V169H48V168H50V166H48V167H47ZM139 166H140V168H139ZM204 166H205V164H204ZM239 166H240V165H239ZM239 166H238V171H239ZM16 167H17V166H16ZM16 167L14 166L13 168H16ZM20 167H21V165H20ZM23 167H24V166H23ZM36 167H35V168H36ZM111 167H113V168H111ZM191 167H192V166H191ZM197 167H198V166H197ZM200 167H201V165H200ZM241 167H242V166H241ZM28 168H29V167H28ZM28 168H27V169H28ZM85 168H87V169H85ZM120 168H122V167H120ZM137 168H138V169H137ZM195 168H196V166H195ZM198 168H199V167H198ZM198 168H197V169H198ZM201 168H203V167H201ZM201 168H200V169H201ZM210 168H208V169H210ZM226 168H227V169H226ZM4 169H6V167H5ZM22 169H24V168H22ZM32 169H33V167H32ZM37 169H41V168H37ZM83 169H84V170H83ZM99 169H100V170H99ZM107 169L110 170V171L108 172V174H107V172H106ZM111 169L116 170L117 173H116V171H115V172H114V171H111ZM123 169H124V167H123ZM136 169H137V170H136ZM141 169H142V168H141ZM145 169L143 170L144 172L147 171V169H146V170H145ZM206 169H207V168H206ZM216 169H214V170H216ZM253 169H254V168H253ZM13 170H14V169H13ZM13 170H12V171H13ZM19 170H20V169H19ZM34 170H35V169H34ZM34 170H31L30 172H32V171H34ZM88 170H89V171H88ZM204 170H205V168H204ZM204 170H203V171H204ZM236 170H237V169H236ZM241 170H242V169H240V171H241ZM2 171H4V170H2ZM23 171L25 172V170H23ZM40 171H39V172H40ZM68 171H70V169H69ZM95 171H96V173H98V171L100 172V173H98V175L95 173L98 177H101V180H99L100 182L96 179L97 177H96L95 174H94ZM104 171H105L106 174L104 173ZM118 171H119V172H118ZM139 171H138V172H139ZM143 171H142V172H143ZM149 171H151V170H149ZM194 171H195V170H194ZM200 171H202V170H200ZM203 171H202V172H203ZM207 171H208V170H207ZM242 171H243V170H242ZM242 171L240 172L241 174H238V178H239V175L242 176ZM24 172H22V173H24ZM30 172H29V173H30ZM56 172H57V171H56ZM72 172H71V174H72ZM112 172H113L114 174H115V173L117 174V175L115 174V176H116L115 178H114V177H110V178H109V176H110L111 174H113ZM138 172L133 173L134 175H136V174H141V175H138V178H139L141 181H140L138 178H136L137 181L139 180L140 183L142 184V182H143V180H144L145 185H147V187H149V182H148V181L154 180V177H155V176L153 177V179H150L151 177H150V178L148 177V179H150V180L147 181V177H145L147 173L144 174L145 176L143 177V175H142L143 173H142V172H141V173H138ZM202 172H201V173H202ZM213 172H215V174H216V171H213ZM222 172H223V173H222ZM7 173H8V172H7ZM10 173H11V172H10ZM10 173L7 174V176H8V175L10 176V177H7V179L10 181L11 179H9V178H12V181H14V179H13L14 177L11 176ZM29 173H28V174H29ZM41 173H40V174H41ZM82 173H81V174H82ZM89 173H90V175L93 176L92 178H90ZM102 173H104L105 176H103L104 174H102ZM110 173H111V174H110ZM126 173H125V174H126ZM149 173H150V172H149ZM175 173H176V172H175ZM183 173H184V171H183ZM188 173H189V171H188ZM188 173H187V174H188ZM192 173H193V172H192ZM192 173H191V174H192ZM210 173H211V172H210ZM217 173H218V172H217ZM245 173H246V171H245ZM2 174H4V173L2 172ZM12 174H13V173H12ZM30 174H31V173H30ZM63 174H64V173H63ZM87 174L89 175V177H88ZM99 174H100V176H99ZM109 174H110V175H109ZM114 174H113V175H114ZM120 174H122V176H120ZM127 174H126V175H127ZM152 174H154V172H153ZM152 174H150V175H152ZM176 174H177V173H176ZM189 174H190V173H189ZM191 174H190V175H191ZM204 174H205V173H204ZM211 174H212V173H211ZM211 174H210V175H211ZM215 174H214V175H215ZM220 174H219V173L216 174L217 176H219V178H218L217 176H213V174H212V176H213L212 179H211V178H206V177H205L206 179H205V178H202V179H204V180H206V181L209 179V182L212 183V181L214 180V178L217 177L218 179H220V176H221ZM236 174H237V171H236ZM236 174H234V175L237 177ZM246 174H250V172H247ZM255 174H256V173H255ZM261 174H262V173H261ZM5 175H6V173L4 174V176H5ZM33 175H35V171L33 172ZM43 175H45V174H43ZM52 175H53V174H52ZM54 175H55V174H54ZM148 175H149V174H148ZM148 175H147V176H148ZM150 175H149V176H150ZM182 175H183V174H182ZM185 175H186V174H185ZM198 175H199V174H198ZM201 175H203V173H202ZM205 175H206V174H205ZM14 176H15V175H14ZM23 176H24V175H23ZM62 176H63V175H62ZM65 176H66V175H65ZM67 176H69V175H67ZM70 176H72V175H70ZM73 176H74V175H73ZM73 176H72V177H73ZM107 176H108V177H107ZM127 176H129V175H127ZM127 176H124V177L126 178ZM130 176L132 177V174H130ZM136 176H137V175H136ZM152 176H153V175H152ZM176 176H177V175H176ZM179 176H181V175L179 174ZM188 176H189V175H188ZM194 176H196V175H193L192 178H195V179H196L197 177H194ZM227 176H224V175H223V179H224V177L227 178ZM235 176H233L234 179H236ZM246 176H248V175H246ZM5 177H6V176H5ZM5 177H4V178H5ZM16 177H17V176H15V179H16L17 182H18L19 178H20V181L23 180V179H25V178H23V177L20 176V177L18 178V180H17ZM40 177H41V176H40ZM45 177H46V176H45ZM45 177H44V178H45ZM48 177H50V176H49V173H48ZM63 177H64V176H63ZM77 177H79L78 180H77ZM87 177H88L89 179H88ZM94 177H96V178H95L96 180L94 179ZM102 177H103V178H102ZM131 177H130V178H131ZM174 177H175V174H174V176H173V179H174ZM201 177H202V176H201ZM207 177H209V175H207ZM210 177H211V176H210ZM242 177H243V176H242ZM244 177H245V176H244ZM28 178H29V177H28ZM55 178H56V177H55ZM58 178H59V177H58ZM113 178H114V179H113ZM121 178H119V179H120L121 181H123ZM127 178H128V177H127ZM192 178H191V179H192ZM221 178H222V177H221ZM240 178H241V177H240ZM245 178H247V177H245ZM245 178H241V179H239V180H241L240 183H239V185H245V184H246V182H245L246 179H245ZM7 179H6V180H7ZM26 179H27V178H26ZM36 179L38 180V177H37V176H36ZM53 179H54V178H53ZM66 179H68V178H66ZM98 179H100V178H98ZM119 179H118V180L116 179V180L119 181V183H120V185H121L122 182H120ZM132 179H135V178L133 177ZM132 179H131V180L127 179V181L129 180L128 183L131 181L129 185H125V184H126L125 182L122 183V186H120V187L123 188V190L121 189L123 192L125 191L126 188H128L127 191H128L129 193H130V192L133 193L132 190H136V189H137V187H135V186H134V187H133V186L129 187V186L131 185V183L133 182ZM191 179H189V180H191ZM197 179H198V178H197ZM202 179L200 178L201 181H203ZM223 179H220V180H219L220 183L218 182V184H221V183L223 184V182L221 181V180H223ZM228 179H229V178H228ZM232 179H233V178H232ZM234 179H233V180H234ZM251 179H252V178H251ZM254 179H255V177H254ZM6 180H5V181H6ZM28 180H29V179H28ZM31 180H32V179H31ZM80 180H82V179H80ZM110 180H109V181H110ZM156 180H157V179H156ZM185 180H186V179H185ZM200 180H196V182H193V184L197 183V181L200 182ZM215 180H216V182L218 181L217 179H215ZM225 180H227V179H225ZM233 180H232V181H233ZM237 180H238V179H237ZM239 180H238V181H239ZM242 180H244V183H245V184H241V182H243ZM247 180H248V179H247ZM1 181H2V180H1ZM12 181H10V182H12ZM16 181H15V183H16ZM20 181H19V182H20ZM25 181H26V180H25ZM25 181H23V182H25ZM29 181H30V180H29ZM29 181H26L25 185H26L27 182H29ZM85 181H86V182H85ZM111 181H110V182H111ZM124 181H125V180H124ZM186 181H187V180H186ZM228 181H229V180H228ZM234 181H235V180H234ZM2 182H3V181H2ZM2 182H0V183H2ZM6 182H8V181H6ZM6 182H5V183H6ZM10 182H8L9 185L11 184ZM19 182H18V183H19ZM23 182L21 181L22 185H24ZM30 182H31V181H30ZM30 182H29V183H30ZM32 182H33V181H32ZM67 182H68V181H67ZM92 182H91V184H92ZM154 182H155V181H154ZM190 182H191V181H190ZM199 182H198L197 184H195V185H197L196 189L199 188L198 185H200V184H203V186H204V183L200 182V184H199ZM216 182L213 181V183H215V184H216ZM18 183H17V184H18ZM21 183L18 184V186H16V185L14 184V182H13V185H10V187H11V186H15V187H17V188H14L15 192H16L17 190H18V192H21L20 190H22V189L24 188V186H23V188L20 187V188L18 189L19 186H22ZM29 183H28V184H29ZM43 183H44V182H43ZM46 183H47V182H46ZM84 183H83V184H84ZM98 183H94V182H93V184H95V185H97ZM102 183H104V182H102ZM105 183H106V182H105ZM111 183H112V182H111ZM114 183H116V182H114ZM119 183H118V184L116 183L117 185H116V184H115V185L118 186ZM124 183H125V184H124ZM138 183H139V182H138ZM150 183H151V182H150ZM158 183H159V182H158ZM185 183H186V182H185ZM185 183H184V184H185ZM211 183H210V184H208V183L206 184V185H208V186H211V187H207V186H206V187L208 188L209 191H208V190L205 191V190L203 189V188H205V187H203L202 185L200 186V189H197V191L202 189L203 191H205V194H206L207 192H209L210 196L213 195L215 192H213V194H212V192H211V189H210V188H212V189L214 188V187H212L213 183H212V184H211ZM224 183H225V182H224ZM227 183H229V182H227ZM227 183H226V184H227ZM230 183H231V180H230ZM233 183L235 184L236 182H232V185H231V184H227V185H229V186H227V185H222V184H221V185H222V187L226 188V191L228 192L227 188L230 187V185L233 187ZM247 183H248V182H247ZM30 184H31V183H30ZM80 184H81V183H80ZM83 184H81V185H77V186L80 187V186H83ZM88 184H90V182H89ZM91 184H90V185H91ZM93 184H92V185H93ZM123 184H124L125 186H123ZM132 184L134 185L135 183H132ZM153 184H156V182L153 183ZM186 184H187V183H186ZM237 184H238V182L236 183V185H237ZM32 185H33V184H32ZM32 185H30V186L26 185L25 187L28 186V188H29V189L31 188V189L28 190V188H25V190H26V191L28 190L29 192H27V193H29V194H27V195H29V197L31 196V197L33 198L34 196L37 197V195H35V193H36V194H39V192H41V191L38 190L39 188L37 189V190H38L37 192L32 191L33 188L36 189V187H35L34 185H33V186H32ZM35 185H36V184H35ZM37 185H38V184H37ZM37 185H36V186H37ZM48 185H49V184H48ZM59 185H60V184H59ZM102 185H103V184H102ZM102 185H101V186H102ZM108 185H111V186H112V188L109 189V190L112 189V192L109 191V193H110L111 196L105 194V195H104L105 198H108V197L110 196V197L108 198V199H110V198L113 197V196H117V192H115L113 188H115V190H116V188H117V191H118V190H119L118 187H116V186L113 187V184H109V183H108L105 187L108 188ZM135 185H136V184H135ZM142 185H143V184H142ZM156 185H157V186L155 187V185H154V187L157 189L156 191L158 192V191H159L158 186H159L160 184H159V185L156 184ZM216 185H217V184H216ZM216 185H215V186H216ZM221 185H219V186L221 187ZM239 185H238V188H239ZM0 186H2V185L0 184ZM43 186L45 187V186H47V184H46V185H43ZM50 186H51V185H50ZM50 186H48V188H49ZM53 186H55V185H53ZM53 186H52V188H53L54 190L58 188V187L55 188V187H53ZM84 186H85V185H84ZM84 186H83V187H84ZM88 186H89V185H88ZM88 186H86L87 188H86V187H85V188H86V191H87L86 194L89 195V191H90V189H92V190H93V188L95 189V186L93 185V186H92L93 188H89L90 186H89V187H88ZM126 186H127V187H126ZM151 186H152V185H151ZM151 186L149 187V189H151ZM188 186H189V184H188ZM193 186H194V185H193ZM193 186H192V188H194ZM217 186H218V185H217ZM217 186H216V189L218 188ZM226 186H227V187H226ZM245 186H246V185H245ZM256 186H257V185H256ZM258 186H259V185H258ZM7 187H8V186H7ZM32 187H33V188H32ZM37 187H38V186H37ZM60 187H61V186H60ZM60 187H59V188H60ZM71 187H72V186H71ZM83 187H82V188H83ZM109 187H110V186H109ZM124 187H125V189H124ZM144 187H146V186L143 185V188L141 187V190H140V191L143 190L141 194H143V192H144ZM154 187H153V188H154ZM159 187H160V186H159ZM164 187H165V186H164ZM202 187H203V188H202ZM220 187H219V188H220ZM232 187H231V188H232ZM235 187H236V186H235ZM235 187H234V188H235ZM2 188H4V186H3ZM40 188H41V187H40ZM72 188H73V187H72ZM85 188H84V191H85ZM100 188H101V187H100ZM131 188H133V189L130 191L129 189H131ZM135 188H136V189H135ZM155 188H154V189H155ZM166 188H167V187H166ZM207 188H205V189H207ZM219 188H218V189H219ZM224 188H223V189L221 188V191H220V192H219V191H216L215 189H213L214 191H216V193H218V194L215 193L214 196H215V195H219L221 192L223 193V191L225 190ZM231 188H228L229 191H230ZM254 188H255V187H254ZM0 189H1V188H0ZM16 189H17V190H16ZM44 189H45V188H44ZM44 189H43V190H44ZM53 189H52V190L49 189V191L51 190V194H53L52 191L55 192ZM80 189H81V188L77 189V191L80 192ZM146 189H147V188H146ZM146 189H145V190H146ZM149 189H147V191L144 192V193H146V194H145L146 196L143 194V195H144L143 197H146V198H144V199H146V203H148V202H149V203H154L155 201H154V202H150L149 198H153V197H151V196L149 197V194H150V195H153L154 192H156V191H155L154 189H151V191L154 190V192H153V191L151 192ZM164 189H165V188H164ZM169 189H170V188H169ZM218 189H217V190H218ZM239 189L241 190V187H240ZM255 189H257V188H255ZM3 190H4V191L7 190V189H6V186H5V189H3ZM8 190L11 191L12 194L14 193V190L12 189V187H11V190H10V189H8ZM25 190H22V191L26 192ZM45 190H46V192L43 191V192H45V193L42 192V194H39V195H41V196H43L44 194H47V195H48V192H49L48 189H45ZM58 190H61V188L58 189ZM88 190H89V191H88ZM92 190H91V192L93 193L94 190H93V191H92ZM96 190H97V186H96L95 191H96ZM98 190H99V189H98ZM103 190H104V188H103ZM121 190H120V192H121ZM137 190H138V189H137ZM161 190H163V189H161ZM234 190H236V189H234ZM234 190L232 189V191H234ZM240 190H239V191H240ZM244 190H245V189H244ZM248 190H249V189H247V191H248ZM0 191H1V193L4 192V191H2V189H1ZM9 191H7V192H9ZM12 191H13V192H12ZM31 191H32V192H35V193H33L34 195L31 194ZM47 191H48V192H47ZM81 191H82V193H78V194H81V195H82V198H83V197H84L83 195H84L85 192L83 193V189H81ZM100 191H101V190H99L98 192H100ZM113 191H114V193H115L116 195H113V194H114ZM127 191H125L126 193H125V192L123 193L124 195L122 194V196H118V197H121V198H122L123 196H125V198L123 197L124 199H120V198L118 199V197H116V198L118 199L117 201H119V200H120V201H123V200H124L123 202H125V201L127 200V198H129L128 201L131 202L133 199H132V197H128L130 194H129V195L127 196V198H126V195H125V194H127ZM194 191H196V190L194 189ZM194 191H193V192H194ZM203 191H202V192H203ZM226 191H224V195H225V192H226ZM236 191H238V190H236ZM250 191H254V189H250ZM259 191H260V190H259ZM18 192H17V193H18ZM91 192H90V194H91ZM96 192H97V191H96ZM96 192H94V194H95ZM102 192H104V191H101V194H102ZM105 192H106V191H105ZM107 192H108V191H107ZM135 192H136V191H135ZM147 192H148V195H147ZM157 192H156V193H157ZM162 192H163V191H162ZM227 192H226V193H227ZM4 193H5V192H4ZM4 193H3V195H5V196H6V194H8V193H6V194H4ZM17 193H16V194H17ZM118 193H119V192H118ZM151 193H152V194H151ZM159 193L161 194V191H159ZM159 193H157L158 197L163 196V194L160 196ZM163 193H164V192H163ZM173 193H174V192H173ZM176 193H177V192H176ZM176 193L174 194V196H176ZM190 193H191V192H190ZM237 193H238V192H237ZM248 193H249V191H248ZM248 193H247V194H248ZM253 193H255V192H253ZM21 194H24V193L22 192V193H20V195H21ZM51 194H49L48 197L54 195V194H53V195H51ZM94 194H92V195H93V196H96L97 193H96L95 195H94ZM99 194H100V193H99ZM135 194H137V193H135ZM135 194H133V195H135ZM139 194H140V193H139ZM197 194H198V193H197ZM199 194H200V192H199ZM207 194H208V193H207ZM227 194H229V193H227ZM232 194H233V192H232ZM234 194H235V193H234ZM240 194H241V192H240ZM251 194H252V193H251ZM261 194H262V193H261ZM1 195H2V194H0V196H1ZM8 195H10V194H8ZM13 195H15V194H13ZM39 195H38V196H39ZM76 195H77V194H76ZM92 195H90V196H92ZM118 195H121V193L118 194ZM170 195H171V194H170ZM192 195H193V194H192ZM195 195H196V194H195ZM195 195H194V196H195ZM224 195H223L222 197H224ZM229 195H230V194H229ZM235 195H236V194H235ZM235 195H234V196H235ZM262 195H263V194H262ZM5 196H4V197H5ZM11 196H12V195H11ZM15 196L17 197V196H19V195L17 194V195H15ZM24 196H25V195H24ZM41 196H40V197H41ZM56 196H57V194H56ZM97 196H98V195H97ZM100 196H101V195H100ZM100 196H99V198H98L99 201L96 200V199H97L96 197H93V198H95V199L92 198V200H93V201L96 200V201H98V202H101V199H100V198L103 196V194H102L101 197H100ZM106 196H108V197H106ZM130 196H131V195H130ZM153 196H154V195H153ZM155 196H156V195H155ZM230 196H231V195H230ZM230 196H229V200H231L230 198H231L233 195H232L231 197H230ZM234 196H233V197H234ZM1 197H2V196H1ZM1 197H0V199H1ZM4 197H3V198H4ZM16 197H15V198H16ZM19 197H20V196H19ZM19 197H17V198L19 199ZM25 197H26V196H25ZM31 197H30V200H32V201H34V200L37 201L38 198H40V197H38V198L35 197L34 199H32ZM54 197H55V195H54ZM54 197H53V198H54ZM78 197H79V196H78ZM147 197H149V198H147ZM156 197H157V196H156ZM156 197H155V198H156ZM163 197H164V196H163ZM163 197H162V198H163ZM192 197H193V196H192ZM196 197H197V196H196ZM206 197H207V195H206ZM211 197H212V196H211ZM220 197H221V196H220ZM233 197H232V198H233ZM238 197H239V196H237V198H238ZM3 198H2V199H3ZM17 198H16V199H17ZM23 198H24V197H23ZM44 198H45V197H44ZM53 198H52V197H49L48 199H47V198L45 199L46 202L49 203V204H46V203H45V200L43 199V197H42V200H43V201H42L41 198H40V201H42L41 203L39 202V200H38L37 202H35V203L41 205V204L44 202V204H42V206H44V207H45V205H47V207H48L49 205L52 206V204H54V202H56V201H54L53 203L51 202V200H53ZM102 198H103V200H105L104 197H102ZM130 198H131L132 200H130ZM155 198H154V200H155ZM199 198H200V199H206L204 195H199ZM208 198H209V197H208ZM208 198H207V199H208ZM215 198H217V197H215ZM215 198H213V199H215ZM224 198H225V197H224ZM227 198H228V195H227ZM234 198H235V197H234ZM240 198L242 199V197H239L237 200L235 199V200H236L235 202H234V199H232L234 203H233V202L231 203V202L228 201V200H226V201L221 200V202H220V201L218 200V199H220V198H218V199H216V200H218L219 203L224 202V203L220 204V206L222 205V207H223V205L226 206V204H228V206H227V207H229V211H228L229 214L227 213V214H228L227 217H228L230 214H234L235 210L238 209V207L236 208L235 206H238V203H237V202H239L238 200H240ZM247 198H248V197H247ZM6 199H8V197H7ZM6 199H5V200H6ZM16 199H15V200H12V202L16 201ZM18 199H17V200H18ZM26 199H28V197H27ZM26 199H24V200H26ZM50 199H51V200H50ZM55 199H56V197H55ZM55 199H54V200H55ZM108 199H106V201H103V202H105V205L108 204L107 206H109V207L111 206V205H109V202H110V201H111V202L113 201L112 203L117 202V201L114 200V198L111 199V200H109V202H108ZM144 199H143V201H141L142 204L145 202ZM196 199H197V198H196ZM207 199H206V200H207ZM244 199H245V198H244ZM5 200H4V201H5ZM20 200H21V199H20ZM48 200H49L50 202H49ZM148 200H149V201H148ZM152 200H153V199H152ZM152 200H151V201H152ZM192 200L195 201L194 199H192ZM209 200H210V199H209ZM232 200H231V201H232ZM26 201H28V200H26ZM137 201H138V199H137ZM147 201H148V202H147ZM198 201H199V200H198ZM198 201L193 202V203H192L193 206H194V203H195V204H198ZM207 201H208V200H207ZM207 201H206V202H207ZM251 201H252V200H251ZM262 201H263V200H262ZM17 202H18V204H19L21 201H20V202L17 201ZM29 202H30V201H29ZM38 202H39V203H38ZM87 202H88V201H87ZM91 202H92V201H91ZM94 202H95V201H94ZM94 202H93V203H94ZM106 202H108V203L106 204ZM129 202H128V203H129ZM134 202H136V199H135V201H133V203L131 202V204H130V203H129V204H126V206H127L126 208H128L129 205H131V206H132V205H135ZM190 202H191V201H190ZM200 202L202 203L201 205L198 204V205H195V206L201 207V206L203 205V206H204L203 208H205V204H203V203H205V202H203V200H202V201L200 200L199 203H200ZM209 202H210V201H209ZM211 202H213L212 204H214V203H215V200H214V201H211ZM252 202H253V201H252ZM252 202H251V203H252ZM26 203H27V202H26ZM33 203H34V202H33ZM33 203H32V204H33ZM56 203H57V202H56ZM88 203H89V202H88ZM95 203H96V202H95ZM117 203H118V202H117ZM119 203H120V202H119ZM119 203H118V204H119ZM125 203H127V202H125ZM137 203H138L137 205L133 206L134 208H135L136 206H139V204H141L140 202H137ZM216 203H217V202H216ZM219 203H218V205H219ZM225 203H226V204H225ZM235 203H236V205H235ZM251 203H250V204H251ZM10 204H11V203H10ZM20 204H21V203H20ZM30 204H31V203H30ZM37 204H36V205H37ZM98 204H99V203H98ZM142 204H141V205H142ZM144 204H145V203H144ZM207 204H208V203H207ZM209 204H210V203H209ZM239 204H241V203H239ZM95 205H96V204H95ZM95 205H93V206L95 207ZM99 205H100V206L102 205L101 208H102V207H105V205H104L103 203H100ZM99 205H96V206H99ZM115 205H116V206H115ZM115 205L112 204L111 207H112L113 209L116 207V208H119V210H121V212H120V211H118V209H117V215L119 214V212L122 214V212H123L122 209H123V208H122V209L120 208V204H119V205L115 204ZM241 205H244V204L242 203ZM241 205H240V206H241ZM247 205H248V204L246 203V206H247ZM260 205H261V207H262V205H264V202H263V204H260ZM260 205H258V203H257V206H260ZM0 206H1V205H0ZM30 206H31V205H30ZM33 206H34V205H33ZM42 206H39V207L42 209ZM113 206H115V207H113ZM189 206H190V205H189ZM212 206H213L214 209H215V208H216V210L218 209L217 207H214L215 204L212 205ZM220 206H219V207H220ZM240 206H239V207H240ZM257 206H256V207H257ZM28 207H29V206H28ZM47 207L43 208L42 211H44V209H45V210L47 209V212H48L49 207H48V208H47ZM109 207H105L103 210H102V209H101V211L99 210V212L101 213V212H103L104 210H107ZM124 207H125V205H124ZM198 207H197V208H198ZM208 207L210 208L211 205H207V207H206V208H207V211L205 210V214H206V212H207V215L211 214V216L209 215V219H212L213 217L216 218V217H217V216H216L217 213L215 214V211H216V210H214V209L211 207V208H210L211 210H209V211H211V213H209V211H208ZM243 207H244V206H243ZM243 207H242V208H243ZM261 207H260V208H261ZM263 207H264V206H263ZM33 208L35 209V207H33ZM36 208L39 209V210H41L40 208H38V205H37ZM95 208H97V207H95ZM98 208H100V207H98ZM112 208H111V210L108 209L109 212H108V210L106 211V212H108V217H109V215H110L109 213H111V215H112V216H110L109 218H112V217H113V214H115L114 218L118 217V216H116V211H113ZM206 208H205V209H206ZM220 208H221V207H220ZM220 208H219V210H221V211L227 209V208H225V207H224V208H221V209H220ZM250 208H252V207L250 206ZM257 208H258V209H257V213L254 212L255 215H257V214H259V213H260V214L262 213V216L264 217V215H263L264 212H263V211L260 212V211H259L260 208H259V207H257ZM34 209H33V210H34ZM124 209H125V208H124ZM239 209L241 210V208H239ZM243 209H244V208H243ZM243 209H242V210H243ZM263 209H264V208H263ZM96 210H97V209H96ZM114 210H116V209H114ZM126 210H127V209H126ZM128 210H129V209H128ZM194 210H195V209H194ZM196 210H197V209H196ZM227 210H228V209H227ZM240 210H239V211H240ZM246 210H247V209H246ZM248 210H249V209H248ZM260 210H262V208H261ZM36 211H37V210H36ZM58 211H59V212H62V210L60 211V209H59ZM110 211H113V212H110ZM191 211H192V210H191ZM236 211H238V210H236ZM239 211H238V212H239ZM258 211H259V212H258ZM44 212H45V211H44ZM47 212H46V213H47ZM52 212H53V211H52ZM52 212H51V213H52ZM94 212H97V211L94 210ZM106 212H105V213H106ZM114 212H115V213H114ZM203 212H204V211H203ZM219 212H220V211H219ZM226 212H227V211H226ZM246 212H247V211H246ZM248 212H249V211H248ZM250 212H251V211H250ZM72 213H73V212H72ZM100 213L98 214V212H97V213H96V216H97V214L99 215L98 217H100V215L102 216L103 213H102V214H100ZM124 213H125V212H124ZM130 213H131V212H130ZM189 213H190V212H189ZM220 213H221V212H220ZM61 214H63V213H61ZM91 214H92V213H91ZM121 214H120V216H121L122 218L119 217L118 219H121V220H122L123 217H124V215H125L126 213H125V214H122V215H121ZM191 214H193V213L191 212ZM221 214H223V213H221ZM247 214H248V216H251L249 213H247ZM260 214H259V216H260ZM47 215H48V214H47ZM49 215H50V214H49ZM63 215H64V214H63ZM69 215H70V214H69ZM69 215L67 214V217H69ZM199 215H200V216L197 215L196 218L199 217V219H200V217H202V215H204V214L199 213ZM207 215H206V216H207ZM214 215H215V216H214ZM225 215H226V214H225ZM234 215H235V214H234ZM255 215H254V218H252L253 215H252V217H251V218H252V222H254L253 219H256ZM59 216H61V215H59ZM89 216H90V215H89ZM92 216H93V215H92ZM104 216H106V214H103L102 217L104 218ZM125 216H126V215H125ZM175 216H176V215H175ZM206 216H203V217H206ZM219 216H220V215H219ZM230 216H231V215H230ZM259 216L257 215V217H259ZM78 217H79V216H78ZM94 217H95V215H94ZM94 217H92V219H97V218H98V217H97V218H96V217L94 218ZM108 217H107V220H108ZM130 217H131V216H130ZM178 217H179V216H178ZM221 217H222V216H220V217L218 218L219 221H220ZM232 217H233V215L231 216V219H232ZM263 217H262V221H263V219H264ZM72 218H73V216H72ZM72 218H71V216H70L69 220H71ZM74 218H75V217H74ZM103 218L100 217V218H98V219L101 221ZM125 218H127V217H125ZM176 218H177V217H176ZM196 218H195V219H196ZM207 218H208V217H207ZM207 218H206V219H207ZM236 218H237V217H236ZM259 218H260V217H259ZM259 218H257V219H259ZM48 219H49V217H48ZM62 219H65V215H64V218H62ZM76 219H78V218L76 217ZM76 219H75V220H76ZM81 219H82V218H80V220H81ZM98 219H97V220H98ZM116 219H117V218H116ZM190 219H191V217H190ZM190 219L188 218V219H187V222H188ZM193 219H194V218H193ZM193 219H192V221H193ZM203 219H205V218H203ZM206 219H205V220H206ZM216 219H217V218H216ZM218 219H217V222H218ZM257 219H256L255 221L258 222L259 225H260V226H259V225H257V226L260 227V228L262 227L261 229L264 230V229H263V225L261 226V224H263L262 221L259 222ZM49 220H50V219H49ZM69 220L67 219V221H69ZM72 220H73V219H72ZM72 220H71V221H72ZM80 220H79V221H76L75 223H76V224H77V223H80ZM82 220H83V219H82ZM88 220H89V219H88ZM88 220H86V221H88ZM113 220H114L115 222L112 221V219H111L112 223L114 222V223L116 224V221H117V220H115V219H113ZM121 220H120V221H121ZM123 220H124V219H123ZM125 220H126V219H125ZM180 220H181V219H180ZM201 220H202V219H201ZM201 220H200V222H201ZM212 220H213V219H212ZM214 220H215V219H214ZM227 220H228V219H227ZM227 220H226V221H227ZM248 220H249V218H248ZM259 220H260V219H259ZM64 221H65V223H64L65 225L68 224L66 220H64ZM71 221H69V222L73 224V222H71ZM83 221H84V220H83ZM89 221H91V220H89ZM95 221H96V220H95ZM95 221H94V222H95ZM102 221H103V220H102ZM102 221H101V223H102ZM108 221H109V220H108ZM176 221H177V220H176ZM178 221H179V220H178ZM208 221H210V220H208ZM208 221L205 222V224H207ZM229 221H230V219H229ZM241 221H243V220H241ZM250 221H251V220H250ZM92 222H93V220H92ZM96 222H97V221H96ZM96 222L93 223V225H94V224H95V225L98 224V225H96V226H99L100 222H99V223H96ZM105 222H106V219L104 220V223H105ZM109 222H110V221H109ZM109 222H108V223H109ZM180 222H182V221H180ZM200 222H199L198 220H195L194 222H191L192 225L190 224L191 227L193 228L192 231H193V232L195 231L194 233H196L197 236H198L197 231H199V232H200L199 234H201L202 227H203V230H205V229L208 228V227L210 228V225H209L208 227H207L206 225H203V226L201 227V229H200V228H199V225L201 226V224H204V223H201V224H200ZM221 222H222V220H221ZM221 222H220V224L223 225V224L225 223V220H223V223H221ZM232 222H233V220H232ZM256 222H255V224H256ZM70 223H69V224H70ZM81 223H82V221H81ZM104 223H103V224H104ZM112 223L110 222V223H109L110 225L108 224V226L106 225L105 227H106V228H110L111 225H112ZM114 223H113V224H114ZM121 223H122V222H121ZM178 223H179V222H178ZM189 223H190V222H189ZM209 223H210V222H209ZM212 223L214 224V227H215V225H216L215 223H216V222L213 221V222H211V224H212ZM240 223H241V222H240ZM242 223H243V222H242ZM242 223H241V226H242ZM260 223H261V224H260ZM76 224H75L74 226H77V225H78V228H80L81 226H82V228L84 227V226H83V225H84V222H83V225H82V224H77V225H76ZM85 224H87V223L85 222ZM91 224H92V223H91ZM103 224H102V226L105 225V224H104V225H103ZM213 224H212V225H213ZM217 224L219 225L218 227H220V224H219V223H217ZM234 224H235V222L233 223L232 230H234V229L236 228V226H237V224H236V226H235ZM252 224H253V223H252ZM65 225H64V226H65ZM79 225H81V226H79ZM88 225H89V224H88ZM93 225H89V226L91 227V226H93ZM95 225H94V226H95ZM124 225H125V224H124ZM180 225H181V224H180ZM212 225H211V226H212ZM60 226H61V225H60ZM67 226H68V227H65L66 232H68V231H67L68 228H70V230H69V229H68V230L71 231V233H72L73 230H76V229L71 230V229H72L71 227H73V225L71 226V224H70V225H67ZM69 226H70V227H69ZM89 226H87V227H89ZM94 226L91 227V228H93V230H94ZM96 226H95V227H96ZM102 226H101V224H100V226H99L100 229L104 228V227H102ZM109 226H110V227H109ZM113 226H115V225H112V227H111L110 229H108V232H109V230H110V233H112V232H111V231H112L111 229H112V228H116V226H115V227H113ZM119 226H120V225H119ZM204 226H206L205 229H204ZM254 226H255V225H254ZM257 226H256V228H257ZM87 227L85 226L84 228H87ZM99 227H98V228H99ZM101 227H102V228H101ZM122 227H123V224H122ZM214 227L212 226L211 228H212L213 231L215 232L214 235L216 236V231H215L214 229H215V228H218V227H215V228H214ZM224 227H225V226H224ZM228 227L231 229V226H228ZM228 227H227V228H223V230H225V229L228 230ZM66 228H67V229H66ZM73 228H75V227H73ZM84 228H83V229H84ZM91 228H90V230H91ZM98 228H95V229H98ZM119 228H120V227H119ZM197 228H199L201 231H200L199 229H197ZM220 228H221V227H220ZM237 228H238V227H237ZM237 228H236V229H237ZM239 228H241V227H239ZM246 228H248L249 230H252V227H251L250 223L246 224ZM58 229H59V228H58ZM83 229H80V230H81V231H80L81 234H80V235L78 234V235H79L80 237L83 236L84 234H85V236H86V235L88 236L90 233L87 234L86 231L83 232V231H82ZM87 229H89V228H87ZM100 229H99V231H100ZM104 229H105V228H104ZM196 229H197V230H196ZM230 229H229V230H230ZM236 229H235V230H236ZM257 229H259V228H257ZM60 230H61V232H63V231H62V230H63L62 228H60ZM78 230H79V229H78ZM84 230H85V229H84ZM106 230H107V229H106ZM106 230H105V232H106ZM116 230H117L118 232H121L122 229H119V230H118V229H115V231H116ZM125 230H126V229H125ZM127 230H128V229H127ZM209 230L211 231V229H209ZM209 230H207V231H209ZM218 230H219V229H218ZM227 230L223 231V233H226V232L228 233L229 230H228V231H227ZM235 230H234V231H235ZM255 230H256V229H255ZM262 230H261V232H262ZM40 231H41V230H40ZM97 231H98V230H96V232H97ZM99 231H98V232H99ZM103 231H104V230H103ZM115 231H114V229H113V233H112L113 235H112V236H115V235H114V232H115ZM117 231H116V232H117ZM205 231H206V230H205ZM213 231H211V233L209 232L208 234H210V236H211V235L213 234V233H212ZM253 231H254V229H253ZM258 231H259V230H258ZM20 232H21V231H20ZM55 232H56V230H55ZM57 232H58V231H57ZM57 232H56V233H57ZM61 232L59 231L56 235L60 234L59 237L63 235V236H62V238H63L66 234H65V232H63V233L61 234ZM74 232H76V231H74ZM77 232H78V231H77ZM77 232H76V233H73V235L77 234ZM82 232H83L84 234H83ZM88 232H92V231H88ZM98 232H97V233H98ZM118 232H117V236H116V237H118V239H120V240L122 241V238H121V235H120V234L122 233V234L124 235L125 240H127L126 237H125V234H124V233H126L127 231H126V232H123V230H122L121 233H118ZM193 232H192V233H193ZM203 232H204V231H203ZM203 232H202V233H203ZM219 232H221V229L218 231V234H219ZM235 232H236V233H235ZM235 232H234V233L236 234V237H237V236L239 235V234H237L238 231H235ZM22 233H23V232H21L20 236L22 235ZM25 233H26V232H25ZM40 233H41V232H40ZM71 233L68 232L67 234L71 235ZM78 233H79V232H78ZM100 233H103V232H100ZM100 233H99V235H102V234H100ZM110 233H109V234H110ZM205 233H206V232H205ZM238 233H241V230H239ZM255 233H257V232H255ZM14 234H16V236H15ZM14 234H13V237H14V238H18V239H14V240H16L17 242L19 241V243H17L16 241L11 243V242L8 241L10 238H9V239L7 238V241H8L10 244L17 243V244L14 245V249H13L12 251H14L15 249H17V248H15L16 245H17V247H18V245H19V246L21 245V244H20V239H19V237H17V233H14ZM32 234H33V233H32ZM32 234H31V235H32ZM41 234H42V233H41ZM82 234H83V235H82ZM106 234H108V233H106ZM115 234H116V233H115ZM128 234L131 235L130 232H129ZM208 234L205 235V237H204L205 240H207V239H206V236H208ZM235 234H233V235H231V236L233 237ZM3 235H4V234H3ZM5 235L8 236L7 234H5ZM10 235H11V233H10ZM37 235H39V234L37 233ZM49 235H50V234H49ZM73 235H71V236H73ZM103 235H104V234H103ZM110 235H111V234H110ZM123 235H122V237H123ZM132 235H133V234H132ZM141 235H142V234H141ZM141 235H140V236H141ZM143 235H144V234H143ZM192 235H193V234H192ZM221 235L223 236V234H221ZM224 235H225V234H224ZM247 235H248V234H247ZM252 235H253V233H252ZM255 235H256V234H255ZM258 235H260L259 237H263V236H261L262 234H258ZM6 236H5V237H6ZM18 236H19V235H18ZM22 236H23V235H22ZM22 236H21V237H22ZM39 236H40V235H39ZM41 236H42V235H41ZM41 236H40V237H41ZM52 236H53V235H52ZM52 236H51V237H52ZM66 236H67V235H66ZM66 236H65V237H66ZM71 236H70V237H71ZM76 236H77V235H76ZM76 236H75V237H76ZM89 236H91V235H89ZM96 236H97V235H96ZM105 236H106V235H105ZM119 236H120V238H119ZM136 236H137V235H136ZM201 236H202V235H201ZM201 236H199V237H201ZM203 236H204V234H203ZM217 236H218V235H217ZM219 236H220V235H219ZM222 236H220V237L222 238ZM226 236H227V235H226ZM228 236H229V235H228ZM241 236H242V234H241ZM241 236H238V239H239V237H241ZM248 236H249V235H248ZM3 237H4V236H3ZM3 237L1 238L2 240L5 238V237H4V238H3ZM8 237H11V236H8ZM21 237H20V238H21ZM24 237H25V234H24ZM45 237H46V236H45ZM54 237H55V236H54ZM65 237H64V238H65ZM68 237H69V236H67L65 240H67ZM70 237H69V238H70ZM101 237H102V236H101ZM142 237H143V236H142ZM191 237H192V236H191ZM223 237H224V236H223ZM234 237H235V236H234ZM11 238H12V237H11ZM26 238H27V237H26ZM31 238H32V237H31ZM35 238H37V237H35ZM69 238H68V242H66L65 240H61V241H63L65 244H63V242H59V240H60L61 238H60L59 240H57L59 243H56V244L59 245L60 243H62V246H63V245H64V246L69 245L70 247H72L71 245H73V242H72L71 244H70V242H69L70 239H71L72 237H71L70 239H69ZM76 238L78 239V236H77ZM83 238H84V236H83ZM86 238H87V237H86ZM94 238L96 239L97 237H94ZM107 238H108V237H107ZM124 238H123V241H122V242L120 241L121 243L124 242ZM127 238H128V236H127ZM129 238H130V237H129ZM129 238H128V239H129ZM131 238H132V236H131ZM134 238H135V236H134ZM197 238H198V237H197ZM202 238H203V237H202ZM202 238H200V239H202ZM204 238H203V239H204ZM207 238H208V237H207ZM5 239H6V238H5ZM44 239H45V238H44ZM48 239H49V238H48ZM56 239H57V238H56ZM72 239H73V238H72ZM72 239H71V240H72ZM77 239H76V240H77ZM87 239L89 240V237H88ZM87 239H84V240H83L82 238H79V240H82L81 242L84 241V243H88V246H89V248H88V246H86L87 244H85V245H83V247H87V249H86V248H83V247H82V244H83V243H82V244L79 243L80 241L78 240V241H77V242H78V245H79V246L81 245L80 247L78 246L80 249L83 248L82 250H86V251L88 252V249H91V248H92V249H96V246H97V249H98L99 246H102V248H104V249H103V250H104V251H103L104 253H106L105 250L109 249L108 247H106V246L104 245L103 241H98L99 238H98V240H95V239L92 238L95 242H93V241L91 240V238H90V240H91L92 242H91L90 240H89V242H87ZM100 239H101V238H100ZM113 239H114V238H113ZM193 239H194V238H193ZM219 239H220V238L216 239V238H214V237H213V238H212V237H211V238H208V240H207L208 243H205L206 241L204 240L205 242L202 241L203 244L200 242V243L202 244V245L200 244L202 247H201V248H200V247L197 248V246H200V245H199V244H198V245L196 244V248H197L198 250H201L202 248H203L204 250L206 249V250H205L206 252L203 250V251H204L203 253H204V255L206 256V254L209 252V250L212 252V250H211V245L214 246V247H213L214 249H215V248L217 249V248L219 247L218 245L221 246V245L224 244V243H223V244H215V243H214L216 240H218V242H220L221 239H220V240H219ZM228 239H229V238H227V240H228ZM230 239H232V238H230ZM243 239H244L245 241H247V240L245 239V237H244ZM261 239H262V238H261ZM261 239H260V240H261ZM10 240H11V239H10ZM23 240H24V238H23ZM27 240H28V239H27ZM33 240H34V237H33ZM51 240H52V239H51ZM73 240H75V238H74ZM73 240H72V241H73ZM85 240H86V241H85ZM104 240H105V239H104ZM108 240H109V239H108ZM114 240H116V239H114ZM133 240H134V239H133ZM133 240H131V242H136V241H133ZM137 240H138V239H137ZM209 240H210V241H209ZM241 240H242V239H241ZM7 241H5V243H6ZM12 241H13V239H12ZM24 241H25V240H24ZM24 241H21V242L23 243V245H21V246L26 247V246H28V243L31 244V246H32V248L30 247V249H29V247H26L27 250L24 249V247L22 248V247L20 246L22 249H24V253H26V251H28V249H29V252H30V250H32V249L35 248V245H34L35 243L32 245V243H33L34 241H31V240L29 239L30 242H29V241H26L27 244H25L26 242L24 243ZM36 241H37V239H36ZM38 241H39V240H38ZM42 241H43V240H42ZM52 241H53V240H52ZM52 241L47 240V243H50V242H52ZM96 241H98V243H99L98 245H99V246L95 244V243H97ZM106 241H107V240H106ZM106 241H105V242H106ZM110 241H111V240H110ZM129 241H130V240H129ZM221 241H222V240H221ZM223 241H225V239H224ZM239 241H240V240H239ZM239 241H238V243H239ZM75 242H76V241H75ZM77 242H76V243H77ZM111 242H113V241H111ZM116 242H117V241H116ZM118 242H119V240H118ZM118 242H117V243H118ZM127 242H128V240H127ZM131 242H130V246H132V248H130V249H133L134 254H138V256H139V253H137V249H139V248H137L138 246L131 245ZM138 242H139V241H138ZM138 242H136V243H137V245L140 246L141 244H139L140 242H139V243H138ZM143 242H144V241H143ZM225 242H227V241H225ZM228 242H229V241H228ZM236 242H237V241H236ZM9 243H8V246L10 245ZM36 243H37V242H36ZM47 243H46V244H47ZM53 243H55V242L53 241L52 244H53ZM66 243H68V244L66 245ZM76 243H75V245H76V247H77V244H76ZM108 243H110V242L108 241ZM121 243H120V244H121ZM197 243H198V242H197ZM238 243H236V244H238ZM6 244H7V243H6ZM44 244H45V243H44ZM50 244H51V243H50ZM50 244H49V245L47 244V246H52V244H51V245H50ZM125 244H126V242H125ZM128 244H129V242H128ZM132 244H135V243H132ZM146 244H147V243H146ZM187 244H188V243H187ZM187 244H185V245H187ZM206 244H207V245L209 244L210 247H208ZM240 244H241V243H239V244L237 245V246H238L237 248H239V246L243 245V244H241V245H240ZM253 244H254V243H253ZM38 245H39V242H38ZM40 245H41V243H40ZM54 245H55V244H54ZM58 245H57V246H58ZM106 245H108L107 242H106ZM110 245H111V243H110ZM118 245H119V243H118ZM142 245H143V244H142ZM185 245H183V246L181 245V246H182V249H183V247H184ZM205 245H206L207 247H206ZM251 245H252V243H251ZM251 245H247V244H246L247 247H248V246H251ZM5 246H6V245H5ZM8 246L5 247V250H6V251H5L4 249L2 250L3 252L1 251V252H2L1 255H0L1 257H2V254H3L4 252H6V254H5V253H4V254H5V256L7 257V256H8L7 253H8L9 251H11V249L13 248V246L11 245L10 248H11V247H12V248L9 250V247H8ZM57 246H53V248H54V247H57ZM108 246H109V245H108ZM115 246H116L115 243H114V246H113V245H112V247L110 246L111 249H110V250H107L108 252H107V254H105V256L108 255L109 257H110V256L112 257L114 253H115L114 255H116V253H117L116 251H118V249H117L118 247H119V250H120V251L123 250V249H120V248H121L120 245H119L118 247L114 248ZM124 246H125V245H124ZM128 246H129V245H127L126 248H125V247H124V248L127 250V247H128ZM156 246H158V244H157ZM170 246H171V245H170ZM172 246H173V244H172ZM174 246H175V245H174ZM177 246H178V244H177ZM177 246H176V248H177L178 250L181 249V248H179V247H177ZM189 246H190V245L187 246V249H189V248H188ZM203 246H205L206 248H204ZM227 246H229V245H227ZM235 246H236L235 243H234V242H231V243H230V249L225 247L227 250L229 249L228 251L223 247L227 252L231 251V253L229 252V255H230V254L232 255V258H231V259H228V260L225 259V261L227 260V262H225L226 264H242L243 261H244V258H245V257H246V258H245V261H246V262H247L248 260L251 259V257H249V255H252V256H253L254 253L252 254V253L250 252L251 254H249L248 256H245V257L243 258V255H242V254H239V252H238L240 249H239V250H236L237 248H236ZM20 247H19V252H21V254H22L23 251H20V249H21ZM33 247H34V248H33ZM58 247H59V246H58ZM58 247H57V248H58ZM60 247H61V246H60ZM74 247H75V246H74ZM74 247H73V248H70V251H69V253H68L69 255H70L72 249L75 251L74 253H76V250L74 249ZM76 247H75V248H76ZM78 247H77L76 249H78ZM141 247L144 248V246H141ZM141 247H140V249H141ZM185 247H186V246H185ZM190 247H191L192 250L194 249V248H193L194 246H193V247L190 246ZM251 247H252V246H251ZM251 247H250V248L248 247L249 249L247 248V250H250ZM253 247H254V246H253ZM6 248H8V252H7V249H6ZM42 248H43V245H42ZM46 248H48V247H46ZM46 248L44 249V251H43V249H42V252H44V253H45V251H47V253L51 252V249H50L49 252H48V250H47ZM50 248H51V247H50ZM64 248H65V250H66V248H68V246H67V247H64ZM64 248H63V249H64ZM100 248H101V247H99V249H100ZM102 248L100 249L101 252H102ZM147 248H148V247H147ZM149 248H150V247H149ZM157 248H158V247H157ZM165 248H167V247L165 246ZM208 248H209V249H208ZM241 248H242V247H241ZM256 248H257V247H256ZM22 249H21V250H22ZM61 249H62V248H61ZM97 249H96V250H97ZM191 249H189L190 252H192ZM214 249H213V252H214ZM224 249H223V250H224ZM253 249L255 250V248H253ZM53 250H54V249H53ZM53 250H52V252H53ZM56 250H57V249H56ZM58 250H59V248H58ZM67 250H68V249H67ZM73 250H72V251H73ZM78 250H79V249H78ZM96 250H95V253H97ZM128 250H129V249H128ZM171 250H173V249H171ZM174 250H175V248H174ZM195 250H196V249H195ZM198 250H197L195 253H197ZM217 250H218V249H217ZM221 250H222V249H221ZM225 250H224V251H225ZM254 250H253V252H254ZM256 250H257V249H256ZM32 251H33V250H32ZM92 251H93V250H92ZM123 251H124V250H123ZM129 251H131V250H129ZM139 251H140V250H139ZM141 251H142V250H141ZM141 251H140V254H141ZM143 251H144V250H143ZM148 251H149V250H148ZM176 251H177V250H175V252H176ZM180 251L182 252V250H179V252H180ZM189 251H188V252H189ZM193 251H194V250H193ZM219 251H220V248H219L218 251L215 250V252H218V253L221 255V256L219 255V257L224 256L223 258H226V257H227V258H230L229 255H227V253H224V254L227 255V256H226V255L221 254V252H219ZM251 251H252V250H251ZM16 252H17V251L15 250V253L13 252V254H14V255L17 254ZM19 252H18V253H19ZM29 252H27V253H29ZM33 252H34V251H33ZM52 252H51V253H52ZM54 252L57 253V251H55V250H54ZM54 252H53V253H54ZM59 252H60V251H59ZM61 252H62V250H61ZM65 252L67 253L68 251H65ZM65 252H62V257H63V258H64L65 255H66ZM78 252H79V251H78ZM90 252H91V251H89V253H90ZM103 252H102V253H103ZM125 252H126V251H125ZM125 252H123V254H125ZM127 252H128V251H127ZM133 252L131 251L132 256H133ZM171 252H172V251H171ZM175 252H174V253H175ZM186 252H187V250H186V251L184 250V253H186ZM190 252H189V255H190ZM211 252H209L208 254H210ZM213 252H212L211 254H215V256L218 255L217 253H213ZM247 252H248V251H247ZM261 252H262V251H261ZM261 252H260V253H261ZM9 253H12V252H9ZM27 253H26L25 255H27ZM30 253H32V252H30ZM44 253H43V255H44ZM51 253H49V254H51ZM53 253H52V254H53ZM63 253H64V254H63ZM74 253H73V254H74ZM91 253H92V252H91ZM91 253H90V254H91ZM93 253H94V251H93ZM95 253H94V254H95ZM102 253H99V251H98V254H100V255H99V258H100V256L103 257V254H102ZM129 253H130V252H129ZM129 253H127V254H128V255H131V254H129ZM146 253H147V252H146ZM174 253H173V255H175V254H180V253H178V252L175 253V254H174ZM195 253L193 252V253L191 254L192 256L190 255V257H195V256H197V255L199 256V254H200V257H201V256L203 255L202 252H200V253L198 252L199 254L197 253L196 255H195ZM201 253H202V255H201ZM255 253H257V252H255ZM4 254H3V257H5ZM13 254H12V255H13ZM19 254H20V253H19ZM52 254H51V255H52ZM68 254L66 255V258H68ZM98 254H97V255H98ZM101 254H102V255H101ZM118 254H120L119 251H118ZM118 254H117V255H118ZM121 254H122V252H121ZM123 254H122V255H123ZM160 254H161V253H160ZM163 254H165V253H163ZM169 254H170V253H169ZM169 254H168V252H167V255H169ZM171 254H172V253H171ZM186 254H187V253H186ZM193 254H194L195 256H193ZM216 254H217V255H216ZM12 255H11V256H12ZM22 255H24V254H22ZM22 255H20V256H22ZM54 255H56V254L54 253ZM54 255H52V256H54ZM57 255H58V254H57ZM57 255H56V256H57ZM59 255H60V253H59ZM59 255H58V256H59ZM74 255H75V254H74ZM92 255H93V254H92ZM95 255H96V254H95ZM117 255H116V258H117ZM122 255H120V256L122 257ZM128 255H127V256H128ZM173 255H172V257H173ZM246 255H247V254H246ZM254 255H257V254H254ZM261 255H262V253H261ZM11 256H10V257H11ZM28 256H29V254H28ZM28 256H27V257H28ZM31 256H32V255H31ZM44 256H46V255H44ZM52 256H51V257L49 256V257H50L51 259H53L54 257L52 258ZM60 256H61V255H60ZM70 256H71V255H70ZM120 256H119V257H120ZM123 256H124V255H123ZM132 256H129V257L131 258ZM136 256H137V255H136ZM141 256H143V253H142ZM141 256H140V257H141ZM144 256H145V255H144ZM176 256H178V255H176ZM198 256H197V257H198ZM225 256H226V257H225ZM1 257H0V260H1ZM8 257H9V256H8ZM8 257H7V258H2V260H4V259H6L7 261L11 260L12 257L9 258V259H8ZM47 257H48V256H47ZM62 257H61V258H62ZM72 257H73V256H72ZM95 257H96V256H95ZM102 257H101V259H99V260H100L99 262H98V258H97V257L95 258V259H97V263H100V262H101ZM113 257H114V256H113ZM119 257H118V258H119ZM129 257H128V258H129ZM134 257H135V256H134ZM140 257H139V258H140ZM145 257L147 258V256H145ZM145 257H144V259H145ZM157 257H158V256H157ZM157 257H156V258H157ZM169 257H171V256H169ZM169 257H168V258H169ZM172 257H171V258H172ZM202 257H204V256H202ZM207 257H208V255H207ZM207 257H206V258H207ZM210 257L212 258V256H210ZM210 257H209L208 260H207L209 264H211L210 262H212V261L210 260ZM213 257H214V255H213ZM247 257H249V258L247 259ZM257 257L259 258V255H257ZM19 258H20V257H19ZM29 258H30V257H29ZM56 258H57V257H56ZM56 258H55V259H56ZM66 258L64 259V260H65V263H66V262L68 263L69 260H67ZM69 258H70V261H71V257H69ZM106 258H107V257H106ZM123 258H124V257H122V260H123ZM130 258H129V260H130ZM152 258H153V257H152ZM160 258H161V257H160ZM162 258H163V260H164V258H167V257H163V256H162ZM176 258H177V257H176ZM198 258H199V257H198ZM223 258H222V259H223ZM253 258H254V256H253ZM258 258H257V261H260V259H258ZM46 259H47V258H45V260H46ZM55 259H54V260H55ZM95 259H94V260H95ZM124 259H125L124 261H121V264H122V262H124V263H127V262H128V261H127L128 259H127L126 257H125ZM126 259H127V260H126ZM135 259H136V257H135ZM137 259H138V258H137ZM142 259H143V258H142ZM147 259H148V258H147ZM147 259H146V260H147ZM157 259H158V260H161V259H159V257H158ZM157 259H156V261H155V258H153V259L150 258V259H149V264L151 263L150 260H152V262H153V260H154V263L156 262V264H157V261H158ZM174 259H175V258H174ZM174 259H173V260H174ZM199 259H202V260L204 261V263H203L202 260H201L200 263L205 264V262H206V261H205V260H206L205 258H199ZM219 259H220V258H219ZM219 259L216 257L215 260H219ZM222 259H221V260H222ZM255 259H256V258H255ZM261 259H264V256H263V258H262V256H261ZM6 260H5V261H6ZM12 260H14V259L12 258ZM56 260H58V258H57ZM62 260H63V259H62ZM108 260H109V259H108ZM114 260H115V257H114ZM116 260L118 261V259H116ZM116 260H115V262H116ZM119 260H121V258H120ZM167 260H168V259H167ZM215 260L213 259V261H214V262H212L213 264L216 263ZM5 261H3L4 264H6V262H7V261H6V262H5ZM31 261H33V260H32V259H31V260L29 259V262L26 261V263H27V264H30ZM35 261H36V260H35ZM35 261H34L33 263L37 264L38 261H37V262H35ZM40 261H42V260L40 259ZM40 261H39V263H40ZM47 261L50 262V259L47 260ZM102 261H103V260H102ZM192 261H193V260H192ZM196 261H197V259L195 260V262H196ZM198 261H199V260H198ZM198 261H197V262H198ZM209 261H210V262H209ZM245 261H244V262H245ZM251 261H252V259H251ZM251 261H250V262L248 261L247 263H249V264H255L254 262H255L256 260L252 261L253 263H252ZM0 262H1V261H0ZM13 262H14V261H13ZM13 262H12V263H13ZM51 262H52V260H51ZM53 262H56V264H57V262H58V264H60L59 261H53ZM60 262H61V260H60ZM63 262H64V261H63ZM84 262H85V261H84ZM105 262H106V261H105ZM164 262H165V261H164ZM167 262H168V264H173V263H172V259H171V261H167ZM173 262H174V261H173ZM222 262H223V261H222ZM246 262L243 263V264H246ZM12 263H10V264H12ZM24 263H25V262H24ZM65 263H64V264H65ZM74 263H75V264H78V262H77V263L74 262ZM74 263H73V264H74ZM79 263H80V262H79ZM90 263H91V262H90ZM107 263H108V262H107ZM118 263H119V261H118ZM136 263H139V262H136ZM136 263H135V261H134V259H133V257H132V260H130V263H127V264H136ZM143 263H145L144 260H143ZM143 263H142V264H143ZM192 263L194 264V261H193ZM192 263H191V264H192ZM200 263H199V264H200ZM217 263L219 264L220 261H217ZM217 263H216V264H217ZM256 263H257V262H256ZM259 263H260V262H258L257 264H259ZM263 263H264V262H263ZM263 263L261 262L260 264H263ZM1 264H2V262H1ZM7 264H9V263H7ZM51 264H53V263H51ZM81 264H82V263H81ZM86 264H87V263H86ZM88 264H89V262H88ZM93 264H95V262H94ZM104 264H105V263H104ZM110 264H111V263H110ZM115 264H117V262H116ZM146 264H147V261H146ZM189 264H190V263H189ZM195 264H197V263H195ZM206 264H207V263H206ZM220 264H221V263H220ZM222 264H223V263H222Z\"/></svg>",
  "mask_w": 264,
  "mask_h": 264
}]
</instances>
